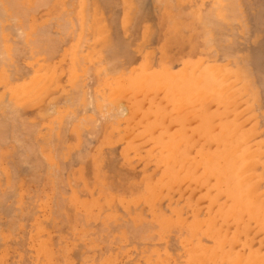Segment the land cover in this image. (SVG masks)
<instances>
[{
	"label": "rangeland",
	"instance_id": "1",
	"mask_svg": "<svg viewBox=\"0 0 264 264\" xmlns=\"http://www.w3.org/2000/svg\"><path fill=\"white\" fill-rule=\"evenodd\" d=\"M1 1H3L4 3H3V6L5 5V7L9 4V5H11L12 4V2H13V5H11V7L12 6H14V7H12L13 9H11V7L10 6H7V7H10V9H8V10H10V11H12V12H7V11H5L4 12V14L6 15V12H7V14L8 15H10L11 13H12V15L14 14V16L13 17H15V14L16 13H18V15L19 16H24L25 14H27V16L29 17H27L26 15H25V18L22 16V20L24 21H26L27 23H28V21H29V19H30V21L32 20L33 22L31 23L30 21V23L29 24H32L33 25V23L35 22V21H37V23H34V24H36V25H38V26H40V22H42L43 21V23L45 24V22H44V20L45 21H47V19H48V22H50L49 20H52V17H56V19L59 17V16H62L63 14H61L60 15V13H62L64 10L65 11H68V8H65V5H66V7H68V3H70V7L69 8H71V9H69L70 11H69V14L71 13V16L73 17V18H75L74 20L76 21L75 23H78V25L77 24H75L74 23V20H73V18L69 15V14H65V16H64V18L65 19H67V22H69L70 23V25H69V23L68 24H66V25H68V26H66L65 27V25H62V26H60V27H65L64 29L66 30V32H68L67 31V29H68V27L69 26H71L72 28H74V29H72V28H70L69 27V29L68 30H70L71 32H69V33H65V30H64V32L63 33H65L66 34V38L67 39H69V40H67V39H64L65 37H61L62 39H59V37H60V35L62 36L63 34H60L59 35V33H60V28L56 25V24H54V22H57L58 20H56V21H52L53 23V25H50L52 28H51V30L53 31V33L54 34H56V32H54L55 30H59V32H58V36L59 37H55V35L54 34H52V35H50V34H48L49 35V39L53 36V37H55L54 39L56 40V38H58L57 40H58V42H56L54 39V41L53 42H56V43H53V42H51L52 41V38H51V41L50 40H48V35L46 36V37H39V36H43V34L44 33H42V32H40L41 30L43 31V28H39V27H37V28H39L40 30H30L29 29V27H32L31 25L28 27V25H27V31H29L30 33H33V31H35L34 32V36H32L34 39H35V34L37 33V34H39V35H36V38H38V40L40 41L39 43H41L42 45H43V43L42 42H46L47 40L52 44V46L54 47V45L53 44H58L59 43V41L60 40H67V42H65L64 41V43L63 42H61L60 44H58V45H60L59 46V49L58 50H55L53 47H51V48H49L51 51H52V53H53V50H55L54 51V53L53 54H51L50 52V50H48V45L50 44H48L47 42H46V44H44V45H46L47 46V48L44 46V48H46V51L48 52L49 51V54H47V52L42 48L43 46H40L39 44H38V40H34L33 38H26V39H28L29 41H28V43H27V41H24L23 39H22V37H21V39L20 40H23L24 42H25V44H23L22 42H20V40H18V38L20 37V36H18V32H16L15 30L19 27H16L19 23H20V21H19V23H17V24H15L19 19L17 18V21L14 23V18H12V17H10V16H8L7 18H5V15L3 14V13H1V9H0V14H2L3 15V17H1L2 18V21H3V19H5V20H8V21H11L10 23H11V25L8 23V21H5V22H7V24H8V26H5L6 28H3V30L4 29H8L7 27H9V30H11V26L12 25H14L15 24V26L14 27H16V28H14L13 29V26H12V30L14 31H12V34H11V36L12 37H10L9 36V34H10V32H7V33H9L6 37L7 38H9V40H13V38L15 39L14 41H18V42H20L19 43V45L18 46H21V47H18L19 49L21 48V49H23V50H26V48L27 47H24V45L25 46H27L28 44H30L29 42H30V39L32 40V43H34L33 44V46L35 47V48H33L32 46H31V44H30V46L28 45V50L30 49L29 47H31V48H33L34 50L33 51H35V49H36V47H38L39 48V46L42 48V50H40V51H42V52H44L43 54H41V53H39L38 54V52L37 51H39V50H37L36 49V54L34 55V57H33V54H32V49H30V52H31V54H30V52H25V56H27V58H25L24 57V55H22V56H20L22 53H23V50H22V53L19 55L20 57L18 58V63H17V60H16V56H15V59H14V61L16 60V62H14L13 61V57L9 60H7V62H8V64H10L11 62V64L10 65H12V66H9L8 67V65H7V67H6V60H4V63H6V64H4L3 66H4V68L3 67H1V71H4V72H6L7 71V73H9L8 75L6 74V76H8L9 78L11 77V79H9V78H7L1 71V73L4 75H1L0 74V76H1V78L4 80V78L3 77H5V79H8V82H6L7 80H4V82L2 81V79L0 78V81H2V82H0V102H1V104H0V120H2V121H0L1 123H0V136L3 134V133H5L6 135H7V137L6 136H4L5 134H3L1 137H0V192H2L3 191V194H1V195H3V199H2V196L0 195V227L2 228L3 226V228L1 229L0 228V231L1 230H4V231H6L7 230V232L6 233H8L7 234V236H5L4 234H3V236H2V234H0L1 236H2V238H1V236H0V238H1V240H0V245H1V247H0V251H3L4 250V248H6L5 250H6V252L7 251H9V252H7L6 254H5V257H0L2 260H3V262L1 261L0 263L1 264H7V262H8V264H9V262L10 263H12V264H36L37 262H36V260H38V258H40V256H42V254H44L45 255V258H46V260H47V262L49 261V260H51L52 259V261H50V262H52V264H54L53 262L55 261V263L56 262H59L60 264H103V263H105V264H152V262H151V260L154 258L155 260L158 258V257H156V256H159V254L160 253H163V254H165L166 255V252H164L165 251V249H166V251H170V249L172 250L171 251V255L175 252L176 253V251H178V250H181V251H178L179 253H176L177 255L179 254V255H181L178 259H180V258H182L181 260H178V262L176 263V264H187V260L188 259H191V258H194L195 256H196V254H200L201 253V255L203 254V255H205V253L207 252L206 251V248H204V245L205 244H207L208 243V254L209 255H211L212 254V252L214 251L213 249L215 248V247H217V248H215V250L216 249H218L216 252H217V254L220 252V250L222 251V253L224 252L225 254H221V255H215L214 256V253H213V256L215 257V258H207L206 257V255H207V253H206V255L204 256V258L206 257V260H207V262H206V264H217V262L219 261V260H221V258H225L226 260H225V263L226 262H228L227 264H233V262H229V260L230 261H233V260H235V259H237L240 255H243L244 253V255L242 256L243 258H248V256H250V254L252 255L253 253H257L258 254V252L259 251H257V247L259 246V249H260V252H259V254L262 252V250H263V252H264V231L261 229V231H258V230H260V228L262 227V223L264 222V221H261V220H264L263 218H264V215H263V210H262V204H264L263 202L264 201H262V199H264V197L262 198V195L264 196V194H262L263 192V190L261 191L260 189H258V190H260L259 192H262V193H260V195L259 196H261V200H259L258 201V199H260V198H255V196H256V194H258L259 192H257L256 194H254V195H252V197H250V198H255V199H257V200H255V202H256V206H254V208L256 207V209L254 210V212L257 210V211H259V209L261 208V211H259V212H261L260 213V216L258 215V214H255V220H256V215H258V218H257V220L256 221H258L260 218L259 217H261V219H260V222H262L261 224H260V222H257V224L256 225H261V227H259V228H257L255 225H253L255 228L253 229V226H252V223H253V221H254V218L249 222V221H247V222H249L250 224H251V227H252V229L249 227L250 226V224L248 223V225L249 226H247V228L244 226V230L243 229H241V230H243V231H247L246 229H248V228H250V229H248L249 230V232L247 233V234H249V235H247L246 233L244 234V232L242 231L241 233H240V235L238 234L237 236L239 237L240 236V240H238V241H236L235 243H233L234 242V240L235 239H237L236 237H234L236 234H237V230H236V234L233 236L234 237V240H232L233 238H230L231 236H232V231L234 230L233 228L236 226V225H234V224H237L238 226L237 227H235V229L236 228H241V226H242V224H241V220L239 219V222H237V223H235V219L238 217V218H240L239 216V214H240V211H241V209H238V205H240L241 204V206H245V204L243 203L244 201H240V204H238V203H234V202H236V199L234 198V195H233V193H230V189H227V188H230V185L229 184H227V182L226 181H224V185L222 184V183H220V185L219 184H217L218 182V180L214 177H212V175L210 176L208 173H206V171H204V169L205 168H201L202 166L203 167H205V165L203 164V162H205L204 160H202L201 158V156H202V151H204V152H207L208 153V151H209V153H210V150L212 151V152H214L215 151V149L217 150V148L219 149V147H215V146H213V145H216V144H218L219 143V145H220V147L221 146H223L224 145V143L225 142H227V143H229V142H231L232 140V137H233V141L234 142H237V141H240L241 140V138H242V140H243V138H245V137H243L242 135H244V134H241L242 133V130L244 131V129H245V131H246V129L247 128H249V126H253V127H251V129H253V128H256V129H254V130H256V131H258L259 130V133L257 132L256 134H254V132H256V131H254V130H249V129H247V132L246 133H250L251 131H253L252 132V134H246L245 133V136H250V137H252V138H250V137H247L248 138V140H245L244 139V141L246 142H242L244 145H247L248 144V141H249V143H253L254 141H262L264 138V136L262 137V135H264L263 133H264V130H261V128L263 127V125H264V0H253L254 2H252L251 3V0H242L243 1V4H244V6H246V4H249L250 3V5H248L247 7H249V8H247V7H244V10H247V11H244V12H248L247 14L246 13H244L243 11H241V13L240 14H243V16L245 17V19H247V25L245 24V23H239L241 20H242V18H243V16H238V17H240L241 18V20L240 21H237L238 19H237V17H236V19L237 20H234L235 21V23L233 22V20H232V18L233 17H231V16H229L228 17V19H226V17L224 18V19H226L225 21H226V23H224V20H222V18L219 16V14H217L216 13V10H215V8H217V7H219L218 5L219 4H216V6L217 7H213L214 6V4L215 3H218V2H215V0H213V2H214V4H213V2H212V0H134V1H132V0H130V1H128V0H92L95 4L97 3V6L92 2L91 3V0H89V1H87V0H76V1H74L73 2V0L72 1H70V2H68L69 0H65V3H64V0H58V1H56V0H50L49 1V3H48V0H47V2L45 1V0H43L42 1V3H41V1H36V0H24L23 1V3H22V0H21V3H20V5L22 6V8H21V6L19 5V1L17 0V1H15V0H13L12 2H11V0L9 1V0H1ZM8 1H9V3H8ZM15 1V2H14ZM33 1L34 2H36V3H33ZM52 1V2H51ZM56 1V2H55ZM62 1H63V3H62ZM83 1L85 2V4L86 5H88V2H90L89 3V7L87 6V8H90V9H88V10H90L89 12H87L88 10L86 9V6H84L85 8L83 9L82 7V5H84L83 4ZM127 1V2H126ZM137 1H139V2H137ZM155 1V2H154ZM167 1V2H166ZM176 1H178V2H176ZM181 3H180V2ZM202 1V2H201ZM205 1V2H204ZM218 1V0H217ZM27 2H28V4L31 6L30 7V9L27 11V10H25L24 8H23V6L25 7H27V9L29 8V5H27ZM39 2L41 3V4H39ZM44 2H46V4H44ZM51 2V3H50ZM67 2V3H66ZM131 4H130V3ZM132 2H133V4H132ZM208 2V3H207ZM238 2V1H237ZM240 2H241V0H240ZM239 2V3H240ZM248 2V3H247ZM11 3V4H10ZM33 3V4H32ZM59 3V4H58ZM60 3H62V4H60ZM134 3H136L135 5H134ZM143 3V4H142ZM154 3V4H153ZM166 3V4H165ZM169 3V4H168ZM207 5H206V4ZM209 3H211V5H213V6H210L209 7ZM255 3V4H254ZM259 3H260V5H259ZM7 4V5H6ZM16 4H18L19 6H20V9L22 10H25L24 12H25V14H24V12H23V10H22V12L23 13H20L21 11H19L18 12V10H20L19 8H16L15 6H17L18 7V5H16ZM32 4V5H31ZM49 4V5H48ZM74 4V5H73ZM111 4V5H110ZM172 4V5H171ZM182 4V5H181ZM204 4H205V6H204ZM209 4V5H208ZM243 4H242V7H243ZM252 4V5H251ZM258 6H257V5ZM263 4V5H262ZM42 5V6H41ZM48 5V6H47ZM91 5L94 7L95 6V12H93V7H91ZM110 5V6H109ZM134 5V6H133ZM159 5V6H158ZM2 6V7H3ZM44 6V7H43ZM73 6H74V12H73ZM133 6V7H132ZM136 6V7H135ZM186 6V7H185ZM239 6V5H238ZM7 7H6V9H7ZM35 7V8H34ZM55 7V8H54ZM109 7V8H108ZM241 6H240V8H242ZM15 8V9H14ZM128 8V9H127ZM140 8V9H139ZM214 8V9H213ZM239 8V7H238ZM252 8V9H251ZM253 8H255V9H253ZM17 9V10H16ZM31 9L33 10V11H31ZM63 9V10H62ZM67 9V10H66ZM132 9V10H131ZM146 9V10H145ZM179 9V10H178ZM191 9H192V11H191ZM200 9H202L201 10V12H203L202 13V15H203V18H202V16H201V12H199V10ZM204 9V10H203ZM212 9V10H211ZM250 9L252 10V11H250ZM15 10V11H14ZM57 10V11H56ZM83 10L84 11H86L87 12V14H83ZM131 10V11H130ZM139 10V11H138ZM173 10V11H172ZM198 10V11H197ZM209 10H211V13H213V14H216V15H211L210 14V12L207 14L208 16H210L209 17V19L211 20H208L207 19V15H206V13L205 12H208ZM242 10H243V8H242ZM254 10H256V11H254ZM27 11V12H26ZM44 11V12H43ZM56 11V12H55ZM112 11V12H111ZM126 11H128V15L130 16V19H129V21H128V15H127V12ZM130 11V12H129ZM142 11V12H141ZM171 11V12H170ZM177 11V12H176ZM179 11V12H178ZM184 11V12H183ZM219 11V9H217V12ZM51 12V13H50ZM93 12V13H92ZM109 12H111V13H109ZM126 12V13H125ZM132 12V13H131ZM134 12V13H133ZM140 12H141V14H140ZM145 12V13H144ZM164 12V13H163ZM194 12V13H193ZM220 12V11H219ZM240 12V11H239ZM243 12V13H242ZM21 15H20V14ZM29 13V14H28ZM66 13V12H65ZM90 13H92V14H94V15H92V14H90ZM114 13V14H113ZM170 13V14H169ZM172 13V14H171ZM190 13V14H189ZM204 13H205V15H204ZM74 16H73V15ZM84 16H83V15ZM111 14H113V15H111ZM169 14V15H168ZM180 14V15H179ZM210 14V15H209ZM261 14V15H260ZM17 15V14H16ZM17 15V17H19ZM29 15H32V16H29ZM70 16V18L68 19V17ZM132 15V16H131ZM134 15V16H133ZM140 15H143V16H140ZM178 17H177V16ZM218 15V16H217ZM246 15V16H245ZM1 16V15H0ZM88 16L90 17V18H88ZM94 16L95 17H97V21H100V22H95V20H94ZM126 16V17H125ZM136 16V17H135ZM170 16V17H169ZM200 16V17H199ZM205 16H206V18H205ZM214 17V19L215 18H217V17H220V19L219 18H217V20H214L213 19V17ZM217 16V17H216ZM259 16H260V18H259ZM34 17V18H33ZM67 17V18H66ZM83 17H86L85 19H88V22L87 21H85V19H83ZM141 17V18H140ZM247 17V18H246ZM10 20H9V19ZM20 19H21V17H19ZM26 18H27V20H26ZM32 18V19H31ZM44 18H46V19H44ZM136 18V19H135ZM179 18V19H178ZM235 18V17H234ZM13 19V20H12ZM16 19V18H15ZM58 19H63V17H61V18H58ZM77 19V20H76ZM79 19V20H78ZM94 20V22L93 23H91L92 21H90V23H89V20ZM123 19H124V22H123ZM164 19V20H163ZM168 19V20H167ZM200 19H201V21H200ZM213 19V20H212ZM244 19V18H243ZM259 19V20H258ZM64 20V19H63ZM63 20H61V21H63ZM72 20V21H71ZM111 20V21H110ZM203 20H204V22H203ZM207 20V21H206ZM218 20H220L222 23H220V21L218 22L219 24H220V26H221V24H222V26L220 27L219 26V24L218 23H216V21H218ZM229 20V21H228ZM230 20H232L231 22H230ZM0 22L1 23V25L4 23V22ZM12 21H13V23H12ZM61 21H60V23H61ZM132 21V22H131ZM135 21V22H134ZM171 21V22H170ZM177 21V22H176ZM230 23H228V22ZM47 22V23H48ZM83 22V24H85V22L86 23H88L87 25H89V26H91L90 24H93L92 25V27L89 29V28H87L86 27V24L85 25H83V24H80V23H82ZM104 22H105V24L107 25V26H105V29L103 30V32L101 31V32H99L98 33V29L97 28H99V26L101 27V28H99V31L100 30H102L103 28H102V26L101 25H103L104 24ZM123 22V23H122ZM150 22V23H149ZM162 22V23H161ZM206 22H208V23H206ZM245 22H246V20H245ZM256 22V23H255ZM43 23H41L42 24V26L44 25ZM47 23H46V25H47ZM51 23V22H50ZM66 23V22H65ZM64 23V24H65ZM72 23H74V24H72ZM94 23H96V24H94ZM110 23V24H109ZM126 23V24H125ZM127 23H130V24H128L127 25ZM202 23H204V24H202ZM210 23V24H209ZM212 23V24H211ZM213 23H214V26H213ZM215 23H216V25H215ZM228 23V24H227ZM259 23V24H258ZM21 26H22V28L20 27V29H23V25L25 24V22H24V24L22 23V21H21ZM58 24V23H57ZM61 24H63V22L61 23ZM132 24V25H131ZM135 24V25H134ZM137 24H138V26H137ZM150 24V25H149ZM205 24H209L208 26L207 25H205ZM224 24H226V25H224ZM233 24V27L232 26H230V25H232ZM262 24V25H261ZM20 25V24H19ZM49 25V24H48ZM48 25H47V28H48ZM79 27V28H81V31H82V29H84V33L83 32H79V30L80 29H78V28H76L77 29V31H75V27H77V26ZM81 25L83 26V28L81 27ZM152 25V26H151ZM155 25V26H154ZM172 25V26H171ZM229 25V26H228ZM241 25V26H240ZM242 25H243V27H242ZM250 25V26H249ZM26 26V25H25ZM24 26V27H25ZM49 26V27H50ZM56 26V27H55ZM94 26V27H93ZM124 28H123V27ZM126 26V27H125ZM127 26H128V28H127ZM131 26H134L133 27V29L131 28ZM224 26H225V28H224ZM227 26H228V28H230V29H228L227 28ZM238 26V27H237ZM260 26V27H259ZM1 27H3V26H1ZM44 27V26H43ZM136 27V28H135ZM211 27V28H210ZM219 27V28H218ZM36 27H35V29H37ZM86 28V29H85ZM93 28V29H92ZM95 28V29H94ZM109 28H110V30H109ZM129 28H131V30H132V33H131V30L129 29ZM149 28V29H148ZM150 28H152V30L150 29ZM220 29V30H213V29ZM224 28V32L226 33V35H225V33L224 32H222L223 29ZM227 28V29H226ZM260 28V29H259ZM25 29H26V27H25ZM32 29V28H31ZM34 29V28H33ZM49 29V30H48ZM47 29V31L44 29V31L45 32H49L50 33V28H48ZM209 29V30H208ZM210 29H212V31H210ZM235 29V30H234ZM237 29V30H236ZM1 28H0V31H3ZM8 30V31H9ZM94 30V32H92ZM96 30V31H95ZM107 30V31H106ZM128 30V31H127ZM129 30H130V32H129ZM234 30V31H233ZM18 31V30H17ZM36 31H39V33L38 32H36ZM51 31V32H52ZM63 31V30H62ZM73 31H75V33L73 32ZM86 31V32H85ZM149 31H150V33H149ZM206 31L208 32V33H206ZM218 31H221L220 32V34H219V32ZM228 31V32H227ZM135 32H137V33H135ZM148 32V33H147ZM209 32L211 33L212 32V35H208L209 34ZM213 32H215L214 34H213ZM229 32H231L230 34H228ZM2 33V32H1ZM0 33V34H1ZM3 33H6L5 31H3ZM6 33V34H7ZM25 33H27L26 31H25ZM82 33L86 36H84V38L86 39H83V36H82ZM91 33V34H90ZM118 35H116V34ZM128 33H129V35H128ZM136 35H135V34ZM218 35H217V34ZM237 35H236V34ZM261 33V34H260ZM5 34V35H6ZM13 34H14V36H13ZM27 34H29V33H27ZM26 34V36H28ZM46 34V33H45ZM70 34V36H67V35H69ZM71 34H73V35H71ZM81 34V35H80ZM93 34V35H92ZM106 34V35H105ZM119 34H121V35H119ZM123 34V35H122ZM133 34V35H132ZM151 34V35H150ZM205 34V35H204ZM222 34H223V36H222ZM17 35V38H15V36ZM32 35V34H31ZM31 35H30V37H31ZM75 35V36H74ZM87 35L89 36V37H87ZM90 35H91V37H90ZM105 35V36H104ZM107 35H108V37H109V39L110 40H108L107 38ZM110 35V36H109ZM128 35V36H127ZM141 36V37H139V36ZM148 35V37H146ZM149 35H150V37H149ZM207 35L209 36L208 38H207ZM260 35V36H259ZM2 36V35H1ZM9 36V37H8ZM26 36H24V37H26ZM51 36V37H50ZM64 36V35H63ZM102 36V37H101ZM134 36V37H133ZM203 36H205L204 38H203ZM216 36H219L218 37V39H215L216 38ZM222 37V41H225V45H224V43H221L222 41H221V39H219V38H221ZM228 36H229V38H230V36H231V40L228 38ZM3 37H5L4 35H3ZM5 37V38H6ZM23 37V38H24ZM74 37V38H73ZM79 37V38H78ZM80 37H82V38H80ZM93 37V38H92ZM104 37V39H105V41L107 40L108 42H105L104 40V43H103V41L100 39V38H103ZM127 37H128V40L130 39V37H131V40H133V41H131V40H127ZM133 37V38H132ZM139 37V39H137V38ZM145 37V38H144ZM201 37V38H200ZM212 38V40L215 42H212V40H211V38ZM213 37H215L214 39H213ZM235 38V40H233V38ZM238 38V40H237V38ZM261 37V38H260ZM5 38H2L3 39V41L5 40ZM11 38V39H10ZM40 38V39H39ZM44 38L46 39V41H42L41 42V39L42 40H44ZM78 38V39H77ZM87 38H88V40H89V42H90V40H95V41H97L98 39H99V41L101 40L102 42L101 43H103L102 45H101V43L100 44H98L97 45V49L95 50L94 49V47H95V45L93 44V42H91V44L92 45H90V43H89V45L87 44V43H85V41L87 42L88 40H87ZM90 38V39H89ZM118 38V39H117ZM151 38V39H150ZM206 38H207V40H206ZM225 38V39H224ZM25 39V38H24ZM79 39H83V41L82 42H84V43H82L81 42V40H80V43H82V44H80L79 43ZM146 39V40H145ZM226 39H228V40H226ZM0 40H1V38H0ZM9 40L7 39V41L6 42H3L4 44L5 43H9ZM123 40H125V41H123ZM140 40H142V41H140ZM143 40L144 41H146V42H143ZM147 40H148V42H147ZM218 41V42H216V41ZM230 40V41H229ZM14 41H12V43H11V46H12V44H13V47H15V44H14ZM35 41V42H34ZM115 41V42H114ZM122 41V43L120 44V42ZM127 41H128V43H127ZM137 41V42H136ZM139 41V42H138ZM205 41V42H204ZM221 41V42H220ZM228 41V43L226 44V42ZM233 41V42H232ZM236 41V42H235ZM251 41V42H250ZM109 42H111V43H113L114 45H112L111 43H109ZM118 44H117V43ZM129 42H131V43H129ZM134 42H136V44L138 45V43H140L141 42V44H139L138 46H136V48H139L140 47V49H141V47L143 46V45H145L144 47H142V51L140 52V50H136V48L134 47L136 44L134 43ZM142 42L144 43V44H142ZM209 42H211L210 44H209ZM1 43V42H0ZM2 43V44H3ZM22 43V44H21ZM37 43V44H36ZM66 43V44H65ZM95 44H96V42H94ZM125 43V44H124ZM135 44V45H130V44ZM206 43H208V44H206ZM231 43H233V45L231 44ZM235 43V44H234ZM3 44V45H4ZM18 44V43H17ZM21 44V45H20ZM27 44V45H26ZM51 44L49 45V47L51 46ZM65 44V45H64ZM77 44H80L81 45V50H82V47H84L83 49L85 50V52H81L80 51V45H77ZM117 44V46H115ZM130 45V47H132V49H135V51L134 50H132L131 48H128V46ZM216 44V45H215ZM231 44V45H230ZM237 44V45H236ZM2 45V46H3ZM6 45V44H5ZM8 45H10V43L8 44ZM36 45V46H35ZM58 45H56L57 47H58ZM110 45H112V47H113V52H112V50H111V53H109V51H110V49L109 48H111V47H109ZM148 45V46H147ZM211 46L210 47V49L212 48V51L209 49V46ZM214 47H213V46ZM229 45V46H228ZM66 46V47H65ZM79 46V47H78ZM108 46V47H107ZM121 46V47H120ZM127 46V48H125V47ZM150 46V47H149ZM152 46V47H151ZM215 46H218L217 48H219L218 50H216L217 48L215 47ZM221 46V47H220ZM224 48H226V49H224ZM10 47V46H9ZM61 47V48H60ZM76 47L78 48V49H76ZM85 47H90L92 50H94V52L92 51V55H89V56H86V55H88V49L87 48H85ZM106 47H107V51L105 50L106 49ZM120 47V48H119ZM149 47V49H151V50H153L154 52H150V50H148V54H147V52H146V48H148ZM205 47V48H204ZM207 47V48H206ZM6 48H8V46H6ZM3 49V47H2V51H4L5 50V52H9L10 51V49H12V47L11 48H8V49ZM16 48V47H15ZM17 48V49H18ZM56 48V47H55ZM64 48H66L65 50H64ZM75 48V49H74ZM102 48H103V50H102ZM114 48H115V50H114ZM154 48V49H153ZM231 50H230V49ZM0 49H1V46H0ZM76 50V52H79L80 54H84V56L83 57H85V59H83V57H81L82 55H79V53L78 54H76V52L74 51V50ZM112 49V48H111ZM130 49V50H129ZM170 49V50H169ZM199 49V50H198ZM224 49V50H223ZM246 49V50H245ZM15 50V49H14ZM65 52H64V51ZM84 50H82V51H84ZM203 50V51H202ZM210 50V51H209ZM220 50V51H219ZM12 52H13V49L11 50ZM11 51H10V53H11ZM18 52V54H19V51L20 50H17ZM39 51V52H40ZM75 52V53H72V52ZM86 51H87V53H86ZM89 51H91L90 49H89ZM105 51L106 53H104V54H106V55H104V54H102L103 52ZM118 51V52H117ZM120 51H121V53H120ZM128 51H130V52H128ZM199 51V52H198ZM231 53H230V52ZM233 51V52H232ZM4 52V53H5ZM8 52L6 53V54H4V55H6L7 57H10V55H13V53H11V54H9V56H8ZM138 52V53H137ZM149 52H150V54H152L151 56H148V55H150L149 54ZM208 52V53H207ZM216 54H215V53ZM223 52V53H222ZM226 52V53H225ZM2 53V52H1ZM16 53V52H15ZM27 53L28 54H30V56L29 55H27ZM113 53H116V54H113ZM119 53V54H118ZM130 53V54H129ZM132 53H133V55H132ZM136 53V54H135ZM159 53V54H158ZM18 54H17V56H18ZM90 54H91V52H90ZM109 54H111L112 56L113 55H115L114 56V59H113V57H108V56H110ZM121 54H122V56H124V57H126V58H124V57H122V59H121ZM128 54V55H127ZM142 54V55H141ZM146 54V55H145ZM232 54V55H231ZM44 55H45V58H44ZM73 57L74 55H79L78 57H80V58H78L79 60H77L76 59V61H78V64H80V63H82L81 65H79L78 66V64H74V63H76V62H74L75 61V56L73 57V60L71 59L72 57ZM107 56L106 58L105 57H102V56ZM143 55H144V57H143ZM190 55V56H189ZM230 55V56H229ZM240 55V56H239ZM0 56H1V54H0ZM28 56H29V58H28ZM46 56H47V59H46ZM48 56H50L49 58H48ZM63 56V57H62ZM116 56L118 57V56H120V57H118V59L116 58ZM130 56H131V58H130ZM146 56V57H145ZM147 56H148V58H147ZM237 56V57H236ZM6 57V58H7ZM89 57V58H88ZM97 58V59H95V60H93V62H91L92 61V59H94V58ZM217 57V58H216ZM236 57V58H235ZM241 57V58H240ZM1 58H2V56L0 57V60H1ZM76 58H77V56H76ZM100 59V61H98L99 59ZM103 58V59H102ZM110 58V59H109ZM130 58V64H126V63H128L129 62V59ZM204 58V59H203ZM206 58V59H205ZM208 58V59H207ZM226 58V59H225ZM229 58V59H228ZM243 58H244V60H243ZM3 59H5V56L3 57ZM21 59V60H20ZM28 59V60H27ZM63 59H65V60H63ZM81 59H83V61L84 62H82L81 61ZM115 61V59L118 61V63H117V61H113V60ZM179 59V60H178ZM203 59V60H202ZM220 61H219V60ZM222 59V60H221ZM228 59V60H227ZM32 60V61H31ZM90 60V61H89ZM105 60V61H104ZM110 60H111V62H110ZM121 61V63H119L120 61ZM147 60H149L148 62H147ZM230 60V62H227V61H229ZM235 60V61H234ZM238 60L241 62V63H239L238 62ZM243 60V61H242ZM36 63V64H33L34 62ZM55 61H57V62H55ZM86 61H88V63L86 62ZM97 61V62H96ZM109 61V63H113L112 65L113 66H115L114 64H116V67L118 66V68L116 69V67H113L111 64H110V66H109V63H107ZM113 61V62H112ZM125 61H128V62H125ZM152 61V62H151ZM202 61V62H201ZM207 61L209 62V65H208V63H207ZM222 61V62H221ZM224 61H226L227 63H228V65H227V63H224ZM3 62V60L1 61V63ZM29 62V64H26V63H28ZM104 62L106 63V64H108V65H105L104 64ZM123 62V63H122ZM151 62V63H150ZM215 63L217 66H218V62H220L219 64H221L222 63V65H226L225 66V69L223 68V66H222V68L224 69V70H226V71H224L222 68H221V65L218 67V69H220V70H218L217 68H216V65H215V67L214 68H216V70L213 68V70H212V67L214 66H210L212 63ZM246 62V63H245ZM0 63V64H1ZM17 63V64H16ZM22 63V64H21ZM60 63V64H59ZM83 63H87L86 65H83ZM91 63V64H90ZM95 63V64H94ZM98 63V64H97ZM101 63H103V64H101ZM135 63V64H134ZM149 63L151 64V65H149ZM200 63V64H199ZM204 63V64H203ZM224 63V64H223ZM233 63V64H232ZM244 63V64H243ZM3 64V63H2ZM1 64V65H2ZM14 64H16V65H14ZM33 64V65H32ZM52 64V65H51ZM56 64H57V68H56ZM123 64V65H122ZM132 64H134L135 65V67H137L136 69H132L134 66H132ZM195 64H197V65H195ZM229 64L231 65V67L229 66ZM235 64V65H234ZM248 66H247V65ZM0 65V66H1ZM22 66V68H21V66ZM26 65V66H25ZM35 65V66H34ZM73 65H77L79 68L81 67V66H84V67H81V69H79L77 66H73ZM89 67H88V66ZM93 65V66H92ZM122 66L123 68H121L120 67V69H119V66ZM129 65V66H128ZM144 65L148 68V70H144V69H146L145 67H144ZM153 65H155L154 67H153ZM203 65H204V67L206 66V65H208V66H206V68L208 69V70H210L209 68L211 67V70H210V75H211V73H215V72H217V74H215L214 76L216 77V78H218V76H219V78H218V80L219 79H221V77L222 76H225L222 80H220V81H223L224 79L226 80V78L228 79L229 77V79L227 80V82L226 81H223V82H226V83H220V84H224L225 86H227L228 85V87L230 86V84H232L231 86L232 87H230L231 89H234L233 90V93L232 94H230L231 92H229L227 95H224V93L226 92V88H228V87H221V89H220V92L222 91V90H224L225 92H221V96H220V92L218 93L217 92V90L216 89H214L215 87H217V86H211V84L212 85H214V78H212L210 75L208 76V72H207V69H205V68H203ZM238 65H239V67H238ZM14 66V67H13ZM28 66H30L29 68H32V69H30V70H28L29 68H27ZM55 66V69H52V67H54ZM86 66H87V68H88V70H87V68H86ZM105 66H107L108 67V69H107V67L106 68H103V67H105ZM125 66V67H124ZM129 68H131L132 70L131 71H129L128 70V67ZM151 66V67H150ZM158 66V67H157ZM185 66H188L187 68H185ZM194 66H196L198 69H200V71L196 68V67H194ZM199 66V67H198ZM201 66V67H200ZM24 67H25V69H24ZM74 67H77L76 69H74L73 70V68ZM92 67V68H91ZM112 67V68H114L115 70H112V68L110 69V68ZM134 67V68H135ZM170 67V68H169ZM228 67H230V68H228ZM232 67H234V69L232 68ZM235 67L237 68V69H235ZM242 67H243V69L244 70H242ZM14 68V69H13ZM20 68V69H19ZM27 68V69H26ZM85 70H84V69ZM90 68V69H89ZM101 68H103V69H101ZM125 68H127L126 70H125ZM140 68V69H139ZM150 68V69H149ZM165 68H168L167 69V71H166V69ZM193 68V69H192ZM205 69V70H203V69ZM241 68V69H240ZM3 69V70H2ZM6 71H5V70ZM12 69V70H11ZM20 70V72H19V70ZM35 69V70H34ZM38 71H37V70ZM48 69V70H47ZM77 69H79V70H77ZM83 69V71H81ZM100 69L102 70V71H100ZM111 73V71L112 72H114V73H112L111 75H112V78H111V75H110V73L108 74V71ZM123 69V70H122ZM139 69V70H138ZM195 69V70H194ZM230 69H232V70H230ZM251 69V70H250ZM22 70V71H21ZM45 70H47V72H49V74L48 73H46V71ZM53 70V71H52ZM56 70V71H55ZM71 70H73V71H71ZM77 71L76 72V74L78 73H80L79 74V76L80 77H78V78H80L79 80H78V78H77V76H78V74H77V76H76V74H74V73H72L71 74V72H74V71ZM90 71V72H87V71ZM100 72H99V71ZM106 70V72L104 73V71ZM119 70V72L121 71V73H122V75L118 72V73H115L116 71H118ZM168 70H171V71H168ZM184 70H187L186 72H188L187 74H186V76L184 77V75H185V71ZM193 72H192V71ZM203 70V71H202ZM215 70V71H214ZM235 72H234V71ZM242 70V71H241ZM10 71V72H9ZM32 71V72H31ZM44 71H45V73H44ZM51 71V72H50ZM54 71L55 72H57V73H55L54 74ZM80 71V72H79ZM86 71V72H85ZM126 71V72H125ZM129 73H128V72ZM134 73H133V72ZM160 71H162L161 72V74L165 77L168 73L170 74L171 72L173 73L172 75H173V77H178V75L176 74V76L174 75V73L176 72V73H178V74H181L180 75V77H184L183 79H184V81H182V82H184V85L186 84V87H188L189 88V90L187 91V92H185V94L184 93H182L184 96H189V95H187V94H190L191 92H192V90H191V88L194 86L195 88H197L196 86H199L198 88H201V87H203V89L206 87V91H209V90H207V89H209V87L207 86V85H209L210 84V82L212 81V79H213V81H212V83L209 85V86H211V88L212 89H214L213 91H211V92H209V93H211V97L210 98H213V99H210V98H207V99H205V96L207 97L208 95L207 94H205L206 92H202V91H200V89H197V90H199V91H194L195 90V88L193 89V92H195V94H196V96H197V92H202L203 94H201L202 96L205 94V96H204V101L201 99V100H199L200 99V97L199 98H197V97H195V95H192V93L190 94V96L189 97H187V98H192V99H186V100H184L183 99V101L182 100H180V98H181V91H180V89L182 90V89H184V85H183V83H181L180 81H179V79H180V77H178V84L179 83H181V84H179V85H177V84H175L176 82H175V80L174 81H170V84H175L177 87H178V89H179V91H180V94L178 93L177 94V91L176 92H174V95H173V93L171 94V92H168V91H166V90H172L171 88H168L167 87V84L165 85L164 84V80L165 81H169V79L171 78V77H169V76H171V75H168V77H169V79L167 78V76H166V78L167 79H163V76H161V79H163V81H159V80H161V79H159V80H157L156 78L160 75ZM165 71V72H164ZM183 71H184V73H183ZM205 71V72H204ZM218 71H220V73L218 72ZM224 71V72H223ZM237 71H238V73H237ZM246 71V73H244ZM23 72V73H22ZM31 72V73H30ZM37 72L38 73H44V78L43 77H39V75L37 74ZM82 72L83 73H87V76L90 78V79H93L94 77H95V79L93 80V82H92V84L90 83L92 80H90V79H88L89 81H87V82H89V84L87 85L86 84V80H87V78H86V75H84L83 74V79L81 78L82 77ZM93 72V74H91ZM97 72H99L100 73V75L99 76H97L98 74H97ZM103 72V73H102ZM124 72L126 73V74H124ZM131 72L133 73V74H131ZM144 72L146 73L147 72V74L148 73H151V74H153V75H151V74H148V76H147V74H146V76L148 77V79L150 78L151 80H153V79H155V83L153 82V81H151V83H152V85L151 86H153V84H154V86H155V89L158 87L159 88V93L156 91L155 92V89H153V88H151V89H149L150 90V92H147V91H149L147 88L149 87V84H146L147 82L149 83V80H146V76H144V75H142L141 76V74H144ZM157 72V73H156ZM191 72H192V74H191ZM196 72V73H195ZM202 72H204L203 74L201 73V75H200V73ZM207 72V73H206ZM228 74H227V73ZM232 72V73H231ZM242 72V73H241ZM19 73H20V75H19ZM27 73H28V76H27ZM34 73H36L37 74V76L36 77H34L36 74H34ZM51 73H53V75H57L56 77H54V76H51L52 77V79L49 77V75H52ZM88 73H89V75H88ZM155 73H156V76H155ZM167 73V74H166ZM219 73V74H218ZM237 73V74H236ZM26 76H24V75ZM29 74H31L30 76H29ZM34 74V75H33ZM115 74H117V75H115ZM166 74V75H165ZM193 74H195V76L193 75ZM220 74H222L221 75V77H220ZM233 74H234V76H233ZM239 74H241V75H239ZM252 74V75H251ZM22 75V76H21ZM33 75V76H32ZM45 75H46V78L47 77H49V79H47L46 80V78H45ZM70 75H72L73 77L72 78H70ZM90 75H93V78H92V76H90ZM115 75V77H113ZM131 77H130V76ZM134 75V76H133ZM192 75L194 76V77H197V75H200L201 76V78H203V79H206V80H204V81H202V83H204L205 82V84H202L201 82H200V84L199 85H196V84H198L199 82H197L196 84H194L193 85V83H192V81H193V79H194V77L192 78ZM203 75H205V76H203ZM24 76V77H23ZM40 76H42V75H40ZM76 78H75V77ZM84 76H85V78H84ZM104 76V77H103ZM119 76V77H118ZM139 76L140 77H142L143 78V80H146L145 82V84L146 85H148V87L146 86V89L147 90H144L145 89V87H141L140 85H142V83L144 84V81L142 82V79L141 78H139ZM154 76H155V78H154ZM229 76V77H228ZM243 76V77H242ZM34 77V79H32ZM38 77V78H37ZM99 77V78H98ZM110 78V79H107V78ZM121 77V78H120ZM128 77H130V78H128ZM160 77V76H159ZM172 77V80L173 79H175V78H173ZM188 77L190 78L191 77V79H192V81L189 79L188 80ZM209 77H211L212 79H210ZM240 77H242V78H240ZM250 77V78H249ZM12 78L14 79V80H12ZM28 78H30V79H28ZM40 78V79H39ZM43 78V79H42ZM67 78V79H66ZM75 78V79H74ZM98 78V79H97ZM120 78V79H119ZM125 78L127 79L126 80V82H124L125 81ZM139 78V79H138ZM200 78V77H199ZM200 78V79H201ZM209 79V81H207L208 79ZM215 78V79H216ZM232 78V79H231ZM240 78V79H239ZM24 79H28L26 82H24L25 80ZM72 81H71V80ZM84 80V79H86V80H84L83 82H84V86H85V84L88 86V87H84V86H79V85H81L82 84V80ZM122 79H124V81L122 82ZM131 79V80H130ZM134 79V80H133ZM140 80L139 82L137 81V80ZM182 79V78H181ZM182 79V80H183ZM187 79V81H185ZM233 79H235V80H237L235 83L233 82ZM32 80V85L34 86H32V87H30V85H31V81ZM42 80V81H41ZM44 80V81H43ZM76 80H78V82L80 81V83H78L77 84V82L75 83L74 81H76ZM177 80V79H176ZM229 80L231 81V82H233V83H230L229 82ZM250 80H251V82H250ZM36 81V82H35ZM121 81V82H120ZM134 81H137V83H138V87H140V88H138V90H137V92L135 93V95L136 96H134V89L136 90L137 88H136V82H135V87H134ZM161 82L163 85H165L166 86V88H168V89H166L165 87H163L162 88V85H161V83H158V82ZM194 81H195V79H194ZM196 81H199V79H196ZM201 81V80H200ZM220 81H217V82H220ZM243 81H245L244 83L241 82ZM5 82L7 83L6 85H4L5 84ZM40 82L42 83V84H40ZM120 82V83H119ZM207 82H209V83H207ZM216 82V81H215ZM229 82V83H228ZM3 83V84H2ZM22 83H24V84H26L27 83V85H25L23 88H26L27 87V89H26V91L28 92V91H30V92H28L29 94H27V92H26V95H30V94H32V95H30L29 97H26L25 96V91L24 90H22V89H19L20 87L18 86V85H22ZM40 84L39 86L37 85V84ZM64 83V84H63ZM70 83V84H69ZM75 83V84H74ZM100 88V90H99V88H96L94 85L95 84ZM122 83H125L126 84V86H123V85H125V84H122ZM129 83V84H128ZM131 83V84H130ZM140 83V84H139ZM158 84V86H157V84ZM193 85L191 88H190V86H191V84ZM228 83V84H227ZM240 83V84H239ZM247 83V84H246ZM254 83V84H253ZM11 84V85H10ZM23 84V85H24ZM29 84V85H28ZM59 84V85H58ZM92 85V87L93 88H91V85ZM94 84V85H93ZM99 84V85H98ZM169 84V83H168ZM169 84V85H170ZM219 84V86H222V85H220ZM227 84V85H226ZM241 84L242 85H248V87L245 85V88L247 89V90H245L244 91V86H242L241 87ZM252 84V88H253V90H255L256 89V87H259V88H257V89H259V90H255V91H253L252 90V88H251V85ZM12 85H14V89L16 88L17 89V86L19 87L18 89L20 90H18V92H20L19 94H17V90H13L12 89ZM37 85V86H36ZM61 85V86H60ZM78 85V86H77ZM83 85V84H82ZM112 85H113V88H112ZM116 85H118L117 87H116ZM130 85H132L131 86V88L129 87ZM188 85V86H187ZM196 85V86H195ZM203 85V86H202ZM5 86V87H4ZM101 86V87H100ZM104 86V87H103ZM107 86H109V88L107 87ZM111 86V87H110ZM114 86H115V88L117 89L118 88V90L120 89V92L117 90L116 91V89L114 88ZM119 86H121V87H119ZM129 88H128V87ZM157 86V87H156ZM173 85H170L169 87H172ZM181 86V87H180ZM183 86V87H182ZM38 88L39 90H33L32 91V89H35V88ZM73 87V88H72ZM76 87V88H75ZM79 87V88H78ZM89 87L91 88V90L93 91V95L91 96V90L89 89ZM95 87V88H94ZM105 87H107V88H105ZM124 87V88H123ZM161 87V88H160ZM173 87H175V86H173ZM177 87H175V88H177ZM180 87V88H179ZM185 87V89L187 90L188 88H186ZM28 88H29V90H28ZM36 88V89H37ZM63 88V89H62ZM80 88H81V90H80ZM121 88H123L122 89V91H121ZM157 88V89H158ZM223 88V89H222ZM248 88H250L249 90L250 91H248ZM15 91V93L17 94V95H14V94H11V93H13V91ZM74 91H73V90ZM79 89V90H78ZM83 89L84 90H88V91H90V92H88V91H83ZM104 89L106 90L105 92H107V93H105L104 92ZM114 89V90H113ZM126 90V92H125V90ZM141 89V90H140ZM156 89V90H157ZM161 89H163V90H161ZM184 89V90H185ZM217 89H218V87H217ZM231 89H229L228 88V90L227 91H230ZM52 90V91H51ZM55 90V91H54ZM151 90H153V91H151ZM174 90H176V89H174ZM211 90V89H210ZM62 91V92H61ZM75 92V93H72V92ZM77 91V92H76ZM84 92V93H86V92H88V94L90 93V95H89V98L87 99V97H86V99L88 100L87 102H89V104L91 103V101H89V99L90 100H92L94 97H95V99H93V100H95L94 102H96V104L94 105L95 107L94 108H92L93 110H91V111H95L94 109L96 108V111L97 110H99V112L98 113H96V114H94L93 112H90L89 114H91V116L92 115H95V118H96V116H97V119H99L98 121L96 120V119H93V118H91V116H90V119H93V123L95 124V121L94 120H96V122H97V125H98V127H100L99 125H100V123H101V127H100V130L98 129V128H96L97 127V125H95L94 127L92 126L93 125V123L90 121V120H88L89 119V115L87 116L86 115V117H85V114H79L80 113V111H81V113H83V111L85 110V106H84V108H83V104H84V101H85V96H84V94L83 93H81L80 94V96H82V94H83V96L82 97H80V99L82 100V98H84V101L82 100V104H80V99L79 98H77L79 95H77V94H79L80 92ZM95 91H97V93L95 92ZM104 93H103V92ZM115 93H114V92ZM140 93H139V92ZM143 91H146L145 93L143 92ZM163 91V92H162ZM189 91H191L190 93H189ZM234 91H237V95H236V92H234ZM21 92H24L23 94L21 93ZM61 92V93H60ZM65 92H67V93H65ZM69 92V93H68ZM79 92V93H78ZM102 92V93H101ZM110 92H113V93H110ZM116 92H119V94H122L123 93V95L122 96H120L121 97V99H119L120 97H118L117 98V96L119 95L118 93L116 94ZM130 92H132V94H133V96H132V94H130ZM166 92V93H165ZM216 94H214V93ZM240 92H242V93H240ZM245 92V93H244ZM251 92V93H250ZM254 92H256V93H254ZM260 92V93H259ZM4 93V94H3ZM48 93V94H47ZM124 93H125V95H124ZM128 93H129V95H128ZM141 93H143V94H145V95H143V94H141ZM149 93H150V95L151 96H157V97H155L154 98V101H153V97L151 98V96L149 95ZM153 93H156L155 95L153 94ZM163 95H165V96H163ZM176 93V94H175ZM212 93H213V95H212ZM218 93V94H217ZM244 93V94H243ZM249 93V94H248ZM257 93L259 94V96L257 95ZM9 94V95H8ZM22 95V97H21V95ZM70 94V96H68ZM73 94H75L74 96H73ZM87 94V93H86ZM96 94H97V96L100 94L101 95V98H100V100H97L98 99V97L96 98ZM107 95L108 97V99H109V101H111V103H113L114 104V106H116V107H112V105L110 106V104H109V106H110V108H109V106H105V109H104V105H105V103L106 102H108L107 100L108 99H106V98H104L105 96H103V95ZM109 94V95H108ZM153 94V95H152ZM159 94H160V96H159ZM168 94H170L171 95V101H173V100H175V101H173L175 104H176V106H174V104H173V102L171 103V101H169L168 99H170V95L168 96ZM226 94V93H225ZM233 94H235L236 96H238V94H239V97H238V99L236 100V96L234 95V97H236L235 98V100H233V102H232V99L234 98H232V99H229L228 97H230L231 95H233ZM248 94V96H250L249 98H247L248 96H246ZM19 95V96H18ZM25 97H24V96ZM59 95V96H58ZM117 95V96H116ZM129 96V98H130V96H131V100L133 101V103H140L139 105H135V104H131L132 103V101H131V103H130V100L128 101V97H125V98H123L122 99V97L123 96ZM147 95V96H146ZM173 95V96H172ZM178 95H181L180 97L178 96ZM218 95H219V97H218ZM223 95H224V97H226V98H224L223 97ZM230 95V96H229ZM246 97H245V96ZM16 96H18V97H20L21 99H15L16 98ZM34 96V97H33ZM87 96V95H86ZM90 96H91V98H90ZM109 96H112V97H109ZM116 96V97H115ZM163 96V97H162ZM168 96V97H167ZM193 96V97H192ZM200 96V95H199ZM213 96V97H212ZM228 96V97H227ZM256 96H258V98L256 97ZM3 97V98H2ZM65 97V98H64ZM67 97V98H66ZM71 97H73V99L74 100H72V98ZM75 97V98H74ZM93 97V98H92ZM113 97L116 99H113ZM135 97V98H134ZM142 97V98H141ZM144 97V98H143ZM146 97V98H145ZM167 98V101H165L166 100V98ZM172 97H174V99L172 98ZM215 97V98H214ZM217 97H218V99L220 98V97H223L224 99H223V104H224V101L227 99H229V100H231V101H229L228 100V103H226L227 101H225V104H227V106L224 104H222V103H219V101L222 99V98H220V100H218L217 99ZM243 97V98H242ZM257 99H256V98ZM69 98L71 99V101L69 100ZM77 98V99H76ZM102 98H104V99H106V101L104 100V99H102ZM112 98V99H111ZM140 99V101H136L135 99ZM148 98H149V100H148ZM164 98V99H163ZM184 98V97H183ZM195 98H197V100L195 99ZM203 98V97H202ZM231 98V97H230ZM240 98H242V99H240ZM247 98V99H246ZM1 99H2V101H1ZM6 99H8V100H6ZM11 99V100H10ZM65 99H66V101H67V103H66V101H65ZM78 100L77 102V104L76 103H74L76 100ZM119 99V100H118ZM150 99H152V101H150ZM157 99H159V103H158V101L156 102V100ZM209 99V100H208ZM215 99H217V100H215ZM240 99V100H239ZM255 99V100H254ZM26 100H28V101H26ZM92 100V101H93ZM134 100L136 101V102H134ZM161 100V101H160ZM190 100H191V102H192V104H191V102H190ZM195 100V101H194ZM250 100V101H249ZM251 100H252V102H251ZM11 101H13L12 103H11ZM39 103H38V102ZM41 101H43V102H41ZM65 101V102H64ZM74 101V102H73ZM102 101V102H101ZM113 101V102H112ZM119 101H120V103H121V105H122V107L125 109V111L127 112H125L124 111V109H122V107L120 106V103H119ZM163 101V102H162ZM196 101H198V102H196ZM239 101V102H238ZM244 103H243V102ZM249 101V103L247 104V102ZM23 102V103H22ZM37 102V103H36ZM72 102H73V104H72ZM98 102H99V104H98ZM103 103V104H101V103ZM155 102V103H154ZM178 102V103H177ZM185 102V103H184ZM190 102V103H189ZM195 102V103H194ZM200 102H202V103H200ZM217 102V103H216ZM221 102V101H220ZM238 102V103H237ZM241 102V103H240ZM256 102V103H255ZM85 103H86V101H85ZM117 103V104H116ZM127 103H129V105L127 104ZM148 103V104H147ZM154 103V104H153ZM163 103H165V105L164 106H162L163 105ZM169 105H168V104ZM200 103V106H198V104ZM211 103V104H210ZM216 103V104H215ZM237 103V104H236ZM240 103V104H239ZM254 104V107H252V109L254 110V108H255V112H253V110L251 109V107L249 106L248 107V105L250 104L251 106ZM258 103V104H257ZM34 104V105H33ZM48 104V105H47ZM68 104V105H67ZM70 104H72V105H70ZM78 104H80V106L78 107ZM88 103H87V105H89ZM116 104V105H115ZM119 104V105H118ZM133 106V108L136 110V108H135V106L136 107H138L137 108V110H139V111H136V112H134V109L133 108H131V105ZM142 104V105H141ZM150 104V105H149ZM152 104V105H151ZM158 104V106L160 105V107L161 108H163V107H165L166 108V110L169 108V110H167V111H164L163 112V110H161L162 112H160V111H156L157 110V108H155V107H157L156 105ZM173 104V105H172ZM193 105V108H195L196 106H198V107H202V106H204V108L202 107L201 108V110H199V108L197 107L196 109H198V110H195L194 112H192L193 111V108L191 109L190 108V105ZM203 104V105H202ZM217 104H219V105H217ZM247 104V105H246ZM1 105H3V106H1ZM6 105V106H5ZM9 105V106H8ZM53 105V106H52ZM66 105V106H65ZM85 105V104H84ZM103 105V106H102ZM107 105V104H106ZM187 105V106H186ZM189 105V106H188ZM196 105V106H195ZM229 105V106H228ZM235 106V107H233V106ZM258 105V106H257ZM5 106V107H4ZM72 106V107H71ZM82 106V107H81ZM121 108H120V107ZM128 106H130V107H128ZM147 106H151V107H149V108H152V110L154 109L155 111H152L151 109H149V110H151L152 112H153V114L155 113V114H158L157 116L158 117H156V116H154L152 113H150V111L148 110V108H147ZM169 106V107H168ZM195 106V107H194ZM208 106H209V108H210V110L208 111L207 109H209L208 108ZM223 107V109H225V111L223 110V109H221L222 107ZM231 106V107H230ZM243 106V107H242ZM245 106H247V108L249 109L248 111H247V108L245 107ZM3 107V108H2ZM51 107H52V109H51ZM77 107L79 108L78 109V111H77ZM87 107V106H86ZM100 107V108H99ZM101 107H103V108H101ZM118 107H119V109H118ZM139 107H140V109H139ZM142 107V108H141ZM159 107V108H160ZM173 107V108H172ZM189 107V109H191V113H190V111H189V109H187ZM218 107H219V109H218ZM232 107L234 108V110L236 111V109L238 108V110L241 108H244L245 107V110L246 111H244V110H242L243 112H240V114H238V115H236V113H238L239 111H237L236 113H234V114H232L233 112H234V110L232 109ZM237 107V108H236ZM260 107H262L261 109L262 110H257V108H259L260 109ZM50 108V109H49ZM64 108V109H63ZM89 108H91L90 106H88V109ZM99 108V109H98ZM108 108L110 109V110H112V108H113V110L112 111H110L113 115H115L114 117H112V115L109 113V110H108ZM114 108H116V109H118V110H114ZM131 108V109H130ZM147 108V109H146ZM159 108H158V110H159ZM175 108V109H174ZM12 109V110H11ZM38 109V110H37ZM81 109V110H80ZM83 109V110H82ZM87 109V108H86ZM101 109V110H100ZM120 109H122L123 110V112L121 111V113H120ZM143 109H145V110H143ZM164 109V108H163ZM174 109V110H173ZM211 109H214L215 111H213V112H211ZM218 109V110H217ZM228 109H230V110H228ZM61 110V111H60ZM104 110V112L103 113H105V112H107V113H109L108 115L109 116H107V115H105V114H107V113H105L104 115H102L103 113H100V112H102ZM131 110H133L132 112L134 113H130V111ZM148 110V111H147ZM165 110V109H164ZM219 110H222L223 111V115H220L219 116V114L217 115V112H219L220 114H222ZM226 110H228L227 112H226ZM3 111V112H2ZM44 111H46V112H44ZM72 111V112H71ZM90 110H88V112H89ZM113 111H114V113L115 112H117V113H113ZM129 111V112H128ZM140 111H141V113H140ZM143 111V112H142ZM173 111V112H172ZM181 111V112H180ZM188 111V112H187ZM196 111H198V112H196ZM201 111H204L205 113L204 114H207V116L209 115L210 116V114H208V112H211L212 114H214L215 113V115H212V117L210 116V118H208L209 120H211V122H212V125H211V122H210V126H212V132H209V130L211 129V128H208V122H209V120H207V123L205 124V126L208 128L207 130L205 129V128H203V126H204V122H205V120L207 119V116H204V115H202V117L204 118L203 119V122H202V118H200L201 117V114H200V112ZM217 111V112H216ZM232 113H231V112ZM249 111H250V113H249ZM8 114H6V113ZM50 112V113H49ZM53 112H56L57 113V115H56V113H53ZM88 112H85L86 114H88ZM157 112V113H156ZM161 113V115H160V113ZM171 112H172V114H171ZM176 112V113H175ZM196 112V113H195ZM207 112V113H206ZM229 112V113H228ZM256 112H259V113H257L258 115V118H259V120L257 119V116L256 115H254L255 117H256V119L254 118V116H253V114H256ZM261 112L263 113V116H261ZM58 113H60V114H58ZM73 113V115H72V117H71V115L69 116V114H72ZM74 113H76V114H74ZM100 113V115H98ZM125 113V115L127 114V116L129 117H127V116H121V115H123ZM130 113V116L128 115ZM147 113V114H146ZM166 113V114H165ZM190 113V114H189ZM194 113H195V115L197 116V118H196V116H194V117H191V116H193L194 115ZM198 113V114H197ZM232 114V116L234 117V118H236V119H234L232 116H231V114ZM241 113H242V115H241ZM246 113V114H245ZM1 114H2V116H1ZM117 114V115H116ZM176 116H175V115ZM183 114H184V116H183ZM203 114V113H202ZM247 114H249L250 116H251V114H252V117H248V115ZM7 117H9V118H7ZM65 115V116H64ZM75 115H76V117H75ZM79 115L81 116H83V118L82 117H80L79 118ZM168 117H167V116ZM228 115V117H232L231 119V121H230V118H226V116ZM245 116V120H243L244 119V116ZM23 116H25V117H23ZM58 116V117H57ZM98 116H100V117H98ZM104 116V117H108V119H107V117L106 118H102V117ZM116 116H118L117 118H120L119 120H117L118 122H116V120H114V118L116 117ZM182 117V119L183 120H185L186 118L188 119V120H185V122L181 119V118H178V117ZM213 116H215V117H213ZM246 116H247V118H246ZM261 116V117H260ZM13 117V118H12ZM29 117V118H28ZM49 117V118H48ZM53 117V118H52ZM69 117V118H68ZM87 118V121L88 122H91V124H88V122L87 121H84V120H86L85 118ZM93 117V116H92ZM111 117V118H110ZM124 117H127L126 119H124ZM163 117V118H162ZM173 117V118H172ZM177 117V121H174V120H176L175 118ZM37 118V119H36ZM71 118V119H70ZM156 118V119H155ZM165 118V119H164ZM168 118V119H167ZM185 118V119H184ZM192 118H196V119H192ZM201 119V121L200 120H197V119ZM224 118V119H223ZM241 118V119H240ZM8 119V120H7ZM53 119V120H52ZM56 119H58L57 121H56ZM68 119V120H67ZM70 119V120H69ZM72 119H75L74 121H72ZM79 119V120H78ZM81 119V120H80ZM82 119H84L83 121H82ZM103 119V120H102ZM113 119V120H112ZM116 119V118H115ZM130 119V120H129ZM153 119L154 120H157L158 119V121H155L156 123L154 124L153 123ZM163 119H164V121H163ZM171 119H173L172 120V122H171ZM222 119V120H221ZM240 119V120H239ZM247 119V120H246ZM4 120H7L6 122L4 121ZM17 120V121H16ZM21 120V121H20ZM65 120V121H64ZM162 120V122H160ZM170 120V121H169ZM181 120V121H180ZM192 120V121H191ZM218 121L217 123H216V121ZM220 120V121H219ZM228 120V122L230 121V122H232V123H230L229 125H227L228 123H226L225 125H224V123H225V121H227ZM236 120H239V121H237L236 122V126L238 125L239 126V128H238V126H237V128L238 129H236V126L234 125V126H232L233 125V121H234V123H235V121ZM243 120V121H242ZM20 121V122H19ZM71 123H73V124H71ZM77 121V122H76ZM101 121V122H100ZM115 121V122H114ZM191 121V122H190ZM241 121V122H240ZM244 121H246V122H244ZM254 122V124H253V122ZM258 123H257V122ZM3 122V123H2ZM27 122V123H26ZM40 122V123H39ZM44 122V123H43ZM75 122V123H74ZM86 122V123H85ZM114 122V123H113ZM169 123V122H171L170 124H167V126H165L164 124L165 123ZM176 122V123H175ZM180 122V123H179ZM195 122V123H194ZM203 124H202V123ZM240 122V123H239ZM256 122V123H255ZM260 122V123H259ZM7 123H9L8 125H7ZM10 123H12V124H10ZM67 123L69 124L68 126H70V127H68L67 126ZM80 123V124H79ZM99 123V124H98ZM162 123H164V124H162ZM182 123H185V124H196V126L197 127H195L194 125H190V126H188V125H185V124H182ZM200 123H201V125H200ZM213 123H216V124H214L213 125ZM3 124V125H2ZM29 124V125H28ZM65 124V125H64ZM77 124H79V125H77ZM88 124V125H87ZM110 124V125H109ZM145 124H148V128L150 129L148 132L146 131L147 130V125L145 126ZM220 124V125H219ZM221 124L222 125H224L223 126V128H222V126H221ZM241 124V125H240ZM255 124H256V126H255ZM8 126V127H6L5 128V131H3L4 130V127L5 126ZM27 125V126H26ZM60 125V126H59ZM140 125H142V126H140ZM151 125H152V127L153 126H155V128H152L151 127ZM158 125V126H157ZM177 125H179L178 126V128H177ZM201 126V129H200V126ZM216 125V126H215ZM3 126V128H1ZM44 126H46V127H44ZM67 126V127H66ZM72 126V127H71ZM73 126L75 127V126H77V127H75V129L73 128ZM90 126H91V128H90ZM117 126H118V128H117ZM125 126V127H124ZM129 126V127H128ZM144 126H145V128H144ZM160 126V127H159ZM182 126H183V128H182ZM189 127V128H186V127ZM221 126V127H220ZM247 126V127H246ZM262 126V127H261ZM52 127V128H51ZM58 127V128H57ZM79 127V128H78ZM92 127L93 128H96V129H94V130H92ZM123 127V128H122ZM138 127V129H136ZM152 129H151V128ZM166 127V128H165ZM182 128V129H179V128ZM229 127L231 128H233V130H234V128L236 129L235 131H233L232 130V128H231V130L229 129ZM261 127V128H260ZM46 128V129H45ZM54 128V129H53ZM108 128V129H107ZM112 128V129H111ZM120 128H121V131H120ZM124 128H126L127 129V131L124 129ZM159 128H161V129H159ZM176 128V130H174ZM196 128V129H195ZM219 128H220V131L222 132V135L223 136H221L220 137V133H219ZM222 128V129H221ZM227 128L230 130V132L227 130ZM257 128H258V130H257ZM3 129V130H2ZM15 129V130H14ZM53 129V130H52ZM77 129V130H76ZM106 129H107V131H106ZM110 129V130H109ZM129 129V130H128ZM170 130L169 132L167 131V130ZM186 129V130H185ZM216 129H218V131L216 130ZM241 129V130H240ZM7 130V131H6ZM17 130V131H16ZM34 130V131H33ZM37 130V131H36ZM45 130V131H44ZM80 130V131H79ZM91 130V131H90ZM109 130V131H108ZM139 130V131H138ZM159 130V131H158ZM179 130H185L187 133L186 134H184V135H186V137H183L182 138V136L181 135H183V134H181V133H185V131L183 132H181V133H179L180 131ZM240 130V131H239ZM261 130V131H260ZM73 131H75V132H73ZM79 131V132H78ZM83 131V132H82ZM100 131V132H99ZM125 131V132H124ZM145 132L146 131V133H144V135H140L139 136V133L140 134H142L143 132ZM157 131H158V133H157ZM173 131L175 132V133H173ZM191 131H193L192 133H191ZM196 131V132H195ZM200 131V132H199ZM206 131V133H207V135H208V137H207V135H206V137H205V134L203 133V132H205ZM217 131V132H216ZM228 131V132H227ZM237 131V132H236ZM244 131V132H245ZM250 131V132H249ZM2 132V133H1ZM16 132V133H15ZM54 132V133H53ZM95 132V133H94ZM124 132V133H123ZM157 134H156V133ZM160 132H161V135H160ZM165 132H167V133H169V134H165ZM171 132L173 133L172 135H171ZM231 132H235V134L234 133H232V135L230 134ZM11 133V134H10ZM48 133V134H47ZM79 135H78V134ZM84 133V134H83ZM99 133V134H98ZM152 135H151V134ZM164 133V134H163ZM191 133V134H190ZM198 133V134H197ZM218 135H217V134ZM262 133V134H261ZM23 134H24V136H23ZM33 134H34V136H33ZM176 136H175V135ZM201 134V135H200ZM224 134H225V136L226 137H224ZM229 134V135H228ZM233 134H234V136H233ZM238 134V135H237ZM56 135V136H55ZM159 135V136H158ZM162 135H164V136H162ZM167 135V136H166ZM179 135V136H178ZM198 135H199V137L200 138H196V136L198 137ZM215 135V136H214ZM261 135V136H260ZM4 136V139L2 138ZM26 136V139L24 138ZM40 136V137H39ZM89 136V137H88ZM156 136V137H155ZM163 138H165V139H163ZM171 136V137H170ZM181 136V137H180ZM188 136H191L190 138L188 137ZM203 136V137H202ZM217 136H219L218 138H217ZM227 136H228V138H227ZM230 136H231V138H230ZM240 136H242V137H240ZM14 137V138H13ZM22 137L26 140V141H24V143L25 142H30L29 143V145L30 146H32V147H29L30 149H31V152H32V150H34V152H32V154H35L33 157H36L37 159H39V160H37L38 161V163L39 162H42V163H39V164H41V165H37V161L34 159L33 160V158H31L32 157V155L30 156V160L31 161H33L34 162V165H33V163L29 160V159H26L27 157H25V154H24V152L25 153H27L26 151H24L23 150V148H21L22 147V145L21 144H23V142H22V140H24V139H22ZM95 139H94V138ZM110 139L109 141L106 139ZM157 137H161V138H159V140L158 139H156ZM166 137H168V138H166ZM170 137V138H169ZM173 137H178L177 139L178 140H176V138H174L173 139V141H172V138ZM196 138V140H193L194 138ZM224 137V138H223ZM238 137V138H237ZM17 138H18V140H17ZM181 138V139H180ZM188 138V139H187ZM223 138V139H222ZM249 138H250V140H249ZM258 138V139H257ZM16 139V140H15ZM43 139V140H42ZM48 139V140H47ZM90 139V140H89ZM92 139V140H91ZM143 139V140H142ZM147 139L149 140V141H147ZM151 139H156V141H158V142H154V140L153 141H151ZM160 139H161V145H159V141H160ZM182 140V139H187V140H189V141H187V143L186 142H184V140H183V144L184 145H192V148H191V150H189L190 152H188V153H186V155H188V156H192L194 159H193V162L191 161V159H192V157H191V159L187 156V158H189V159H187V161L189 160V162H186V165L184 166V170L182 171V170H180V168H182L183 169V167H180L179 168V166H178V168L176 167H174L172 170L174 171L175 169H178L179 171H180V173H178L177 171H176V173L177 174H175V172H172L173 174H171V171H170V173H169V175L166 173V172H168L167 170H169V168L167 169V166H169L168 164H167V162H165L166 160H164V156L166 157L167 156V147L165 146V145H169V143L171 144V141H172V144L174 143V142H176V143H178L179 145H181L182 143L180 142L179 143V141L180 140ZM205 139V140H204ZM207 139H209V141L207 140ZM224 139H225V141H224ZM253 139V140H252ZM48 142H47V141ZM58 140V141H57ZM103 140V141H102ZM201 140V141H200ZM204 140V141H203ZM216 140H218V143H217V141ZM228 140V141H227ZM230 140V141H229ZM236 140V141H235ZM252 140V141H251ZM19 141V142H18ZM51 141H53L52 143H51ZM143 141V142H142ZM192 141V142H191ZM194 141V142H193ZM195 141H196V143H195ZM215 141H216V143H215ZM220 141V142H219ZM251 141V142H250ZM37 142V143H36ZM102 142V143H101ZM167 142V143H166ZM189 142V143H188ZM200 142V143H199ZM202 142H204V144L202 143ZM206 142V143H205ZM214 142V143H213ZM263 142H264V140H263ZM90 143H92V144H90ZM111 143V144H110ZM143 143V144H142ZM158 143V144H157ZM255 143V142H254ZM253 143V144H254ZM11 146H10V145ZM20 144V145H19ZM28 144V143H27ZM39 144V145H38ZM42 144V145H41ZM45 144V145H44ZM47 144V145H46ZM85 144L87 145V146H85ZM88 144H89V146H88ZM103 144V145H102ZM113 144V145H112ZM148 144L150 145V146H148ZM153 144L155 145V146H153ZM165 146H163V145ZM175 144V143H174ZM182 144V145H183ZM261 144V143H260ZM264 143H262V145H263ZM49 145V146H48ZM70 145V146H69ZM101 145H102V147L104 148H102L101 147ZM106 145V146H105ZM108 145V146H107ZM109 145H112L111 146V148H110V146ZM147 145V146H146ZM195 145V146H194ZM207 145H209L208 147H210L211 149L209 150V148L207 147ZM218 145V146H219ZM254 145H257V143H255ZM262 145H260L259 146V144L257 145L258 147H257V149L259 148V149H262L263 148V146ZM23 146H25V145H23ZM37 146H38V148H37ZM45 146H48V147H45ZM68 146V147H67ZM72 146V147H71ZM74 146H75V148H74ZM79 146V147H78ZM99 146H100V148H99ZM151 146H152V148H151ZM159 147V146H162V147H159V148H156V147ZM189 146V147H190ZM199 146V147H198ZM203 147L204 146V149H205V147L206 148H208V150L207 149H205V150H201L200 149V147ZM20 147V148H19ZM138 148V150H137V148ZM152 149V151L153 152H151V150H150V148ZM156 149H155V148ZM182 147V146H181ZM261 147V148H260ZM25 148V150H26V148H28V147H24ZM55 148V149H54ZM86 148V149H85ZM113 148V150L112 151H110L111 149ZM135 148H136V150H135ZM162 148H165V150L166 151H164V149L162 150ZM184 148H185V146H184ZM187 148V147H186ZM196 148H197V150H196ZM199 148V149H198ZM213 148H215V149H213ZM72 149V150H71ZM79 149V150H78ZM142 149V150H141ZM154 149L156 150V151H154ZM162 151H164V152H162L163 154H161L160 153V151L161 150ZM195 149V151H193ZM258 149V150H259ZM67 150V151H66ZM88 151V153L87 152H82V151ZM134 150V151H133ZM148 150H149V152H148ZM257 150V151H258ZM262 150H264V149H262ZM23 151V152H22ZM27 151H29L28 149H27ZM44 151H46V152H44ZM79 151V152H78ZM141 151H142V153H141ZM187 151H188V149H187ZM200 151V152H199ZM37 152H38V154H37ZM71 152V153H70ZM121 152V153H120ZM123 152H124V154H123ZM147 152V153H146ZM158 152V153H157ZM195 152H197V155H195ZM43 153V154H42ZM64 153V154H63ZM85 153H87L86 155H85ZM145 153V154H144ZM160 153V154H159ZM189 153H191V154H189ZM192 153H194V154H192ZM21 154V155H20ZM27 154H30V153H27ZM27 154H26V156H27ZM49 154H51V155H49ZM78 154V156H79V158H83V159H79L78 158V156H76ZM83 154H84V156H83ZM147 154H149V155H147ZM262 154V153H261ZM16 155V156H15ZM143 155V156H142ZM153 155V156H152ZM161 155H162V158H161ZM164 155V156H163ZM200 155V158L199 157H197V156H199ZM259 155H260V153H259ZM258 155V156H259ZM15 156V157H14ZM22 156V157H21ZM41 156V157H40ZM47 156V157H46ZM94 156V157H93ZM95 156H96V158H97V160L95 159ZM125 158H124V157ZM196 156V157H195ZM260 156H263V155H260ZM259 156V157H260ZM20 157V158H19ZM40 157V158H39ZM45 157V158H44ZM51 157V158H50ZM85 157V158H84ZM129 157V158H128ZM161 159H160V158ZM22 158V159H21ZM124 158V159H123ZM196 158V159H195ZM41 159H43V160H41ZM45 159V160H44ZM47 159V160H46ZM52 159H54V160H52ZM61 159V160H60ZM65 159V160H64ZM79 159V160H78ZM125 159H126V161H125ZM130 160V162H129V160ZM166 159V158H165ZM200 159V161H202L200 164L202 165V166H199L198 167V160ZM26 160H27V162H26ZM55 160H56V162L57 163H55ZM260 160V159H259ZM261 160H264V156L261 158ZM84 161V162H83ZM128 161V162H127ZM132 161V162H131ZM162 161V162H161ZM163 161L165 162L164 163V165H163ZM190 161H191V168H190V171H188V167H190V166H187V163H188V165H189V163H190ZM199 161V162H200ZM31 162V163H30ZM36 162V163H35ZM53 162H54V164H53ZM258 162H259V165H255L254 164V166H253V169L255 168L258 172H259V174L261 173V171H263V170H258L259 168H262V169H264V166L262 167L261 165V163H260V161H258L257 160V164H258ZM262 162V161H261ZM29 163H30V165H29ZM48 163V166H49V169H47L48 168V166L46 167V165L45 164H47ZM49 163H51V164H49ZM104 163V164H103ZM129 163V164H128ZM152 163V164H151ZM195 163V164H194ZM35 164H36V166H35ZM55 164H56V166H55ZM160 164H162V165H160ZM192 164L193 165H196L197 164V168H196V172L197 173H195L192 169H194L193 168V166H192ZM261 164V165H260ZM51 165V166H50ZM158 165H160V166H158ZM263 165H264V162H263ZM30 166V167H29ZM32 166V167H31ZM38 166V167H37ZM42 166V167H41ZM61 166V167H60ZM65 166V167H64ZM81 166V167H80ZM96 166H98V168L96 167ZM187 166V167H186ZM258 166V167H257ZM261 166V167H260ZM8 167V168H7ZM34 167V168H33ZM40 167V168H39ZM57 167V168H56ZM163 167H166V170H165V168H163ZM194 167H196V166H194ZM31 168H33V170L31 169ZM52 168V169H51ZM75 168V169H74ZM171 168V167H170ZM200 168V169H199ZM39 169V170H38ZM82 169V170H81ZM255 169H254V171H255ZM44 170V171H43ZM49 170H51L50 172H49ZM195 170V169H194ZM198 170L201 172L202 170V172L201 173H203V172H205V173H203V175L205 176V174H208V176H210V177H212L211 179H209L208 178V176H207V180H209L208 182H206V184H208V183H212V182H210L211 180L213 181V185H218L219 187L221 186V190H222V192H223V189L225 188V187H227L225 184H227L228 185V187L226 188L227 190H224V192H223V194H222V196H221V193H219V189H217V188H219V187H217L216 188V186H213V187H215V188H212V185L210 186L209 184L207 185L208 187H211L210 189L211 190H208L209 188L208 187H206V188H208L207 190H208V193H211L212 192V194H213V190H214V193L216 194V189H217V191H218V193H219V196H216L217 198H218V201H217V203L218 204H216V208L217 209H214L215 208V203L216 202H212L213 204L211 205V203L209 204L210 205V207L213 209V212H215V215L217 214V213H219V212H222V210H221V205L219 204V203H221L222 204V202H224L225 200L226 201H228V200H230V198H231V200H232V202L234 203H232V202H230V201H228L227 203H226V206H224V204H222L225 208H224V213L222 214L223 216H225V214L226 213H228L229 212V210L228 209H230L231 210V212H232V209H233V207H232V205H235L237 208H236V210L238 211V210H240V211H236L235 210V208H234V211H236L237 213H238V215H236V217L235 218H233V216L236 214V213H234V215L233 214H231V213H228V214H226V216L228 215V217H224V219H226V218H228V220L227 221H229L230 220V218H231V222H228L227 223V225H226V227H225V224L226 223H224L223 221L224 220H222V218H220V217H218V219L216 218H214V217H217V216H219L218 214L216 215V216H214L213 215V212H212V210H210L209 211V208H208V204H206V203H209V200L210 199H212L213 197H214V194H213V197L212 196H210V194H208L209 195V198H207V194H206V197H205V191H206V189H204L205 187L204 186H206V184H203V181H205V179L204 180H200V179H198L196 176L199 174V175H202L200 172H198ZM36 171H39V172H36ZM182 171V172H181ZM194 172L195 174H193L194 175V177H191V176H193V175H191L192 174V172ZM247 171V170H246ZM252 171V170H251ZM253 171V172H254ZM34 172V173H33ZM45 174H44V173ZM55 172V173H54ZM159 172V173H158ZM187 172L190 174V172H191V174H190V176H189V178H187V180H183V179H185L186 177H188L187 175H189V174H187ZM258 172H257V175H258V177L260 178V176H259V174H258ZM264 172V171H263ZM8 173V174H7ZM48 173H49V175H48ZM81 173V174H80ZM167 175V176H163V175ZM170 174H171V176H170ZM183 174H185V176H183ZM187 174V175H186ZM248 174V173H247ZM246 174V175H247ZM262 174V173H261ZM35 175H36V177H35ZM58 175V176H57ZM74 175V176H73ZM172 175H174V178L176 179L175 181V183L173 182L172 184H170V185H168L169 186V188L170 189H167L168 190V192H170V193H166L165 191H167V190H165L166 188H165V186L166 185H164L163 187L161 186V185H163V183H165V182H167V178H169V176H170V178H172L173 179V177H172ZM176 175H178V176H180V179L181 180H183V182L182 183H180V182H178L177 181V178L176 177H178V176H176ZM198 175V177L199 178H202V177H200ZM254 176H255V174H253ZM48 176V177H47ZM50 176H51V178H50ZM176 176V177H175ZM185 177V178H181V177ZM215 176V175H214ZM41 177V178H40ZM64 177V178H63ZM105 177V178H104ZM162 177V178H161ZM165 177V178H164ZM11 178V179H10ZM53 178V179H52ZM60 178V179H59ZM101 178V179H100ZM159 178H161L160 180H159ZM164 178V179H163ZM190 178H191V180H190ZM192 178H194V180L192 179ZM198 179L197 180V183H193V182H191L192 180L193 181H195V179ZM206 178V177H205ZM254 178L255 177H253V181H255V183H257L258 185H259V187H263L264 188V186H262V185H264V180H262L261 182H260V180L257 178V176H256V179L254 180ZM47 179V180H46ZM49 179V180H48ZM53 180V182H52V180ZM103 179V181L104 182H102L101 180ZM142 179V180H141ZM156 179V180H155ZM163 179V183H162V180ZM172 179H170V180H172ZM179 179V178H178ZM189 179V180H188ZM31 183H29L28 181ZM32 180V181H31ZM84 180V181H83ZM105 180H106V182H105ZM136 180V181H135ZM165 180V181H164ZM170 180H168V183H169V181ZM174 180V179H173ZM200 180V181H199ZM215 180V181H214ZM217 180V181H216ZM2 181V182H1ZM4 181V182H3ZM34 181V182H33ZM41 181V182H40ZM47 181V182H46ZM48 181H49V184H48ZM86 181H87V183H86ZM149 181H152V183L154 182L155 184H152L153 185V187L155 188L156 186H154V185H159V184H161L160 186V190H156V193H154L153 191H155L154 189H153V187H152V185L151 184H149ZM157 181V182H156ZM159 181H161V182H159ZM188 181H190L189 183H188V185L187 184H185V183H187ZM202 181V184H203V186L201 185V182ZM256 181H259V183L258 182H256ZM171 182V181H170ZM200 183V185H199V183ZM214 182L216 183V184H214ZM38 183V184H37ZM96 183V184H95ZM157 183H159V184H157ZM178 183H180V184H178ZM263 183V184H262ZM46 184V185H45ZM85 184V185H84ZM193 184V185H192ZM21 185H23V186H21ZM37 185V186H36ZM149 185V186H148ZM171 185H173L172 186V189H171ZM185 185H187V186H185ZM195 185V186H194ZM27 186V187H26ZM50 186H51V189H50ZM56 186V187H55ZM87 186L88 187H90V188H87ZM95 186V187H94ZM176 186V188H178L179 189V191L176 189V188H174ZM191 186H194V188L195 187H197L198 189H194V188H191ZM44 187V188H43ZM53 187V188H52ZM73 187H74V189H73ZM99 187V188H98ZM148 187L150 188V189H148ZM167 187V186H166ZM223 187V188H222ZM15 188V189H14ZM56 188H58V189H56ZM111 188V189H110ZM157 189H159V186H157L156 187ZM155 188V189H156ZM173 188L176 190H173ZM263 188H261V189H263ZM4 189V190H3ZM27 189V190H26ZM56 189V190H55ZM110 189V190H109ZM147 189H148V191L150 190V191H152L153 193L152 194H154L153 196H149L148 195V198H149V200H150V202H151V199H152V202L150 203V202H148L147 201V197H146V193H151V192H148L147 191ZM151 189H153V190H151ZM183 189V190H182ZM190 189H194L193 191L192 190H190ZM9 190V191H8ZM47 190V191H46ZM55 190V191H54ZM74 190V191H73ZM90 190H91V192H90ZM112 190V191H111ZM165 190V191H164ZM172 190H173V192H172ZM203 190V191H202ZM19 191V192H18ZM26 191V192H25ZM39 191V192H38ZM66 191V192H65ZM109 191V192H108ZM161 191V192H160ZM175 191V192H174ZM191 192L190 193V195H188V193L189 192ZM225 191H226V193L228 192V196L227 197H229V198H225L226 196V194L224 195V193H225ZM7 194H6V193ZM9 192V193H8ZM33 192H35V193H33ZM46 192H47V194H46ZM57 192V193H56ZM101 192V193H100ZM111 192H113V194L111 193ZM198 192H200V193H198ZM204 192V193H203ZM4 193H5V195H4ZM39 193V194H38ZM61 193H62V195H61ZM73 193V194H72ZM165 193L167 194V196H165ZM75 194H77V196H78V198H77V196L76 197H74L73 195H75ZM115 194V195H114ZM146 194V195H145ZM151 194V195H152ZM161 194V195H160ZM180 194V195H179ZM189 196L188 198H187V196ZM197 196H196V195ZM199 194L204 198H199ZM211 194V195H212ZM43 195V196H42ZM57 195V196H56ZM66 195V196H65ZM70 195V196H69ZM140 195H145L144 197H146V198H143L142 196L140 197ZM159 195V196H158ZM172 195V196H171ZM216 195H218V194H216ZM19 196V197H18ZM28 196V197H27ZM45 196H46V198H45ZM68 196V197H67ZM117 196V197H116ZM120 196H122V197H120ZM155 196V197H154ZM157 196V197H156ZM225 196V197H224ZM53 197H55V198H53ZM64 197V198H63ZM71 197V201L69 200V198ZM106 197H109V199L111 200H107V198ZM120 197V198H119ZM125 197V198H124ZM152 197V198H151ZM157 198V199H155V201H154V203H153V200H154V198ZM198 197V199H196ZM212 197V198H211ZM223 197V198H222ZM234 198V200H233V198ZM10 198H12L11 200H10ZM45 198V199H44ZM50 198V199H49ZM89 198V199H88ZM96 198V199H95ZM114 198V199H113ZM132 198V199H131ZM169 198V199H168ZM187 200V199H190V201L189 200H187V201H189V202H187L185 199ZM217 198H213V199H217ZM225 198V199H224ZM2 199V200H1ZM6 199V208H5V206H4V208L2 207L5 203H4V200ZM17 199V200H16ZM59 199V200H58ZM60 199H62V200H60ZM64 199H65V201H64ZM213 199H212V201H213ZM221 199V201H222V199H223V201L221 202H219V200ZM245 199V198H244ZM14 201V203L12 204V202ZM74 200V201H73ZM84 200V201H83ZM134 200H135V202H134ZM238 200V199H237ZM250 200H254V199H250ZM250 200H248L247 199V201H250ZM12 201V202H11ZM16 201V202H15ZM26 203H25V202ZM31 201H33L32 203L34 204H32L31 203ZM41 201V202H40ZM44 201H46V202H44ZM56 201V202H55ZM60 201H63V202H60ZM73 201V202H72ZM170 201V202H169ZM192 201H194V205H193V203H191ZM211 201V200H210ZM9 202H11V204L12 205H14V207L12 206L11 208V210H10V208L8 209V207H10L9 206ZM30 202V203H29ZM55 202V203H54ZM84 202V203H83ZM114 202V203H113ZM134 202V203H133ZM258 202H261V203H259L258 204ZM9 203V204H8ZM23 203V204H22ZM56 203H57V207H56ZM60 203V204H59ZM64 203V204H63ZM112 203V204H111ZM121 203V204H120ZM202 203H204V204H202ZM232 205H231V204ZM243 203V204H242ZM250 203H252L253 205H255V203H254V201L253 202H250ZM22 204V205H21ZM26 204L28 205V206H26ZM30 204V205H29ZM36 204V205H35ZM55 204V205H54ZM62 204V205H61ZM83 204H84V206H83ZM98 206H97V205ZM120 204V205H119ZM197 204V205H196ZM198 204H199V206H198ZM260 204L262 205V206H260ZM26 206V207H28V208H32V209H29L28 210V212H32L33 211V214L34 215H36L37 214V217H36V219L37 218H39V219H37L38 220V222H36L37 220L35 219H33V217H34V215L33 214H31V212L29 213V214H27V211H26V214L24 213V211L25 210H27V208L26 207H23V206ZM88 205V207H87V209H85L86 208V206ZM188 205H190V206H188ZM201 205V206H200ZM208 205V206H207ZM220 205V207H218ZM247 205V204H246ZM258 205V206H257ZM31 206V207H30ZM33 206L35 207V208H33ZM53 206H55L54 208H53ZM61 206H63V207H61ZM75 206H76V208L78 207V208H80V210H77L76 208H75ZM109 206V207H108ZM150 206H151V208H150ZM191 206H192V209H191ZM197 206V207H196ZM207 206V207H206ZM222 206V207H223ZM228 206V208H226ZM241 206H239V208H241ZM84 207V208H83ZM190 207V208H189ZM197 209H195V208ZM204 207H206V208H204ZM214 207V208H213ZM230 207V208H229ZM232 207V208H231ZM258 207V208H257ZM14 208V209H13ZM21 208V209H20ZM40 208H42V209H40ZM49 208H50V213H48V210H49ZM146 208H147V211H146ZM179 208V209H178ZM210 208V209H211ZM6 209H8V210H6ZM15 209H17V210H15ZM40 209V210H39ZM55 209V210H54ZM56 209H59L60 211H62V212H58V213H56V211H58V210H56ZM84 209H85V211H84ZM194 209V210H193ZM204 209V210H203ZM219 209V212L217 211ZM223 209V208H222ZM225 209H227V210H225ZM244 209H246L245 207L243 208V210L242 211H245L244 213H242L241 215H242V217L244 218V216L246 215L247 217H248V215L250 216V214L251 213H249L250 211H248L247 209L246 210H244ZM76 210V211H75ZM179 210V211H178ZM215 210V211H214ZM2 211V212H1ZM5 211V212H4ZM13 212V213H15V214H13V213H11V212ZM35 211V212H34ZM44 211V212H43ZM55 211V213L56 214H54L53 212ZM176 211H178L177 213H176ZM193 211H196V214L193 212ZM212 213L211 215H210V213ZM227 211V212H226ZM241 211V212H242ZM248 211V212H247ZM22 214H21V213ZM94 212H96V213H94ZM100 212H101V214H100ZM113 212H116L115 213V215L113 214ZM176 214H175V213ZM253 212V213H254ZM12 215H10V214ZM17 213H19V215H17ZM113 215H112V214ZM180 213V214H179ZM208 213H209V216H210V218L208 217ZM247 213H249V214H247ZM251 214L252 216L250 217V218H252L253 217V215L254 214ZM256 213V212H255ZM258 213V212H257ZM25 214V215H24ZM53 215V217H52V215ZM58 214H61L60 216H61V218H60V216L58 215ZM108 214V215H107ZM109 214H111V216L109 215ZM116 214H118L119 216H120V218H119V216L118 215H116ZM202 214V215H201ZM230 214V215H229ZM15 215V218L13 217ZM26 215H29L28 217H25ZM45 217V219L42 217ZM47 215V216H46ZM55 215V216H54ZM63 215V216H62ZM83 215V216H82ZM107 215V216H106ZM177 215H178V217H179V215H180V218H177ZM214 216L213 217V219H212V217L211 216ZM10 218H8V217ZM19 216V217H18ZM31 216V217H30ZM33 216V217H32ZM40 216V217H39ZM50 216V217H49ZM65 216V218L63 219L62 217H64ZM112 217L111 219H110V217ZM154 216V217H153ZM158 216V217H157ZM196 216H201L200 218L202 219V218H209V220L210 221H208V222H205V224H203V222H202V224H201V222L199 221V222H197L198 220H200V218L198 217V218H196ZM221 216V215H220ZM222 216V217H223ZM263 216V217H262ZM12 217L14 218V222H17L18 224L16 225V226H12V224H13V220H12ZM60 225V229H58L56 226L58 225H56L55 224V222H54V220L52 219V218ZM58 217V219H56ZM21 218H23V219H26L25 221H24V224H23V219L22 220H20ZM41 218V219H40ZM60 218V219H59ZM82 218V219H81ZM100 218V219H99ZM106 218V219H105ZM109 218V219H108ZM114 218V219H113ZM148 218V219H147ZM159 218V219H158ZM161 218H164L163 220H165V221H163ZM246 218V217H245ZM244 218V219H245ZM7 219V220H6ZM8 219L10 220L9 222L11 223V226H10V223L8 222ZM18 219V220H17ZM42 219H44V220H42ZM103 219H104V221H103ZM116 219V220H115ZM120 219V220H119ZM123 219V220H122ZM169 219V220H168ZM178 219L179 220H181V221H179V222H177L178 221ZM196 219H198L197 221H196ZM215 219V220H214ZM221 219V220H220ZM233 219L235 220L233 223H232V221H233ZM242 219V218H241ZM244 219H242V222H243V220ZM34 220V221H33ZM60 220V221H59ZM62 220V221H61ZM64 220V221H63ZM89 220V221H88ZM105 220H107V221H105ZM130 220V221H129ZM140 220V221H139ZM160 220V221H159ZM163 222H165L166 224H167V226H168V228H167V226H165V224H163L164 225V230H165V228H166V232L164 231V234L162 235V228H161V224L163 223ZM203 221H205L204 219H202ZM212 220H214V225H217V224H219V222L221 223L220 225H221V229H222V233L221 234H223V232H224V230H223V228L225 229V228H229V230L227 229V230H225V231H227V233L224 235V236H229L228 238H230L229 239V241L231 240V241H233V242H230L231 244H229L228 242V238L226 239L227 241H224V239L220 236L221 234H220V231H216V230H218V226H214L213 225V222H212ZM245 220H247V218L245 219ZM245 220H244V222H243V224L245 223ZM248 220H249V217H248ZM30 221L31 222H33V223H30ZM66 221V222H65ZM83 221V222H82ZM88 221V222H87ZM119 221V222H118ZM123 221H124V224H123ZM170 221H173V223H171ZM227 221H225V222H227ZM2 222V223H1ZM8 222V223H7ZM26 222V223H25ZM37 223L36 225H35V223ZM44 222H45V224H44ZM52 222V223H51ZM80 222V223H79ZM160 222H162L161 224H160ZM175 222V223H174ZM184 222V223H183ZM187 222H188V224L190 223V224H195L196 223V225L197 226H192V225H190L189 224V226H191V229H190V227L188 226V224H187ZM209 222H211V224H209ZM218 222V223H217ZM125 223H126V225H125ZM168 223H169V225H168ZM172 224V226H171V224ZM187 225H186V224ZM208 223V224H207ZM231 223V224H230ZM239 223H240V225H239ZM259 223V224H258ZM7 224V225H6ZM32 224H33V226H32ZM56 226H55V225ZM96 226H95V225ZM134 224V225H133ZM141 224V225H140ZM160 224V225H159ZM185 224V225H184ZM202 227H200L199 225ZM246 224V223H245ZM254 224V223H253ZM6 225V226H5ZM15 225V224H14ZM28 226V228H27V226L24 228V226ZM43 225H44V227H43ZM87 225V226H86ZM122 225H124V226H122ZM162 225V226H163ZM208 225L210 226V225H212L213 226V228H212V226H210L212 229H210V227L208 228ZM231 225V226H230ZM17 226H18V229H17ZM19 226H23V227H19ZM32 226V228H30ZM40 227V229H41V227H42V231L39 229V231H41V232H37V234L38 235H41V236H38V235H35V237H34V234H36V233H34L35 232V227ZM55 226V228L56 229H54L53 227ZM102 226V227H101ZM155 226V227H154ZM169 226H171V227H169ZM230 226V227H229ZM11 228V227H14V228H11V229H8V228ZM52 227V228H51ZM80 227V228H79ZM82 227H85V228H82ZM95 227V228H94ZM106 227V228H105ZM116 227V228H115ZM153 227V228H152ZM197 227H199V228H201V230L202 231H200V230H196L197 229ZM220 227V226H219ZM243 227V226H242ZM16 228V229H15ZM47 230H46V229ZM125 228V229H124ZM128 228V229H127ZM131 228H132V230H131ZM147 228V229H146ZM171 228V229H170ZM196 228V229H195ZM205 228H206V230H205ZM256 228H257V230H256ZM24 229V230H23ZM43 229H45V231H43ZM50 229V231H48ZM95 229V230H94ZM111 230V231H109V230ZM192 229H195V231L196 232H198L199 234H201L200 236H199V234L198 233H194V239L191 237V234H192V232H194V231H192L191 232V234H190V232H189V235H188V238H187V234H188V230H192ZM209 229V230H208ZM220 229V230H221ZM12 230V231H11ZM31 230H33L32 231V233H31ZM38 229H36V231H37ZM57 230V231H56ZM99 230H101V231H99ZM104 230V231H103ZM108 230V231H107ZM151 230V231H150ZM207 230H208V232H207ZM211 230V231H210ZM213 230L215 231V232H213ZM255 232V233H257V234H253L252 235V233H253V231ZM20 231V232H19ZM103 231V232H102ZM125 231V232H124ZM134 231V232H133ZM145 231V232H144ZM210 231V232H209ZM230 231V232H229ZM258 231V232H257ZM12 232H14V233H12ZM49 232H51V233H54V235L52 234L51 235V233H49ZM92 232V233H91ZM100 232V233H99ZM101 232H102V234H105V235H103L102 236V234H101ZM160 232V234H158ZM202 232L204 233V232H207V234L206 233H204V234H202ZM213 232V233H212ZM217 232H219L218 233V235H217ZM234 232V231H233ZM3 233V232H2ZM22 233H24V236H23V234ZM27 233V234H26ZM30 233H31V236L32 237H34V238H32L31 236H29L30 235ZM41 233V234H40ZM47 233V234H46ZM48 233H49V235L51 236H49L48 235ZM75 233V234H74ZM91 233V234H90ZM112 233V234H111ZM130 233V234H129ZM134 233V234H133ZM168 233V234H167ZM175 233V234H174ZM186 233V234H185ZM211 233L212 234H215L216 236H213V238L211 237L212 235H211ZM225 233V232H224ZM238 233H239V231H238ZM243 233V234H242ZM56 234V235H55ZM77 234H79L80 235V237L79 236H77ZM116 234V235H115ZM123 234V235H122ZM126 234V235H125ZM152 234V235H151ZM173 234H174V236H173ZM198 234V235H197ZM206 234V235H205ZM209 234H210V236H209ZM220 234V235H219ZM229 234V235H228ZM251 234V235H250ZM263 235V237L261 238V236ZM20 237H19V236ZM25 235L27 236V237H25ZM45 235V236H44ZM129 235V236H128ZM131 235V236H130ZM145 235V236H144ZM150 235V237H148ZM177 237H176V236ZM202 235H205V237H203ZM222 235V236H223ZM245 235H247V236H249L248 238H250V236L251 237H253L252 239L250 238V241H248L247 240V238H246V241L245 242H247L246 244H245V242H244V240H245ZM7 237L6 239L5 238H3V237ZM22 236V237H21ZM43 236L45 237V238H47V239H49L50 241L51 240H53V238L54 239H56V241H57V243L55 242V240H53L52 241V244H53V246H52V244H51V242H50V244H48V243H46L47 244V247H48V245H50L48 248H50V247H52V249H53V252H52V250H51V248L48 250V248H46L48 251H46V250H44L43 248V246L45 245L44 244V242H43V250H41V251H45L44 253H41V255H39L40 254V249H37V246H41L42 245V243L40 244V245H37V243H40V238H41V240L43 239ZM47 236V237H46ZM57 236V237H56ZM77 236V237H76ZM85 236H87V237H85ZM92 236V237H91ZM102 238H101V237ZM112 236V237H111ZM122 236V237H121ZM141 238V237H143V239H140L139 237ZM198 236L199 237H201V239H202V241H201V239L200 238H198ZM206 236H208V237H206ZM223 236V237H224ZM24 237L25 238H27L26 240L24 239ZM65 237V238H64ZM74 237V238H73ZM93 238L92 239V242L90 241L91 240V238ZM97 238V241H95L96 239H94V238ZM99 237V238H98ZM106 237H107V239H106ZM134 237H136V238H134ZM145 237V238H144ZM168 237V238H167ZM216 237H217V239H216ZM219 237V238H218ZM242 237V238H241ZM259 237L261 238V239H259ZM19 238H20V240H22V239H24L25 241H24V243H23V240L22 241H20L19 240ZM32 238V239H31ZM50 238H52V239H50ZM84 238H86V239H84ZM87 238H90V239H87ZM101 238V239H100ZM109 238V239H108ZM111 238H113V239H111ZM125 238H127V239H125ZM138 238V239H137ZM148 238V239H147ZM174 238H177V240L175 241V239ZM186 240H184V239ZM193 239V240H190V239ZM208 238V239H207ZM210 238H211V240H210ZM222 238V239H221ZM226 238V237H225ZM4 239V240H3ZM9 239H11V241L9 240ZM12 239H13V241H14V243H16L17 242V240H19L18 242H17V244L19 245H16V244H14L13 243V241H12ZM30 239L32 240V241H30ZM66 239V240H65ZM71 239H72V241H71ZM77 239H78V242H76L77 241ZM80 239H82V240H80ZM100 239V240H99ZM116 239V240H115ZM174 239V240H173ZM206 241H205V240ZM257 239V240H256ZM259 239V240H258ZM88 240V241H87ZM102 240V241H101ZM137 240V241H136ZM189 240L190 241H193V242H189ZM209 240L210 241H212V242H210L209 243ZM220 240L222 241V246L224 245L225 247H221V243H219L220 242ZM252 240V241H251ZM262 240V241H261ZM5 241L7 242V243H5ZM46 241V240H45ZM61 241V242H60ZM83 241V242H82ZM93 241H95V242H97V245H98V247H97V245H95L94 246V244H96V243H94ZM110 242V243H108V242ZM113 241V242H112ZM145 241V242H144ZM147 241V242H146ZM182 241V242H181ZM188 241V242H187ZM219 241V242H218ZM21 242H22V244H21ZM26 242H27V244H26ZM31 242H32V244H31ZM34 242V243H33ZM42 242V241H41ZM48 242V241H47ZM64 242H67V243H64ZM101 244H100V243ZM117 242V243H116ZM140 242V243H139ZM164 242V243H163ZM169 242H170V244H169ZM173 244H172V243ZM239 242H241V243H239ZM246 245H244L243 243ZM250 242H252V243H250ZM262 242V243H261ZM4 243H5V245H4ZM12 244V245H8V244ZM69 243V244H68ZM87 243V244H86ZM89 243V244H88ZM91 243V244H90ZM99 243V244H98ZM108 243V244H107ZM114 243V244H113ZM131 243V244H130ZM185 243V244H184ZM190 243H192V244H190ZM201 243H202V245H203V243H204V245H203V249H205V251H203V249L201 248ZM224 243V244H223ZM227 243H228V245H227ZM259 243L261 244V245H259ZM26 244V245H25ZM31 244V245H30ZM34 244V246L36 247V249L34 250V248L35 247H33L32 245ZM61 244V245H60ZM64 244V245H63ZM68 244V245H67ZM82 244V245H81ZM104 244V245H103ZM117 244V245H116ZM154 244V245H153ZM158 244V245H157ZM165 244H167L168 246H167V248L169 249V250H167V248L165 247ZM175 244V245H174ZM177 244V245H176ZM192 245L193 247L195 246V247H197V251H196V254L194 253L195 251L193 250V252L191 251V249L192 248H189L188 249V247H190L189 245ZM214 245L213 246V249H212V246L211 245ZM248 244L251 246V247H249L248 246ZM4 245V246H3ZM22 245V246H21ZM29 245V246H28ZM56 245H57V249H56ZM67 245V246H66ZM101 245V246H100ZM188 245V247H187V249H185V246H187ZM230 245H232V249L234 250H232V249H230ZM256 245V247H253V246H255ZM63 246V247H62ZM84 246V247H83ZM93 248H92V247ZM106 246H108V247H106ZM219 246H220V249H219ZM242 246V247H241ZM28 249H27V248ZM71 247V248H70ZM75 247V248H74ZM95 247H97V248H95ZM113 247V248H112ZM179 247V248H178ZM227 247H229V250H232V251H225V249H227ZM236 247H237V249H236ZM246 247H248V248H246ZM255 248L252 252H251V250L252 249H250V251H249V248ZM9 248V249H8ZM26 249V251L25 250H23V249ZM41 248V247H40ZM58 248H59V250H61L60 251V255L58 254L59 253V251H58ZM66 248V249H65ZM68 248V249H67ZM82 248H84V249H82ZM165 248V249H164ZM176 248V249H175ZM184 248V249H183ZM244 248V249H243ZM62 249H64V250H62ZM70 249H73L72 251L70 250ZM105 249V250H104ZM106 249H107V251H106ZM115 249V250H114ZM152 249H154V250H152ZM155 249H158V250H155ZM161 249H164V250H161ZM183 249V250H182ZM195 249V248H194ZM223 249V250H222ZM244 251H243V250ZM247 249V250H246ZM258 249V250H259ZM55 250V251H54ZM70 250V251H69ZM98 250V251H97ZM102 250V251H101ZM116 250H117V252H116ZM184 250H185V252L186 253H184V254H186V256L184 257V255L182 256V254H183V252H184ZM188 250V251H187ZM196 250V249H195ZM213 250V251H212ZM228 250V249H227ZM238 250H241L243 253L241 254V253H237V251ZM10 251H12V252H10ZM64 251V252H63ZM106 251V252H105ZM113 251V252H112ZM153 251V252H152ZM174 251V252H173ZM211 251V252H210ZM219 251V252H218ZM246 251H249V252H251V253H249V252H246ZM68 252V253H67ZM83 252V253H82ZM127 252V253H126ZM148 252H151L150 253V258L152 257V259H150L149 257H148V259H150V261L148 260V259H146V257L148 256ZM173 252V253H172ZM182 252V254H180ZM203 252V253H202ZM215 252V251H214ZM227 252H229L228 254L229 255H227ZM240 252V251H239ZM10 253L12 254V255H10ZM54 255H53V254ZM98 253H100V254H98ZM116 253V254H115ZM175 253H174V255H175ZM193 253L195 254V256L193 257ZM221 253V252H220ZM255 253V254H256ZM3 255H4V253H2ZM14 254V255H13ZM50 254V255H49ZM59 256H58V255ZM124 254V255H123ZM129 254V255H128ZM145 254V255H144ZM146 254H147V256H146ZM151 254H152V256H151ZM237 254V255H236ZM256 254V255H257ZM9 257H8V256ZM43 255V256H44ZM48 255V256H47ZM54 256V257H52V256ZM55 255H56V257H55ZM98 255V256H97ZM154 255V256H153ZM161 256H162V254H160ZM165 255H163V258L165 259L164 261L167 263V264H175V259H173L174 257H173V255L171 256V257H169L170 255H169V252H167V255H166V257H167V259H168V257H169V259L168 260H171L172 259V261H167L166 260V257H165ZM230 256V258L232 259H228V257L227 256ZM233 255L235 256L236 255V257L234 258L233 257ZM261 256H262V254H260ZM8 258H7V257ZM58 256V257H57ZM68 256H69V258H68ZM144 256V257H143ZM146 256V257H145ZM208 256V255H207ZM212 256V255H211ZM210 256V257H211ZM212 256V257H213ZM247 256V257H246ZM48 257H49V259H48ZM52 257V258H51ZM96 257H98L97 258V261H96ZM110 257V258H109ZM126 257V258H125ZM183 257H184V259H183ZM197 257V256H196ZM201 257V256H200ZM242 257H239V259L241 260V262H240V264L241 263H243L242 261H246V259L244 260ZM250 257H252V256H250ZM254 257H256V256H253V258ZM259 257V256H258ZM42 259H43V257H41ZM55 258H57V259H55ZM67 258H68V260L70 259V261H68L67 260ZM125 258V259H124ZM135 258V259H134ZM161 258V257H160ZM171 258V259H170ZM203 258V259H204ZM218 258H219V260H218ZM234 258V259H233ZM262 258H264V256L262 257ZM0 259V260H1ZM55 259V260H54ZM81 259V260H80ZM110 261H109V260ZM138 259V260H137ZM143 259V260H142ZM154 259L152 260L153 261V263H154ZM196 259V258H195ZM217 260V262L215 263V261ZM257 259V258H256ZM8 260V261H7ZM44 261H46L45 259H43ZM67 260V261H66ZM72 260V261H71ZM74 260V261H73ZM114 260V261H113ZM124 260V261H123ZM126 260V261H125ZM182 260H184L183 262H181ZM205 260V259H204ZM205 260V261H206ZM249 260V259H248ZM250 260H252V259H250ZM259 260H260V258H259ZM261 260H264V259H261ZM5 261H7L6 263H5ZM42 260L40 259L38 262H41ZM131 261V262H130ZM133 261V262H132ZM147 261V262H146ZM159 261V263H162V264H165V262L162 260V258L161 259H159V260H156L155 262L157 263ZM163 261V262H162ZM175 261V262H174ZM194 261V260H193ZM197 261V260H196ZM222 261H224V260H222ZM222 261L221 262H219L218 264H220V263H222ZM257 261V260H256ZM49 262V264H51ZM62 262V263H61ZM169 262V263H168ZM179 262H181V263H179ZM200 263H202L201 261H199ZM239 262H235V264H239ZM247 262V261H246ZM251 262V261H250ZM258 262V261H257ZM260 262V261H259ZM258 262V263H259ZM262 262V261H261ZM260 262V263H261ZM43 263V262H42ZM59 263H57V264H59ZM203 263H205L204 261H203ZM224 263V264H225ZM254 263V262H253ZM264 263V262H263ZM262 263V264H263ZM39 264H41V263H39ZM43 264H47V263H43ZM155 264V263H154ZM192 264V263H191ZM193 264H198V261L195 263V261L193 262ZM243 264H245V263H243ZM248 264V263H247ZM250 264V263H249ZM255 264V263H254ZM257 264V263H256Z\"/></svg>",
	"mask_w": 264,
	"mask_h": 264
},
{
	"label": "bare ground",
	"instance_id": "2",
	"mask_svg": "<svg viewBox=\"0 0 264 264\" xmlns=\"http://www.w3.org/2000/svg\"><path fill=\"white\" fill-rule=\"evenodd\" d=\"M4 1H5V0H4ZM6 1H7V0H6ZM6 1H5V2H6ZM9 1H10V0H9ZM9 1H8V3H9ZM12 1H13V0H11V2H12ZM15 1H17V0H15ZM15 1H14V2H15ZM18 1H19V5H20L21 0H18ZM23 1H24V0H22V3H23ZM36 1H38V0H36ZM39 1H41V3H42L43 0H39ZM45 1L47 2V0H45ZM49 1H50V0H48V3H49ZM52 1H53V0H52ZM52 1H51V2H52ZM56 1H58V0H56ZM56 1H55V2H56ZM70 1H72V0H69L68 2H70ZM74 1H76V0H73V2H74ZM87 1H89V0H87ZM128 1H130V0H128ZM132 1H134V0H132ZM162 1H163V0H162ZM164 1H165V0H164ZM171 1H172V0H171ZM180 1H181V0H180ZM180 1H179V2H180ZM205 1H206V0H205ZM205 1H204V2H205ZM237 1H238V2H237ZM247 1H248V0H247ZM24 2H25V1H24ZM46 2H44V4H46ZM51 2H50V3H51ZM85 2H86V1H85ZM85 2L83 1V4H84V5H82V6H83L82 8L84 9V8H85L84 6H86V9H87V10L90 9V8H87V6L89 7V3H90V2H88V5H86L87 3L85 4ZM92 2H93V1L91 0V3H92ZM126 2H127V1H126ZM137 2H139V1H137ZM154 2H155V1H154ZM166 2H167V1H166ZM176 2H178V1H176ZM201 2H202V1H201ZM212 2H213V0H212ZM215 2H218V3H215V4H214V2H213L214 6L211 5V3H209L210 5H209V4H208V5H209V7H210V6L217 7L216 4H219V5H218L219 7L215 8V10H216V13L219 14V16L222 18V20H224V23H226L225 20L228 19L229 16L233 17L232 20H233L234 23H235L234 20H237L238 18H239V19H238L237 21H240L241 18H242L241 16H243V14H240L241 11H243V12H244V11H247V10H244V7H247L248 5H250V3H249V4H246V6H244L242 0H241V2H240V0H218V1L215 0ZM239 2H240V3H239ZM248 2H249V1H248ZM248 2H247V3H248ZM252 2H254V1L251 0V3H252ZM263 2H264V1H263ZM3 3H4V2L0 0V9L2 8V9H1V13L4 14V12L7 11L8 9H10L11 5H13V2H12V4L10 3L11 5H9V4L7 5V4H6L7 6H10V7H7V6H6L7 9H6L5 5L3 6ZM33 3H36V2L33 1ZM33 3H32V4H33ZM41 3L39 2V4H41ZM62 3H63V1H62ZM62 3H60V4H62ZM64 3H65V0H64ZM66 3H67V2H66ZM93 3H94V2H93ZM129 3H130V2H129ZM180 3H181V2H180ZM207 3H208V2H207ZM4 4H5V3H4ZM32 4H31V5H32ZM36 4H37V3H36ZM42 4H43V3H42ZM58 4H59V3H58ZM68 4L70 5V3H68ZM94 4H95V3H94ZM130 4H131V3H130ZM132 4H133V2H132ZM135 4H136V3H134V5H135ZM142 4H143V3H142ZM153 4H154V3H153ZM165 4H166V3H165ZM168 4H169V3H168ZM205 4H206V3H205ZM205 4H204V6H205ZM242 4H243V7H242ZM252 4H253V3H252ZM252 4H251V5H252ZM254 4H255V3H254ZM16 5H18V4H16ZM19 5H18V7H17V6H15V7L20 9V6H21L22 4H21L20 6H19ZM27 5H29L28 2H27ZM48 5H49V4H48ZM48 5H47V6H48ZM69 5H68V7H66V5H65V8H68V11H65V10H64L62 13H60V15H61V14H63V15L58 17V18L63 17L64 20H63V19H58V18L56 19V17H52V20H49L51 23L48 22V19H47V21L44 20L45 24L43 23V21L40 22V23H39L40 26L34 24V23H37V21H35V22L33 23V25H32V24H29L30 22L32 23L33 21H32V20L30 21V19H29V21H30V22H29V21L27 20V18H26V20L28 21V23H27L25 20L23 21V20H22V16H23V15H22V16H19L18 13H16V14H17L19 17H21V19H20L19 17H17L16 14H15V17H13L14 14L12 15L13 12L10 11V10L7 11V12H9V11L12 12L10 15H8L7 12H6V15H5V14H4V15H5V18H7L8 16L14 18V23L17 21V18L19 19V20L15 23V24H17V23H19V21H20V23H19L20 25L18 24V25L16 26V27L19 26L16 30L14 29V28H16V27H14L15 24L12 25V26H13V29H14L16 32H18V33H17L18 36H20V37L18 38V40H20L21 37H22V39H23L24 41H27V43H28L29 40L26 39V38H28V37H29V38H33L32 36H34L33 34H34L35 31H33V33H30V32H31L32 30H40L39 28H43V31L41 30L40 32L44 33L43 36H39L40 38H41V37H42V38H43V37H46L48 34H50V35L54 34L53 31L51 30L52 27L50 26V25H53V24H52V23H53L52 21H53L54 19H55L54 21L58 20L57 22H54V24H56L57 26L60 24V25L58 26V27L60 28V33H59V35H60V34H63L64 36H63V35H62V36L60 35V37L58 36V32H59V30H55L54 32H56V34H54V35H55V37H59V39H62L61 37H65L67 33L71 32L70 30H68L69 27L72 28L71 26H69L68 29H67L68 32H66V30L64 29L66 26H68V25H66V24L69 23V22H67V19L64 18L65 14H69V11H70L69 9H71V8H69V7H70ZM73 5H74V4H73ZM95 5L97 6V3H96ZM110 5H111V4H110ZM110 5H109V6H110ZM134 5H133V6H134ZM171 5H172V4H171ZM181 5H182V4H181ZM206 5H207V4H206ZM238 5H239V6H238ZM256 5H257V4H256ZM259 5H260V3H259ZM262 5H263V4H262ZM2 6H3V7H2ZM41 6H42V5H41ZM133 6H132V7H133ZM158 6H159V5H158ZM240 6L243 8V10H242V8H240ZM257 6H258V5H257ZM12 7H14V6H12ZM12 7H11V9H13ZM30 7H31V6L29 5V8L27 9L26 6H25V7L23 6V8H24L25 10H27V11L30 9ZM43 7H44V6H43ZM91 7H93V6L91 5ZM135 7H136V6H135ZM185 7H186V6H185ZM238 7H239V8H238ZM21 8H22V6H21ZM34 8H35V7H34ZM54 8H55V7H54ZM108 8H109V7H108ZM210 8H211V7H210ZM247 8H249V7H247ZM14 9H15V8H14ZM94 9H95V6L93 7V12H95ZM127 9H128V8H127ZM139 9H140V8H139ZM213 9H214V8H213ZM217 9H219L220 12H219V11L217 12ZM251 9H252V8H251ZM251 9H250V11H252ZM253 9H255V8H253ZM16 10H17V9H16ZM22 10H23V9H22ZM22 10L20 9V10H18V12L21 11L20 13H23V12L25 11V10H23V12H22ZM62 10H63V9H62ZM66 10H67V9H66ZM87 10H86V11H87ZM131 10H132V9H131ZM131 10H130V11H131ZM145 10H146V9H145ZM178 10H179V9H178ZM201 10H202V9H200L199 12H201ZM203 10H204V9H203ZM211 10H212V9H211ZM211 10H209V11L207 10L208 12H205L206 15H207L209 12H210V14L212 15L214 12L211 13ZM263 10H264V9H263ZM14 11H15V10H14ZM27 11H26V12H27ZM31 11H33V10L31 9ZM56 11H57V10H56ZM56 11H55V12H56ZM86 11L83 10V14H84ZM89 11H90V10H88L87 12H89ZM130 11H129V12H130ZM138 11H139V10H138ZM172 11H173V10H172ZM191 11H192V9H191ZM197 11H198V10H197ZM239 11H240V12H239ZM254 11H256V10H254ZM43 12H44V11H43ZM65 12H66V13H65ZM70 12H71V11H70ZM73 12H74V6H73ZM87 12H86L85 14H87ZM90 12H91V11H90ZM93 12H92V13H93ZM96 12H97V11H96ZM96 12H95V13H96ZM111 12H112V11H111ZM111 12H109V13H111ZM126 12H127V15H128V11H126ZM126 12H125V13H126ZM141 12H142V11H141ZM141 12H140V14H141ZM170 12H171V11H170ZM176 12H177V11H176ZM178 12H179V11H178ZM183 12H184V11H183ZM203 12H204V11H203ZM203 12H201V16H202V18H203V15H202ZM243 12H242V13H243ZM20 13H19V14H20ZM50 13H51V12H50ZM92 13H90V14H92ZM95 13H94V14H95ZM131 13H132V12H131ZM133 13H134V12H133ZM144 13H145V12H144ZM163 13H164V12H163ZM193 13H194V12H193ZM205 13H204V15H205ZM244 13H246V12H244ZM247 13H248V12H247ZM247 13H246V14H247ZM24 14H25V12H24ZM28 14H29V13H28ZM83 14H82V15H83ZM85 14H84V15H85ZM88 14H89V13H88ZM88 14H87V15H88ZM94 14H92V15H94ZM113 14H114V13H113ZM113 14H111V15H113ZM169 14H170V13H169ZM169 14H168V15H169ZM171 14H172V13H171ZM189 14H190V13H189ZM210 14H209V15H210ZM0 15H1V16H0V22H1V21H2V18H1V17H3V15H2V14H0ZM20 15H21V14H20ZM25 15L27 16V14H25ZM25 15L23 16L24 18H25ZM69 15L71 16V13H70ZM72 15H73V14H72ZM84 15H83V16H84ZM179 15H180V14H179ZM213 15H216V14H213ZM260 15H261V14H260ZM29 16H32V15H29ZM66 16H67V15H66ZM70 16H69V17L67 16L68 19L70 18ZM73 16H74V15H73ZM131 16H132V15H131ZM133 16H134V15H133ZM140 16H143V15H140ZM176 16H177V15H176ZM207 16H208V15H207ZM217 16H218V15H217ZM217 16H216V17H217ZM226 16H227V17H226ZM238 16H240L241 18L238 17ZM245 16H246V15H245ZM27 17H28V16H27ZM67 17H66V18H67ZM71 17H72V16H71ZM125 17H126V16H125ZM135 17H136V16H135ZM169 17H170V16H169ZM177 17H178V16H177ZM199 17H200V16H199ZM209 17H210V16L207 17L208 20H210ZM212 17H213V16H212ZM220 17H217V18L220 19ZM225 17H226V19H224ZM234 17H235V18H234ZM236 17H237V19H236ZM263 17H264V16H263ZM3 18H4V17H3ZM15 18H16V19H15ZM28 18H29V17H28ZM33 18H34V17H33ZM53 18H54V19H53ZM72 18H73V17H72ZM85 18H86V17H83V19H85ZM88 18H90V17L88 16ZM140 18H141V17H140ZM205 18H206V16H205ZM217 18L214 19V17H213L214 20H217ZM243 18H244V19H243ZM243 18H242V20H241L239 23L241 24V23L243 22V23H245V24L247 25V19H245L244 16H243ZM246 18H247V17H246ZM259 18H260V16H259ZM8 19H9V18H8ZM31 19H32V18H31ZM44 19H46V18H44ZM74 19H75V18H73V20H74ZM129 19H130V16L128 15V21H129ZM135 19H136V18H135ZM178 19H179V18H178ZM213 19H212V20H213ZM4 20H5V19H3V21H2V22H4L2 25H1V23H0V28H1L2 30H3V28H6L5 26H8L7 22H5V21H8V20H5V21H4ZM9 20H10V19H9ZM12 20H13V19H12ZM61 20H63V21H61ZM76 20H77V19H76ZM78 20H79V19H78ZM94 20H95L96 23H97V22H100V21H97V17H95V16H94ZM94 20H93V19H92V20H89V23H90V21H92L91 23H93ZM163 20H164V19H163ZM167 20H168V19H167ZM232 20H230V22H231ZM245 20H246V22H245ZM258 20H259V19H258ZM21 21H22L23 24H24V22H25V24L23 25V29H20V27L22 28V26H21V25H22V24H21ZM60 21H61V23L63 22V24H61ZM71 21H72V20H71ZM85 21L88 22V19H85ZM110 21H111V20H110ZM200 21H201V19H200ZM206 21H207V20H206ZM210 21H211V20H210ZM219 21H220V20L216 21V23H218ZM228 21H229V20H228ZM228 21H227V22H228ZM10 22H11V21H8V23L11 25ZM47 22H48V23H47ZM65 22H66V23H65ZM75 22H76V21L74 20V23H75ZM123 22H124V19H123ZM123 22H122V23H123ZM129 22H130V21H129ZM131 22H132V21H131ZM134 22H135V21H134ZM170 22H171V21H170ZM176 22H177V21H176ZM201 22H202V21H201ZM203 22H204V20H203ZM222 22H223V21H222ZM222 22L220 21V23H222ZM12 23H13V21H12ZM41 23L44 24V25H43L44 27L42 26ZM46 23H47V25L49 24V25H48V28H50V33L44 31V29H45L46 31H47V29H48ZM57 23H58V24H57ZM64 23H65V24H64ZM74 23H72V24H74ZM96 23H94V24H96ZM149 23H150V22H149ZM161 23H162V22H161ZM206 23H208V22H206ZM216 23H215V25H216ZM228 23H229V22H228ZM228 23H227V24H228ZM231 23H232V22H231ZM255 23H256V22H255ZM28 24H29V25H28ZM75 24L78 25V23H75ZM75 24H74V25H75ZM80 24H83V22L80 23ZM85 24H86V27H87V28H89V27L91 28L92 25H93V24H90L91 26H89V25H87L88 23H86V22H85ZM85 24H83V25H85ZM106 24H107V23H106ZM106 24H105V22H104V24L101 25L102 28H103V27H104V28H103L102 30H100V31H99V28H101V27L99 26V28H97V29H98V33L101 32V31L103 32V30L105 29V26H107ZM109 24H110V23H109ZM125 24H126V23H125ZM128 24H130V23H127V25H128ZM202 24H204V23H202ZM209 24H210V23H209ZM209 24H208V25H209ZM211 24H212V23H211ZM218 24H219V23H218ZM229 24H230V23H229ZM258 24H259V23H258ZM25 25H26V26H25ZM27 25H28V27H29L30 25L32 26V27H29V29L31 30V31L29 30L30 32L27 31V28H28ZM62 25H65V27H64V26H63V27H60V26H62ZM69 25H70V23H69ZM77 25H76V26H77ZM131 25H132V24H131ZM134 25H135V24H134ZM149 25H150V24H149ZM205 25H207V24H205ZM208 25H207V26H208ZM224 25H226V24H224ZM261 25H262V24H261ZM1 26H3V27H1ZM12 26H11V30H9V27H7L8 29H4V30H3V31H5L6 33L11 31L10 34H9V33L6 34V33H3V31H0V33L2 32V33L0 34V38H1V40H0V42H1V43H0V46H1L0 54H1V56H2V58H1V60H0V63H1V61L3 60V62H2L3 64H2V63H1L2 65L0 64V65H1V66H0V71H1V67L4 68L3 65L6 64V63H7V64H6V67H7V65H8V67H9V66H12V65H10L12 62H11L10 64H8L9 61L7 62V60H8V59L10 60L12 57H13L12 59H13V61H14L15 56H16L17 63H18V58H19L20 56L24 55V57L27 58V56H25V52H27V51L30 52V49H32L33 57H34V55H35L37 52H38V54H39V53L43 54V53L46 51V48H47V46L44 45V44H46V42L49 44L50 42H49L48 40L51 41V38L53 37V36H52V37L50 36L51 38L49 39V35H48V40H47V41H46L45 38H44V40L41 39V42H42V41H46V42H42L43 45L46 47V48H44V46H43L41 43H39L40 41L38 40V38H36V35H39V34L36 33V34H35V39L38 40V41H37L38 44H39L40 46H43L42 48H43L45 51L42 52L43 50H42V48H41L40 46H39V48L36 47V49L38 48L37 50H39V51L42 50V51H40V52L37 51V52H36V49H35V51H33V50H34L33 48H35V47L33 46L34 43H32V40H31V39H30V42H29V43H30V44L32 43L31 46H32L33 48L29 47L30 49L28 50L27 48H28V45L30 46V44H28V45L26 44L27 46L24 45V47H27V48H26V50H23V49H21V48H22L21 46H18L20 42H22V43L24 42L23 40H20V42H18V41H14V40H15L14 38H13V40H12L11 38H10L11 40H9V38L6 37L8 34H9L10 37H12V36H11L12 31H13V30H12ZM24 26L26 27V29H25ZM49 26H50V27H49ZM53 26H54V25H53ZM137 26H138V24H137ZM151 26H152V25H151ZM154 26H155V25H154ZM171 26H172V25H171ZM209 26H210V25H209ZM213 26H214V23H213ZM219 26H220V24H219ZM221 26H222V24H221ZM221 26H220V27H221ZM228 26H229V25H228ZM228 26H227V28H228ZM230 26L233 27V24L230 25ZM235 26H236V25H235ZM235 26H234V27H235ZM240 26H241V25H240ZM249 26H250V25H249ZM35 27H36V28L39 27V28L35 29ZM55 27H56V26H55ZM81 27L83 28L82 25H81ZM93 27H94V26H93ZM122 27H123V26H122ZM125 27H126V26H125ZM133 27H134V26H131L132 29H133ZM234 27H233V28H234ZM237 27H238V26H237ZM242 27H243V25H242ZM259 27H260V26H259ZM31 28H32V29H31ZM33 28H34V29H33ZM66 28H67V27H66ZM76 28L80 29L79 32L81 31V28H79L78 26L75 27V31H77ZM90 28H89V29H90ZM123 28H124V27H123ZM127 28H128V26H127ZM131 28H129V29L131 30ZM135 28H136V27H135ZM210 28H211V27H210ZM218 28H219V27H218ZM224 28H225V26H224ZM224 28L222 29V30H223L222 32H224ZM227 28H226V29H227ZM72 29H74V28H72ZM85 29H86V28H85ZM92 29H93V28H92ZM94 29H95V28H94ZM148 29H149V28H148ZM150 29L152 30V28H150ZM212 29H213V28H212ZM212 29H210V31H212ZM228 29H230V28H228ZM259 29H260V28H259ZM8 30H9V31H8ZM17 30H18V31H17ZM48 30H49V29H48ZM62 30H63V31H62ZM64 30H65V33H66V34L63 33ZM109 30H110V28H109ZM130 30H129V32H130ZM208 30H209V29H208ZM213 30H214V31H215V30L217 31V30H220V29H213ZM234 30H235V29H234ZM234 30H233V31H234ZM236 30H237V29H236ZM25 31H26L27 33H29V34L25 33ZM51 31H52V32H51ZM75 31H73V32L75 33ZM83 31H84V29H82L81 32H83ZM95 31H96V30H95ZM106 31H107V30H106ZM110 31H111V30H110ZM127 31H128V30H127ZM216 31H215V32H216ZM13 32H14V31H13ZM36 32L39 33V31H36ZM85 32H86V31H85ZM92 32H94V30H93ZM215 32H213V34H214ZM218 32H219V34H220L221 31H218ZM227 32H228V31H227ZM45 33H46V34H45ZM47 33H48V34H47ZM83 33H84V32H83ZM83 33H82V36H83V39H85V38H84V36H85L84 34H85V33H84V34H83ZM131 33H132V30H131ZM135 33H137V32H135ZM135 33H134V34H135ZM147 33H148V32H147ZM149 33H150V31H149ZM206 33H208V32L206 31ZM224 33H225V32H224ZM230 33H231V32H229L228 34H230ZM5 34H6V35H5ZM26 34H27L28 36H26ZM31 34H32V35H31ZM90 34H91V33H90ZM115 34H116V33H115ZM216 34H217V33H216ZM235 34H236V33H235ZM260 34H261V33H260ZM1 35H2V36H1ZM3 35H4L6 38L3 37ZM30 35H31V37H30ZM71 35H73V34H71ZM80 35H81V34H80ZM92 35H93V34H92ZM105 35H106V34H105ZM105 35H104V36H105ZM116 35H117V34H116ZM119 35H121V34H119ZM122 35H123V34H122ZM128 35H129V33H128ZM128 35H127V36H128ZM132 35H133V34H132ZM135 35H136V34H135ZM150 35H151V34H150ZM150 35H149V37H150ZM204 35H205V34H204ZM208 35H209V36L212 35V32H211V33L209 32ZM208 35H207V38L209 37ZM217 35H218V34H217ZM225 35H226V33H225ZM236 35H237V34H236ZM9 36H8V37H9ZM13 36H14V34H13ZM24 36H26V37H24ZM67 36H70V34L67 35ZM74 36H75V35H74ZM109 36H110V35H109ZM117 36H118V35H117ZM138 36H139V35H138ZM222 36H223V34H222ZM226 36H227V35H226ZM259 36H260V35H259ZM23 37H24L25 39H24ZM55 37L52 38V41H51V42H53V41L55 40V39H54ZM85 37H86V36H85ZM87 37H89V36L87 35ZM90 37H91V35H90ZM101 37H102V36H101ZM107 37H108V35H107ZM107 37H106V38H107ZM133 37H134V36H133ZM133 37H132V38H133ZM139 37H141V36H139ZM139 37H138V38L136 37V38L139 39ZM146 37H148V35H147ZM204 37H205V36H203V38H204ZM218 37H219V36H216V38L213 37V39H214V38H215V39H218ZM220 37H221V36H220ZM2 38H5V40L3 41ZM15 38H17V35L15 36ZM40 38H39V39H40ZM46 38H47V37H46ZM73 38H74V37H73ZM78 38H79V37H78ZM78 38H77V39H78ZM80 38H82V37H80ZM92 38H93V37H92ZM106 38H105V39H106ZM144 38H145V37H144ZM200 38H201V37H200ZM207 38H206V40H207ZM210 38H211V37H210ZM228 38H229V36H228ZM232 38H233V37H232ZM236 38H237V37H236ZM260 38H261V37H260ZM7 39L9 40L10 45H8L9 43H8V44L5 43L6 45L3 43V42H6ZM33 39H34V38H33ZM35 39H34V40H35ZM53 39H54V40H53ZM57 39H58V38H56V40H55L56 42H58ZM64 39H67V38L65 37ZM83 39H79V43H80V40H81V42H82ZM89 39H90V38H89ZM100 39H101L102 41H103V40L105 41L104 37H103V38H100ZM107 39L110 40L109 37H108ZM117 39H118V38H117ZM150 39H151V38H150ZM219 39H221V41H222V37L219 38ZM224 39H225V38H224ZM229 39L231 40V36H230ZM67 40H69V39H67ZM67 40H63V41L60 40L58 44H60L61 42L64 43V41L67 42ZM85 40H86V39H85ZM87 40H88V38H87ZM95 40H96V39H95ZM95 40H93V41L96 42V44H95L92 40H90V42H89V40H88L87 42L85 41V43H87L88 45H89V43H90V45H92L91 42H93V44L95 45L94 49L96 50V49H97V48H96L97 45L100 44L102 41H101V40L99 41V39H98L97 41H95ZM127 40H128V37H127ZM129 40H131V37H130ZM129 40H128V41H129ZM145 40H146V39H145ZM211 40H212V38H211ZM226 40H228V39H226ZM230 40H229V41H230ZM233 40H235V38H233ZM237 40H238V38H237ZM2 41H3V42H2ZM12 41H14V44H15V47H16V48L13 47V44H12V46H11ZM98 41H99L100 43H99ZM104 41H103V43H104ZM123 41H125V40H123ZM128 41H127V43H128ZM131 41H133V40H131ZM140 41H142V40H140ZM215 41H216V40H215ZM221 41H220V42H221ZM34 42H35V41H34ZM56 42H53V43H56ZM88 42H89V43H88ZM105 42H108V41L106 40ZM114 42H115V41H114ZM114 42H113V43H114ZM136 42H137V41H136ZM136 42H134V43L136 44ZM138 42H139V41H138ZM143 42H146V41L143 40ZM143 42H142V44H144ZM147 42H148V40H147ZM204 42H205V41H204ZM212 42H214V41L212 40ZM216 42H218V41H216ZM232 42H233V41H232ZM235 42H236V41H235ZM250 42H251V41H250ZM2 43H3L4 45H3ZM17 43H18V44H17ZM22 43H21V44H22ZM82 43H84V42H82ZM82 43H80V44H82ZM97 43H98V44H97ZM103 43H101V45H102ZM109 43H111V42H109ZM113 43H111V44L114 45L115 43H114V44H113ZM116 43H117V42H116ZM121 43H122V41L120 42V44H121ZM129 43H131V42H129ZM134 43H133V44H130V45H135ZM148 43H149V42H148ZM210 43H211V42H209V44H210ZM214 43H215V42H214ZM221 43H224V45H225V41H222ZM227 43H228V41L226 42V44H227ZM21 44H20V45H21ZM23 44H25V42H24ZM36 44H37V43H36ZM50 44H51V43H50ZM50 44H49V45H50ZM58 44H56V45H58ZM61 44H62V43H61ZM65 44H66V43H65ZM65 44H64V45H65ZM80 44H77V45H80ZM104 44H105V43H104ZM117 44H118V43H117ZM117 44H116L115 46H117ZM124 44H125V43H124ZM139 44H141V42L138 43V45H139ZM206 44H208V43H206ZM231 44L233 45V43H231ZM231 44H230V45H231ZM234 44H235V43H234ZM2 45H3V46H2ZM49 45H48V50H50L49 48L53 47L52 44H51L50 47H49ZM53 45H54L53 48H54L55 50H58V49H59V46H60V45H58V47H57L55 44H53ZM112 45H110V46L108 45L109 47L112 48V49L109 48V49H110L109 53H111V50H112V52H113V47H112ZM126 45H127V44H126ZM130 45H129V46L127 45V46H128V48H131V49H132V47H130ZM138 45L136 44L134 47L136 48V46H138ZM210 45H211V44H210ZM215 45H216V44H215ZM236 45H237V44H236ZM6 46H8V48H11V47H12V49H13V52H14V53L11 51L12 49H10L11 53H13V55H10V57H7L6 55H4V54H6L8 51H7V52H5V50L2 51L3 49L6 48ZM9 46H10V47H9ZM35 46H36V45H35ZM108 46H107V47H108ZM127 46H126V47L124 46V47L127 48ZM144 46H145V45H143L142 47H144ZM147 46H148V45H147ZM208 46H209V45H208ZM212 46H213V45H212ZM225 46H226V45H225ZM228 46H229V45H228ZM233 46H234V45H233ZM2 47H3V49H2ZM18 47H21V48L19 49ZM55 47H56V48H55ZM65 47H66V46H65ZM78 47H79V46H78ZM107 47H106V49H105L106 51H107ZM120 47H121V46H120ZM120 47H119V48H120ZM142 47H141V49H142ZM149 47H150V46H149ZM149 47L146 48V52H147V54H148V50H150L151 53L154 52L153 50H151L152 48L149 49ZM151 47H152V46H151ZM210 47H211V46H209V49H210ZM213 47H214V46H213ZM215 47L217 48L218 46H215ZM220 47H221V46H220ZM222 47H223V46H222ZM8 48H6V49H8ZM17 48H18V49H17ZM60 48H61V47H60ZM83 48H84V47H82V50H84ZM85 48H87V49H88V52H89L88 55H86V56L92 55V51L94 52V50H92L90 47H85ZM128 48H127V49H128ZM204 48H205V47H204ZM206 48H207V47H206ZM223 48H224V47H223ZM14 49H15V50H14ZM65 49H66V48H64V50H65ZM74 49H75V48H74ZM74 49H73V50H74ZM76 49H78V48L76 47ZM79 49H80L81 52H85V50H84V51L81 50V45H80V48H79ZM89 49H90L91 51H89ZM137 49L140 50V52L142 51V50L140 49V47H139V48H136V50H137ZM147 49H148V50H147ZM153 49H154V48H153ZM218 49H219V48H217L216 50H218ZM224 49H226V48H224ZM224 49H223V50H224ZM229 49H230V48H229ZM17 50H20V51H19V54L17 53V52H18ZM22 50H23V53H22ZM55 50H53V53H54ZM64 50H63V51H64ZM102 50H103V48H102ZM114 50H115V48H114ZM129 50H130V49H129ZM132 50L135 51V49H132ZM138 50H137V51H138ZM169 50H170V49H169ZM198 50H199V49H198ZM210 50L212 51V48H211ZM210 50H209V51H210ZM230 50H231V49H230ZM245 50H246V49H245ZM10 51L8 52V56H9V54H11ZM24 51H25V52H24ZM50 51H51V50H50ZM74 51L76 52V50H74ZM74 51H73L72 53H75ZM202 51H203V50H202ZM213 51H214V50H213ZM213 51H212V52H213ZM219 51H220V50H219ZM1 52H2V53H1ZM4 52H5V53H4ZM15 52H16V53H15ZM46 52H47V51H46ZM46 52H45V53H46ZM64 52H65V51H64ZM90 52H91V54H90ZM102 52H103V51H102ZM117 52H118V51H117ZM128 52H130V51H128ZM135 52H136V51H135ZM138 52H139V51H138ZM138 52H137V53H138ZM140 52H139V53H140ZM150 52H149V54H150ZM198 52H199V51H198ZM229 52H230V51H229ZM232 52H233V51H232ZM21 53H22V54H21ZM50 53L53 54L52 51H51ZM78 53H79V52H76V54H78ZM86 53H87V51H86ZM104 53H106V52L104 51L102 54H104ZM120 53H121V51H120ZM130 53H131V52H130ZM130 53H129V54H130ZM207 53H208V52H207ZM214 53H215V52H214ZM222 53H223V52H222ZM225 53H226V52H225ZM230 53H231V52H230ZM17 54H18V56H17ZM20 54H21V55H20ZM30 54H31V52H30ZM30 54L27 53V55H29V56H30ZM47 54H49V51L47 52ZM82 54H83V53H82ZM82 54L79 53V55H82ZM111 54H112V53H111ZM111 54H109L110 56H108V57H110V58L113 57V59H114V56H115V55L112 56ZM113 54H116V53H113ZM118 54H119V53H118ZM135 54H136V53H135ZM158 54H159V53H158ZM215 54H216V53H215ZM14 55H15V56H14ZM19 55H20V56H19ZM79 55H74V56H75V61H74V62H76V63H74V64H78V61H76V59L79 60V59H78V58H80V57H78ZM104 55H106V54H104ZM104 55H103L102 57H105ZM127 55H128V54H127ZM132 55H133V53H132ZM141 55H142V54H141ZM145 55H146V54H145ZM151 55H152V54H150V55H148V56H151ZM231 55H232V54H231ZM1 56H0V57H1ZM4 56H5V59H3ZM11 56H12V57H11ZM29 56H28V58H29ZM31 56H32V55H31ZM31 56H30V57H31ZM70 56H71V55H70ZM74 56H73V57H74ZM76 56H77V58H76ZM83 56H84V54H83L81 57H83ZM124 56H125V55H124ZM124 56H122V54H121V59H122V57H124ZM148 56H147V58H148ZM189 56H190V55H189ZM229 56H230V55H229ZM239 56H240V55H239ZM6 57H7V58H6ZM49 57H50V56H48V58H49ZM62 57H63V56H62ZM71 57H72V56H71ZM73 57L71 58L72 60H73ZM106 57H107V56H106ZM106 57H105V58H106ZM108 57H107V58H108ZM118 57H120V56H118ZM118 57L116 56L117 59H118ZM143 57H144V55H143ZM145 57H146V56H145ZM236 57H237V56H236ZM236 57H235V58H236ZM20 58H21V57H20ZM44 58H45V55H44ZM88 58H89V57H88ZM107 58H106V59H107ZM110 58H109V59H110ZM124 58H126V57H124ZM130 58H131V56H130ZM130 58L128 59L129 62H128V61H125V62H128V63H126V64H130V62H131V61H130ZM216 58H217V57H216ZM240 58H241V57H240ZM6 59H7V60H6ZM12 59H11V60H12ZM46 59H47V56H46ZM83 59H85V57H83ZM83 59H81L82 62H84ZM95 59H97V58L95 57L94 59H92L91 62H93V60H95ZM98 59H99V58H98ZM100 59H101V58H100ZM100 59H99L98 61H100ZM102 59H103V58H102ZM113 59H112V60H113ZM203 59H204V58H203ZM203 59H202V60H203ZM205 59H206V58H205ZM207 59H208V58H207ZM225 59H226V58H225ZM228 59H229V58H228ZM228 59H227V60H228ZM4 60H6V63H4ZM16 60H15L14 62H16ZM20 60H21V59H20ZM27 60H28V59H27ZM63 60H65V59H63ZM85 60H86V59H85ZM122 60H123V59H122ZM178 60H179V59H178ZM218 60H219V59H218ZM221 60H222V59H221ZM243 60H244V58H243ZM243 60H242V61H243ZM31 61H32V60H31ZM89 61H90V60H89ZM101 61H102V60H101ZM101 61H100V62H101ZM104 61H105V60H104ZM113 61H114V60H113ZM113 61H112V62H113ZM115 61H117V60L115 59ZM115 61H114V62H115ZM119 61H120V60H119ZM148 61H149V60H147V62H148ZM219 61H220V60H219ZM234 61H235V60H234ZM240 61H241V60H240ZM240 61L238 60L239 63H241ZM33 62H34V61H33ZM55 62H57V61H55ZM86 62L88 63V61H86ZM96 62H97V61H96ZM110 62H111V60H110ZM151 62H152V61H151ZM151 62H150V63H151ZM201 62H202V61H201ZM221 62H222V61H221ZM227 62H230V60L227 61ZM227 62L224 61V63H227ZM17 63H16V64H17ZM87 63H86V64H87ZM107 63H109V61H108ZM115 63H116V62H115ZM117 63H118V61H117ZM119 63H121V61H120ZM122 63H123V62H122ZM150 63H149V65H151ZM207 63H208V65H209V62H208V61H207ZM215 63H216V62H215ZM215 63L213 62V63L210 65L211 67L214 65V66L212 67V70H213V68L215 67V65L217 64V63H216V64H215ZM219 63H220V62H218V66L216 65V68L218 69V67L221 65V68H222V66H223V68L225 69V66H226V65L224 66V65H222V63H221V64H219ZM224 63H223V64H224ZM245 63H246V62H245ZM16 64H14V65H16ZM21 64H22V63H21ZM26 64H29V62L26 63ZM33 64H36V63L34 62ZM33 64H32V65H33ZM59 64H60V63H59ZM81 64H82V63L78 64V66L81 65ZM86 64L83 63V65H86ZM90 64H91V63H90ZM94 64H95V63H94ZM97 64H98V63H97ZM101 64H103V63H101ZM104 64H105V65H108V64H106L105 62H104ZM110 64H111V63H109V66H110ZM112 64H113V63H112ZM112 64H111V65H112ZM134 64H135V63H134ZM134 64H132V66L135 67ZM199 64H200V63H199ZM203 64H204V63H203ZM232 64H233V63H232ZM232 64H231V65H232ZM243 64H244V63H243ZM51 65H52V64H51ZM114 65H115V66H113V65H112V66H113V67H116V64H114ZM122 65H123V64H122ZM130 65H131V64H130ZM195 65H197V64H195ZM208 65H206V66H208ZM227 65H228V63H227ZM231 65L229 64L230 67H231ZM234 65H235V64H234ZM246 65H247V64H246ZM20 66H21V65H20ZM25 66H26V65H25ZM34 66H35V65H34ZM73 66H77V65H73ZM78 66H77V67H78ZM87 66H88V65H87ZM87 66H86V68H87ZM92 66H93V65H92ZM128 66H129V65H128ZM128 66H127V67H128ZM154 66H155V65H153V67H154ZM206 66L204 67V65H203V68L207 69ZM247 66H248V65H247ZM8 67H7V68H8ZM13 67H14V66H13ZM29 67H30V66H28L27 68H29ZM77 67H74L73 70L76 69ZM81 67H84V66H81ZM81 67H80V68L78 67V68L81 69ZM88 67H89V66H88ZM106 67H107V66H105V67H103V68H106ZM120 67L123 68V67L120 65V66H119V69H120ZM124 67H125V66H124ZM134 67H133L132 69H136V68H137V67H135V68H134ZM144 67L146 68V69H144V70H148V68H147L145 65H144ZM150 67H151V66H150ZM157 67H158V66H157ZM187 67H188V66H185V68H187ZM194 67H196V66H194ZM198 67H199V66H198ZM200 67H201V66H200ZM208 67H209V66H208ZM211 67L209 68L210 70H211ZM230 67H228V68H230ZM238 67H239V65H238ZM21 68H22V66H21ZM27 68H26V69H27ZM56 68H57V64H56ZM84 68H85V67H84ZM84 68H83V69H84ZM91 68H92V67H91ZM103 68H101V69H103ZM109 68H110V67H109ZM111 68H112V67H111ZM111 68H110V69H111ZM117 68H118V66L116 67V69H117ZM169 68H170V67H169ZM188 68H189V67H188ZM196 68H197V67H196ZM203 68H202V69H203ZM216 68H214V69L216 70ZM223 68H222V69H223ZM232 68L234 69V67H232ZM13 69H14V68H13ZM19 69H20V68H19ZM19 69H18V70H19ZM24 69H25V67H24ZM30 69H32V68H29L28 70H30ZM52 69H55V66L52 67ZM79 69H77V70H79ZM83 69H82L81 71H83ZM89 69H90V68H89ZM101 69H100V71H102ZM107 69H108V67H107ZM107 69H106V70H107ZM126 69H127V68H125V70H126ZM129 69H130V70H129ZM132 69L128 67V70H129V71H131ZM139 69H140V68H139ZM139 69H138V70H139ZM149 69H150V68H149ZM165 69H166V71H167L168 68H165ZM192 69H193V68H192ZM197 69H198V68H197ZM205 69H203V70H205ZM224 69H223V70H224ZM235 69H237V68L235 67ZM240 69H241V68H240ZM2 70H3V69H2ZM4 70H5V69H4ZM6 70H7V69H6ZM6 70H5V71H6ZM11 70H12V69H11ZM34 70H35V69H34ZM36 70H37V69H36ZM47 70H48V69H47ZM47 70H45V71H46V73L49 74V72H47ZM73 70H71V71H73ZM84 70H85V69H84ZM87 70H88V68H87ZM87 70H86V71H87ZM106 70H105V71L103 70L104 73L106 72ZM108 70H109V69H108ZM108 70H107V71H108ZM112 70H115V69L112 68ZM122 70H123V69H122ZM122 70H121V71H122ZM194 70H195V69H194ZM198 70L200 71V69H198ZM203 70H202V71H203ZM210 70L207 69L208 76L210 75ZM215 70H214V71H215ZM218 70H220V69H218ZM230 70H232V69H230ZM242 70H244L243 67H242ZM242 70H241V71H242ZM250 70H251V69H250ZM21 71H22V70H21ZM37 71H38V70H37ZM45 71H44V73H45ZM52 71H53V70H52ZM55 71H56V70H55ZM55 71H54V74L57 73V72H55ZM86 71H85V72H86ZM98 71H99V70H98ZM100 71H99V72H100ZM121 71L119 72V70H118V71H116L115 73H118V72H119V73L122 75ZM168 71H171V70H168ZM184 71L186 72L187 70H184ZM184 71H183V73H184ZM191 71H192V70H191ZM224 71H226V70H224ZM224 71H223V72H224ZM233 71H234V70H233ZM1 72H2L3 74L5 73V74H4L5 76H6V74H7V75L9 74V73H7V71H6V72L1 71ZM1 72H0V74L3 75ZM9 72H10V71H9ZM19 72H20V70H19ZM31 72H32V71H31ZM31 72H30V73H31ZM50 72H51V71H50ZM76 72H77V71L75 70L74 72H71V74H72V73L76 74ZM79 72H80V71H79ZM87 72H90V71H87ZM99 72H97V74H98L97 76L100 75ZM125 72H126V71H125ZM125 72H124V74H126ZM127 72H128V71H127ZM132 72H133V71H132ZM132 72H131V74L134 73V72H133V73H132ZM161 72H162V71H160V75H159L160 77L158 76V77L156 78L157 80L161 79V76H163V75L161 74ZM164 72H165V71H164ZM192 72H193V71H192ZM192 72H191V74H192ZM204 72H205V71H204ZM204 72H203V73H204ZM207 72H206V73H207ZM218 72L220 73V71H218ZM234 72H235V71H234ZM22 73H23V72H22ZM44 73H41V72L38 73V72H37L38 75H39V74L42 75V76L39 75V77H43V78H44ZM102 73H103V72H102ZM109 73H110V72L108 71V74H109ZM112 73H114V72L111 71L110 75H111ZM128 73H129V72H128ZM156 73H157V72H156ZM156 73H155V76H156ZM187 73H188V72L185 73L184 77L186 76ZM195 73H196V72H195ZM199 73H200V72H199ZM201 73H202V72H201ZM201 73H200V75H201ZM203 73H202V74H203ZM219 73H218V74H219ZM226 73H227V72H226ZM231 73H232V72H231ZM237 73H238V71H237ZM237 73H236V74H237ZM241 73H242V72H241ZM244 73H246V71H245ZM34 74H36V73H34ZM34 74H33V75H34ZM37 74H36L34 77H36ZM51 74H52V75H49V77H50L51 79H52L51 76H54V77L57 76V75H56V76L53 75V73H51ZM77 74H78V73H77ZM77 74H76V76H77ZM79 74H80V73H79ZM79 74H78L77 78L81 76V75L79 76ZM83 74L86 75V78L88 77V76H87V73H83V72H82V77H81L82 79H83ZM91 74H93V72H92ZM146 74H147V72H146V73L144 72V74H141V76H142V75L146 76ZM148 74H151V73H148ZM148 74H147V76H148ZM166 74H167V73H166ZM166 74H165V75H166ZM172 74H173V73L171 72L170 74L168 73V74L166 75L168 79H169V77H171V78L169 79L168 82L165 81V80L163 81V79H167L166 76H165V77L163 76V79H161V80H159V81H163L164 84L166 83V84H167V87L172 89V90L169 89V90H166V91H168V92H171V91H172L171 94L173 93V95H174V92L177 91V94H178V93L180 94V91H181V95H182V96H181V95H178V96H179V97L181 96L180 100H182V101H183V99H184V100H186V99H192V98H187V97L190 96L191 93H192V95H195V97H197V98L200 97L199 100L202 99V100L204 101L205 99L211 97V96H210L211 93H209V92L213 91L214 89H216L217 92L219 93L221 87H224V86H225L224 84L222 85V84H220V83H222L223 81H226V82H227V80L230 78V77L228 76V77H229L228 79L226 78V80L224 79L223 81H220V80H222L225 76H222V77H221L222 74H220L221 79L218 80L219 76H218V78L215 77V76H216L215 74H217V72H215V73H214V72L211 73L212 76H211V75H210V76H211L212 78H214V85L211 84L212 81H213V79H212L211 77H209L210 79H212V81L210 82V84H211V86H214V87L217 86L218 89H217V87H215L214 89H212L211 86H209V85H210V84H209V85H207V86L209 87V89H207V90H209V91H206V90H205L206 87L203 89V87L198 88L199 86H196V85H199L200 82L202 83V81H204V80H206V79L201 78L200 75H197V77H194L195 74H193L194 76L192 75V78L194 77L195 81H194V79H193V81H192L191 77H190V78L188 77V80L190 79V80L192 81L193 85L196 84L197 82H199V83L195 85L197 88H195V87L190 83V84H191L190 88L193 86L192 88H193V89L195 88V90H194L195 92H196V91H199V90H197V89H200V91H202V92H206L205 94H207L208 96L206 97L205 94L202 96V95H201V94H203L202 92H201V93H200V92H197V96H196V94H195V92H193V89H192V88H191L192 92L189 91V93H190V92H191V93H190V94H187V95H189V96H184L182 93L185 94V92H187V91L189 90V88H188L189 86L187 85L188 87H186V84L184 85V82H182V81H184V79H183L184 77H183V76L180 77L181 74H178V73L175 72L174 75L176 76V74H177L178 77H180L179 81L181 80L180 82L183 83V85H184L186 88H188V89L186 90L185 87H184L185 90H184V89H182V90L180 89V91H179L178 87H177L175 84L179 85V84H181V83L178 84V82H179V81H178V77H173ZM204 74H205V73H204ZM227 74H228V73H227ZM246 74H247V73H246ZM4 75H3V76H4ZM19 75H20V73H19ZM23 75H24V74H23ZM30 75H31V74H29V76H30ZM33 75H32V76H33ZM72 75H73V74H72ZM72 75H70V78L73 77ZM88 75H89V73H88ZM115 75H117V74H115ZM115 75H114L113 77H115ZM151 75H153V74H151ZM168 75H171V76L168 77ZM205 75H206V74H205ZM205 75H203V76H205ZM214 75H215V76H214ZM239 75H241V74H239ZM251 75H252V74H251ZM8 76H9V75H8ZM8 76H6V77L9 78ZM21 76H22V75H21ZM24 76H25V75H24ZM24 76H23V77H24ZM27 76H28V73H27ZM90 76H92V78H93V75H90ZM129 76H130V75H129ZM133 76H134V75H133ZM147 76H146V77H147ZM155 76H154V78H155ZM233 76H234V74H233ZM25 77H26V76H25ZM34 77H33L32 79H34ZM49 77L46 78V75H45L46 80L49 79ZM74 77H75V76H74ZM103 77H104V76H103ZM118 77H119V76H118ZM130 77H131V76H130ZM130 77H128V78H130ZM172 77L175 78V79L172 80ZM199 77H200L201 79H200ZM234 77H235V76H234ZM242 77H243V76H242ZM242 77H240V78H242ZM0 78H1V76H0ZM3 78H4V80H7L6 82H8V79H5V77H3ZM37 78H38V77H37ZM43 78H42V79H43ZM56 78H57V77H56ZM75 78H76V77H75ZM75 78H74V79H75ZM84 78H85V76H84ZM98 78H99V77H98ZM98 78H97V79H98ZM111 78H112V75H111ZM120 78H121V77H120ZM120 78H119V79H120ZM139 78L142 79V82L144 81V84L142 83V85H140L141 87H145L144 90H147V89L149 90V89H151V88H153V87H154L153 89H155L154 84H153V86H151L152 83L155 81V79H153V80H154V81H153V80L150 79L151 77H150L149 79H148V77H147L146 80H149V83H148V82L146 83V82H145L146 80H143L142 77L139 76ZM139 78H138V79H139ZM181 78H182L183 80H182ZM215 78H216V79H215ZM240 78H239V79H240ZM249 78H250V77H249ZM1 79H2V78H1ZM9 79H11V77H10ZM28 79H30V78H28ZM28 79H27V80H28ZM39 79H40V78H39ZM66 79H67V78H66ZM79 79H80V78H78V80H79ZM82 79H81V80H82ZM88 79H90V78L88 77L87 80L84 79V80H86V84H87V83L89 84V82H87V81H89ZM94 79H95V77H94L93 79H90V80H92V81L90 82L91 84H92V82H93ZM107 79H110V78L108 77ZM141 79H140V80H141ZM176 79H177V80H176ZM196 79H199V81H196ZM207 79H208V78H207ZM231 79H232V78H231ZM4 80L2 79L3 82H4ZM12 80H14V79L12 78ZM24 80H25L24 82L27 81L26 79H24ZM70 80H71V79H70ZM78 80H76V81H74V82H75V83L77 82V84L80 83V81L78 82ZM84 80H82V84H83V85H82V84L79 85L80 87H81V86H84V82H83ZM95 80H96V79H95ZM126 80H127L126 78H125V81H124V79H122V82H123V81L126 82ZM130 80H131V79H130ZM133 80H134V79H133ZM136 80H137V79H136ZM140 80H137V81L139 82ZM150 80L153 81V82L151 83ZM174 80H175V82H176V81H177V82H176L175 84H174V83H173V84H170V81L172 82V81H174ZM200 80H201V81H200ZM2 81H0V82H2ZM41 81H42V80H41ZM43 81H44V80H43ZM71 81H72V80H71ZM137 81H134V87L137 85L136 88L139 86L138 83H137ZM185 81H187V79H186ZM207 81H209V79H208ZM215 81H216V82H215ZM217 81H220V82H217ZM236 81H237V80L233 79V82H234V83H235ZM6 82H5L4 85L7 84ZM30 82H31L30 87H32V86H33L32 83H33L34 81L32 82V80H31ZM35 82H36V81H35ZM120 82H121V81H120ZM120 82H119V83H120ZM135 82L137 83L136 85H135ZM140 82H141V81H140ZM157 82H158V81H157ZM226 82H223V83H226ZM229 82H230V83H233V82H231L230 80H229ZM229 82H228V83H229ZM240 82H241V81H240ZM242 82H243V81H242ZM242 82H241V83H242ZM244 82H245V81H244ZM244 82H243V83H244ZM250 82H251V80H250ZM75 83H74V84H75ZM145 83H146V84H149V87H148V85H146ZM154 83H155V82H154ZM158 83H161V82H158ZM168 83H169L170 85H173V86L177 87V88H175V87H173V86H172V87H169L170 85H169ZM207 83H209V82H207ZM228 83H227V84H228ZM2 84H3V83H2ZM23 84H24V83H22V85H21V84L18 85L20 88L17 86V89H18V88H19V89H22L25 85H27V83L24 84V85H23ZM40 84H42V83L40 82ZM40 84L38 83L37 85L39 86ZM63 84H64V83H63ZM69 84H70V83H69ZM86 84H85V86L88 87V86H87L88 84H87V85H86ZM91 84H90V85H91ZM94 84H95V83H94ZM94 84H93V85H94ZM122 84H125V83H122ZM128 84H129V83H128ZM130 84H131V83H130ZM139 84H140V83H139ZM156 84H157V83H156ZM166 84H165V85H166ZM202 84H205V82L202 83ZM219 84L222 85V86H219ZM227 84H226V85H227ZM239 84H240V83H239ZM246 84H247V83H246ZM246 84H245V85H246ZM253 84H254V83H253ZM10 85H11V84H10ZM28 85H29V84H28ZM37 85H36V86H37ZM58 85H59V84H58ZM98 85H99V84H98ZM161 85H162V88H163V87L166 88V86L163 85L162 83H161ZM181 85H182V84H181ZM231 85H232V84H230L229 87H228V85L225 86V87H228L229 89H231L230 87L233 86V85H232V86H231ZM245 85H242V84H241V87L244 86V88H245ZM22 86H23V87H22ZM40 86H41V85H40ZM60 86H61V85H60ZM77 86H78V85H77ZM85 86H84V87H85ZM94 86L96 87L97 85L95 84ZM117 86H118V85H116V87H117ZM123 86H126V84L123 85ZM131 86H132V85H130L129 87L131 88ZM146 86L148 87L147 89H146ZM157 86H158V84H157ZM157 86H156V87H157ZM202 86H203V85H202ZM246 86L248 87V85H246ZM250 86H251V88H252V84H251ZM4 87H5V86H4ZM13 87H14V85H12V89H13V90H17L16 88L14 89ZM33 87H34V86H33ZM95 87H94V88H95ZM100 87H101V86H100ZM103 87H104V86H103ZM107 87L109 88V86H107ZM107 87H105V88H107ZM110 87H111V86H110ZM119 87H121V86H119ZM127 87H128V86H127ZM129 87H128V88H129ZM132 87H133V86H132ZM158 87H159V86H158ZM158 87H157V88H158ZM180 87H181V86H180ZM180 87H179V88H180ZM182 87H183V86H182ZM36 88H37V87H36ZM36 88H35V89H32V91H33V90H34V91H35V90L37 91V90L40 89L39 87H38L39 89H38V88L36 89ZM72 88H73V87H72ZM75 88H76V87H75ZM78 88H79V87H78ZM81 88H82V87H81ZM81 88H80V90H81ZM91 88H93L92 85H91ZM91 88L89 87L90 90H91ZM96 88H99V87L97 86ZM112 88H113V85H112ZM114 88H115V86H114ZM123 88H124V87H123ZM123 88H121V91H122ZM138 88H140V87H138ZM138 88H137L136 90L134 89V92H133V93H134V96H136L135 93L137 92ZM157 88H156V89H157ZM160 88H161V87H160ZM168 88H166V89H168ZM228 88H226V92H225L224 90H222L221 92H225L226 94L224 93V95H227L229 92H231L230 94H232L234 89H231L230 91H227ZM257 88H259V87H256V89H257ZM12 89H11V90H12ZM19 89H18V90H19ZM26 89H27V87H26V88H23L22 90H24L25 93H24V92H21V93H22V94L24 93L26 97H29V96L32 95V94H30V95H26V92H27ZM62 89H63V88H62ZM109 89H110V88H109ZM115 89H116V88H115ZM156 89H155V92H156V91L158 92V91H159V88H158L157 90H156ZM174 89H176V90H174ZM210 89H211V90H210ZM222 89H223V88H222ZM249 89H250V88H248V91H250ZM256 89H255V90H256ZM13 90H12V91H13ZM18 90H17V94L20 93V92H18ZM28 90H29V88H28ZM72 90H73V89H72ZM74 90H75V89H74ZM74 90H73V91H74ZM78 90H79V89H78ZM99 90H100V88H99ZM101 90H102V89H101ZM101 90H100V91H101ZM113 90H114V89H113ZM117 90H118V88L116 89V91H117ZM124 90H125V89H124ZM140 90H141V89H140ZM161 90H163V89H161ZM245 90H247V89L245 88L244 91H245ZM252 90H253V88H252ZM255 90H253V91H255ZM257 90H259V89H257ZM19 91H20V90H19ZM36 91H35V92H36ZM51 91H52V90H51ZM54 91H55V90H54ZM83 91L85 92V91H88V90H84V89H83ZM105 91H106V90L104 89V92H105ZM118 91L120 92V89H119ZM151 91H153V90H151ZM173 91H174V92H173ZM214 91H215V90H214ZM28 92H30V91H28ZM28 92H27V94H29ZM61 92H62V91H61ZM61 92H60V93H61ZM71 92H72V91H71ZM76 92H77V91H76ZM79 92H80V91H79ZM79 92H78V93H79ZM84 92H80L79 94H77V95H79V96L77 97V98H79V99H80V97H82L83 94H84L85 97H84V96H83V97L85 98V101H86V103H85L84 98H82V100L84 101V104H85V105L83 104L82 106H83V108H84V106H85V110L83 111V113H81V111H80L79 114H82V115L85 114V117H86V115H87V116L89 115V116H88V117H89L88 120H90V121L92 120L91 122L93 123V119H96L97 121L99 120V119H97V116H96V118H95V115H92V116H93V117H92L91 114H89L90 112H93V111H91V110H93L92 108L95 107L94 105L96 104V102H94L95 100H93V99H95V97H94V98L92 97V98H93V99H92L93 101L89 99V101H91V103L89 104V102H87V101H88L87 99L89 98L90 93L88 94V92H90V91L86 92L87 94L84 93ZM91 92H92V93H91V96H92L94 93H93L92 90H91ZM95 92L97 93V91H95ZM102 92H103V91H102ZM102 92H101V93H102ZM104 92H103V93H104ZM113 92H114V91H113ZM113 92H110V93H113ZM119 92H116V94H117V93L119 94ZM125 92H126V90H125ZM138 92H139V91H138ZM143 92L145 93L146 91H143ZM147 92H150V90L147 91ZM159 92H160V91H159ZM159 92H158V93H159ZM162 92H163V91H162ZM221 92H220V96H221ZM234 92H236V95H237V91H234ZM245 92H246V91H245ZM245 92H244V93H245ZM14 93H15V91H13V93H11V94H14ZM65 93H67V92H65ZM68 93H69V92H68ZM72 93H75V92H72ZM81 93H83L82 96H80ZM105 93H107V92H105ZM114 93H115V92H114ZM120 93H121V92H120ZM139 93H140V92H139ZM165 93H166V92H165ZM187 93H188V92H187ZM213 93H214V92H213ZM213 93H212V95H213ZM218 93H217V94H218ZM240 93H242V92H240ZM244 93H243V94H244ZM250 93H251V92H250ZM254 93H256V92H254ZM259 93H260V92H259ZM3 94H4V93H3ZM17 94L15 93L14 95H17ZM47 94H48V93H47ZM130 94H132V92H130ZM141 94H143V93H141ZM145 94H146V93H145ZM145 94H143V95H145ZM153 94L155 95L156 93H153ZM153 94H152V95H153ZM161 94H162V93H161ZM175 94H176V93H175ZM214 94H215V93H214ZM248 94H249V93H248ZM248 94H247L246 96H248ZM8 95H9V94H8ZM20 95H21V94H20ZM74 95H75V94H73V96H74ZM86 95H87V96H86ZM108 95H109V94H108ZM122 95H123V93H122V94H119L118 96L116 95V96H117V98H118V97H120V96H122ZM124 95H125V93H124ZM128 95H129V93H128ZM128 95H127V96H123L122 99L125 98V97H128V101L130 100V103H131V101H132V100L130 99L131 96H130V98H129ZM149 95H150V93H149ZM162 95H163V94H162ZM169 95H170V94H168V96H169ZM173 95H172V96H173ZM199 95H200V96H199ZM215 95H216V94H215ZM224 95H223V97H224ZM234 95H235V94H233V95H231V96L229 95L231 98L228 97V96H227V97H228L229 99H232V98L234 97ZM236 95H235V96H236ZM257 95L259 96L258 93H257ZM18 96H19V95H18ZM18 96H16L15 99H18V98L21 99V98L18 97ZM23 96H24V95H23ZM25 96H24V97H25ZM58 96H59V95H58ZM68 96H70V94H69ZM91 96H90V98H91ZM93 96H94V95H93ZM98 96H99V97H98ZM98 96H97V94H96V98L98 97L97 100H100L101 95L99 94ZM103 96H105L104 98L108 99V98H107L108 96H107L106 94L103 95ZM116 96H115V97H116ZM132 96H133V94H132ZM146 96H147V95H146ZM150 96H151V95H150ZM159 96H160V94H159ZM163 96H165V95H163ZM163 96H162V97H163ZM168 96H167V97H168ZM174 96H175V95H174ZM204 96H205V99H204ZM244 96H245V95H244ZM246 96H245V97H246ZM250 96H251V95H250ZM250 96H248L247 98H249ZM258 96H256V97L258 98ZM21 97H22V95H21ZM33 97H34V96H33ZM86 97H87V99H86ZM109 97H112V96H109ZM152 97H153V101H154V98L157 97V96H155V97H154V96H151V98H152ZM169 97H170V99H168V100L171 101V95H170ZM183 97H184V98H183ZM192 97H193V96H192ZM202 97H203V98H202ZM212 97H213V96H212ZM218 97H219V95H218ZM218 97H217V99H218ZM223 97H220V98H222L221 100H220V98L218 99V100L221 101V102L219 101V103H222V102H223V99L226 98V97H224V98H223ZM236 97H237V98H236ZM236 97H234V98L232 99V102H233V100H235V98H236V100L238 99L239 94H238V96H236ZM251 97H252V96H251ZM251 97H250V98H251ZM256 97H255V98H256ZM2 98H3V97H2ZM64 98H65V97H64ZM66 98H67V97H66ZM71 98H72V100H74L73 97H71ZM74 98H75V97H74ZM77 98H76V99H77ZM104 98H102V99H104ZM134 98H135V97H134ZM141 98H142V97H141ZM143 98H144V97H143ZM145 98H146V97H145ZM165 98H166V97H165ZM172 98L174 99V97H172ZM185 98H186V99H185ZM197 98H195V99L197 100ZM214 98H215V97H214ZM242 98H243V97H242ZM242 98H240V99H242ZM247 98H246V99H247ZM257 98H256V99H257ZM76 99H75V100H76ZM79 99H78V100H79ZM106 99H104V100L106 101ZM109 99H110V98H109ZM109 99L107 100L108 102H106L105 105L103 104L104 102H103V103H101L102 101L100 102L101 104L104 105V106L102 105V106L104 107V109H105V106H109V104H110V106H111V105L113 104V103H111V101H109ZM111 99H112V98H111ZM113 99H115V98L113 97ZM119 99H121V97H120ZM119 99H118V100H119ZM163 99H164V98H163ZM210 99H213V98H210ZM217 99H215V100H217ZM229 99H228V100H229ZM240 99H239V100H240ZM251 99H252V98H251ZM6 100H8V99H6ZM10 100H11V99H10ZM69 100L71 101L70 98H69ZM78 100H76L75 102L73 101V102L77 104V103H78V102H77ZM80 100H81V99H80ZM82 100L80 101V104H82V103H81ZM115 100H116V99H115ZM135 100H136V101H137V100L140 101V99H137V98H136ZM135 100H134V102H136ZM148 100H149V98H148ZM208 100H209V99H208ZM228 100H227V99L225 100V101H227L226 103H228ZM254 100H255V99H254ZM1 101H2V99H1ZM26 101H28V100H26ZM65 101H66V99H65ZM65 101H64V102H65ZM67 101H68V100H67ZM67 101H66V103H67ZM150 101H152V99H150ZM157 101H158V103H159V99H157L156 102H157ZM160 101H161V100H160ZM165 101H167V98H166ZM173 101H175V100H173ZM173 101H171V103H172ZM194 101H195V100H194ZM225 101H224V104H225ZM229 101H231V100H229ZM249 101H250V100H249ZM249 101L247 102V104L249 103ZM12 102H13V101H11V103H12ZM37 102H38V101H37ZM37 102H36V103H37ZM41 102H43V101H41ZM73 102H72V104H73ZM112 102H113V101H112ZM162 102H163V101H162ZM167 102H168V101H167ZM190 102H191V100H190ZM190 102H189V103H190ZM196 102H198V101H196ZM238 102H239V101H238ZM238 102H237V103H238ZM242 102H243V101H242ZM251 102H252V100H251ZM22 103H23V102H22ZM38 103H39V102H38ZM87 103H88L89 105H87ZM119 103H120V101H119ZM154 103H155V102H154ZM154 103H153V104H154ZM177 103H178V102H177ZM184 103H185V102H184ZM194 103H195V102H194ZM200 103H202V102H200ZM200 103L198 104V106H200ZM216 103H217V102H216ZM216 103H215V104H216ZM237 103H236V104H237ZM240 103H241V102H240ZM240 103H239V104H240ZM243 103H244V102H243ZM255 103H256V102H255ZM255 103H254V104H255ZM0 104H1V102H0ZM72 104H70V105H72ZM80 104H78V107L80 106ZM98 104H99V102H98ZM106 104H107V105H106ZM116 104H117V103H116ZM116 104H115V105H116ZM127 104L129 105V103H127ZM131 104H132V105H133V104H135V105H136V104L139 105L140 103H139V102H138V103H133V101H132ZM131 104H130V105H131ZM147 104H148V103H147ZM167 104H168V103H167ZM169 104H170V103H169ZM169 104H168V105H169ZM173 104H174V106H176V104H175L174 102H173ZM173 104H172V105H173ZM191 104H192V102H191ZM210 104H211V103H210ZM222 104H223V103H222ZM224 104H223V105H224ZM247 104H246V105H247ZM252 104H253V103H252ZM254 104H253L252 106L249 104L248 107L250 106L251 109H252V107H254ZM257 104H258V103H257ZM33 105H34V104H33ZM47 105H48V104H47ZM67 105H68V104H67ZM96 105H97V104H96ZM99 105H100V104H99ZM118 105H119V104H118ZM122 105H123V104H122ZM122 105H121V103H120V106H121V107H122ZM132 105H131V108H133V106H134V105H133V106H132ZM141 105H142V104H141ZM149 105H150V104H149ZM151 105H152V104H151ZM160 105H161V104H160ZM160 105H159V106H158V104L156 105L157 107H155V108H157V110L154 108L157 112H158V111L162 112L161 110H163V112L169 110V108L166 110V108H165L166 106L163 107V108L165 109V110H164L163 108L160 107ZM164 105H165V103H163L162 106H164ZM189 105H190V104H189ZM189 105H188V106H189ZM202 105H203V104H202ZM217 105H219V104H217ZM225 105L227 106V104H225ZM1 106H3V105H1ZM5 106H6V105H5ZM5 106H4V107H5ZM8 106H9V105H8ZM52 106H53V105H52ZM65 106H66V105H65ZM82 106H81V107H82ZM86 106H87V107H86ZM88 106H90L91 108L88 109ZM110 106H109V108H110ZM120 106H119V107H120ZM186 106H187V105H186ZM195 106H196V105H195ZM195 106H194V107H195ZM198 106H196L195 108H193V105H190V108H191V109L193 108V111H192V112H194L195 110H198V109H196ZM228 106H229V105H228ZM232 106H233V105H232ZM257 106H258V105H257ZM71 107H72V106H71ZM78 107H77V111H78V109H79ZM103 107H101V108H103ZM112 107H116V106H114V104H113ZM119 107H118V109H119ZM121 107H120V108H121ZM128 107H130V106H128ZM149 107H151V106H147L148 110H149V109L152 110L153 107H152V108H149ZM159 107H160V108H159ZM168 107H169V106H168ZM202 107L204 108V106H202ZM202 107H201V108H202ZM221 107H222V106H221ZM230 107H231V106H230ZM233 107H235V106H233ZM233 107H232V109L234 110ZM242 107H243V106H242ZM245 107L247 108V106H245ZM245 107L242 108V109L240 108V109H241V110L239 109L240 111H239L238 108L236 107V108H237L236 111L234 110L233 113H232L231 111H230V112H231L232 114H234V113H236L237 111H239L238 113H236V115H238V114H240V112H243L242 110L246 111V110H245ZM2 108H3V107H2ZM86 108H87V109H86ZM99 108H100V107H99ZM99 108H98V109H99ZM109 108H108L109 113L112 115V117H114L115 115H113V114L110 112V111L113 110V108H112V110H110ZM116 108H117V107H116ZM116 108H114V110H118V109H116ZM131 108H130V109H131ZM135 108H136V110L133 108V109H134V112L139 111V110H137L138 107L135 106ZM141 108H142V107H141ZM147 108H146V109H147ZM158 108H159V110H158ZM172 108H173V107H172ZM198 108H199V110H201L200 107H198ZM208 108H209V106H208ZM261 108H262V107H260V109L257 108V110H262ZM263 108H264V107H263ZM49 109H50V108H49ZM51 109H52V107H51ZM63 109H64V108H63ZM122 109H124V108L122 107ZM122 109L119 110L120 113H121V111L123 112ZM139 109H140V107H139ZM154 109H153L152 111H155ZM174 109H175V108H174ZM174 109H173V110H174ZM187 109H189V107H188ZM191 109H189L190 113H191ZM218 109H219V107H218ZM218 109H217V110H218ZM221 109H223V107H222ZM11 110H12V109H11ZM37 110H38V109H37ZM80 110H81V109H80ZM82 110H83V109H82ZM88 110H90V111L88 112ZM94 110H95V111L93 112L94 114H96V113L99 112V110H97L98 112L96 111V108H95ZM100 110H101V109H100ZM140 110H141V109H140ZM143 110H145V109H143ZM148 110H147V111H148ZM151 110H149V111H150V113L153 114V112H152ZM207 110L209 111L210 108L207 109ZM212 110L215 111L214 109H211V112H213ZM223 110L225 111V109H223ZM228 110H230V109H228ZM228 110H226V112H227ZM248 110H249V109L247 108V111H248ZM252 110H253V109H252ZM254 110H255V108H254ZM254 110H253V112L256 111V110H255V111H254ZM60 111H61V110H60ZM124 111H125V109H124ZM129 111H130V110H129ZM129 111H128V112H129ZM132 111H133V110H131L130 113H131ZM219 111H220L222 114H220L219 112L216 111V112H217V115L219 114V116H220V115H223V114H224L222 110H219ZM2 112H3V111H2ZM44 112H46V111H44ZM71 112H72V111H71ZM85 112H88V114H86ZM95 112H96V113H95ZM103 112H104V110H103L102 112H100V113H103ZM117 112H118V111H117ZM117 112H115V113H117ZM125 112H126V111H125ZM142 112H143V111H142ZM157 112H156V113H157ZM160 112H159V113H160ZM167 112H168V111H167ZM172 112H173V111H172ZM172 112H171V114H172ZM180 112H181V111H180ZM187 112H188V111H187ZM196 112H198V111H196ZM196 112H195V113H196ZM211 112H208V114H210V116L212 117V115H215V113L212 114ZM5 113H6V112H5ZM49 113H50V112H49ZM53 113H56V112H53ZM100 113H99L98 115H100ZM105 113H107V112H105ZM105 113H103L102 115H104ZM109 113H107V114H105V115L109 116V115H110ZM113 113H114V111H113ZM115 113H114V114H115ZM118 113H119V112H118ZM126 113H127V112H126ZM130 113L128 114L129 116H130ZM132 113H133V112H132ZM140 113H141V111H140ZM175 113H176V112H175ZM190 113H189V114H190ZM195 113H194V115L191 116V117L196 116ZM202 113H203V114H202ZM204 113H205L204 111H201V112H200V114H201V117H200V118H202V122H203V119H204V118L202 117V115L207 116V114H204ZM206 113H207V112H206ZM228 113H229V112H228ZM231 113H230V114H231ZM249 113H250V111H249ZM257 113H259V112H256V114H253V116H254V115L257 116V115H258ZM6 114H7V113H6ZM8 114H9V113H8ZM8 114H7V115H8ZM58 114H60V113H58ZM74 114H76V113H74ZM108 114H109V115H108ZM121 114H122V113H121ZM133 114H134V113H133ZM146 114H147V113H146ZM165 114H166V113H165ZM197 114H198V113H197ZM211 114H212V115H211ZM232 114H231V116H232ZM245 114H246V113H245ZM56 115H57V113H56ZM60 115H61V114H60ZM70 115H71V117H72L73 113H72V114H69V116H70ZM76 115H77V114H76ZM76 115H75V117H76ZM82 115H81V116L79 115V118H80V117L83 118ZM105 115H104V116H105ZM116 115H117V114H116ZM124 115H125V113H124L123 115H121V116H124ZM153 115L156 116V117H158V116H157L158 114H155V113H154ZM160 115H161V113H160ZM174 115H175V114H174ZM241 115H242V113H241ZM247 115H248V117L250 116L249 114H247ZM1 116H2V114H1ZM5 116H6V115H5ZM64 116H65V115H64ZM90 116H91V118H93V119H90ZM104 116H103V117L101 116V117H102V118H106V117H107V116H106V117H104ZM125 116H127V114H126ZM166 116H167V115H166ZM175 116H176V115H175ZM183 116H184V114H183ZM197 116H198V115H197ZM197 116H196V118H197ZM210 116H209V115L207 116V119H206L205 122H204V126H203V128H205L206 130H207L208 128H211V129L209 130V132H212V126H210V122H211L212 119H211V120L208 119V118H210ZM231 116L228 117V115H227L226 118H227V117L230 118V121H231V120H232L231 118L233 117V116H232V117H231ZM243 116H244V115H243ZM258 116H259V115H258ZM258 116H257V119L259 120ZM261 116H263V113H262V112H261ZM261 116H260V117H261ZM6 117H7V116H6ZM23 117H25V116H23ZM57 117H58V116H57ZM85 117H84V118H85ZM98 117H100V116H98ZM117 117H118V116L115 117L116 119L114 118V120H116V122H118L117 120L120 119V118H117ZM127 117H128V116H127ZM127 117H124V119H126ZM167 117H168V116H167ZM177 117H178V116H177ZM177 117L175 118L176 120H174V121H177ZM184 117H185V116H184ZM213 117H215V116H213ZM250 117H252V114H251ZM250 117H249V118H250ZM7 118H9V117H7ZM12 118H13V117H12ZM28 118H29V117H28ZM48 118H49V117H48ZM52 118H53V117H52ZM68 118H69V117H68ZM110 118H111V117H110ZM128 118H129V117H128ZM162 118H163V117H162ZM172 118H173V117H172ZM178 118H181V119H182V117H178ZM196 118H192V119L194 120V119H196ZM228 118H227V119H228ZM233 118H234V117H233ZM246 118H247V116H246ZM254 118L256 119L255 116H254ZM36 119H37V118H36ZM70 119H71V118H70ZM70 119H69V120H70ZM85 119H86V120L82 119V121H83V120H84V121H87V118H85ZM107 119H108V117H107ZM155 119H156V118H155ZM164 119H165V118H164ZM164 119H163V121H164ZM167 119H168V118H167ZM184 119H185V118H184ZM223 119H224V118H223ZM234 119H236V118H234ZM240 119H241V118H240ZM240 119H239V120H240ZM2 120H3V119H2ZM2 120H0V121H2ZM7 120H8V119H7ZM7 120H4V121L6 122ZM52 120H53V119H52ZM57 120H58V119H56V121H57ZM67 120H68V119H67ZM74 120H75V119H72V121H74ZM78 120H79V119H78ZM80 120H81V119H80ZM96 120H94V121H95V124L93 123V125H92L93 127H94L95 125H97ZM102 120H103V119H102ZM112 120H113V119H112ZM129 120H130V119H129ZM172 120H173V119H171V122H172ZM182 120H183V119H182ZM185 120H188V119L186 118ZM185 120H183V121L185 122ZM197 120H200V121H201V119H199V118H198ZM207 120H209L208 123H207ZM221 120H222V119H221ZM228 120H229V119H228ZM228 120L225 121L224 125H225L226 123H228L227 125H229L230 123H232V122H230V121L228 122ZM239 120H236L235 123H234V121H233V125H232V126H234V125L236 124V122L239 121ZM243 120H245V116H244V119H243ZM243 120H242V121H243ZM246 120H247V119H246ZM16 121H17V120H16ZM20 121H21V120H20ZM20 121H19V122H20ZM64 121H65V120H64ZM155 121H158V119H157V120H154V119H153V123H154V124L156 123ZM169 121H170V120H169ZM180 121H181V120H180ZM191 121H192V120H191ZM191 121H190V122H191ZM215 121H216V120H215ZM219 121H220V120H219ZM69 122H70V121H69ZM76 122H77V121H76ZM87 122H88V121H87ZM91 122H88V124H91ZM98 122H99V121H98ZM100 122H101V121H100ZM114 122H115V121H114ZM114 122H113V123H114ZM160 122H162V120H161ZM171 122H169V123L166 122L165 124H164V123H162V124H164L165 126H167V124H170ZM202 122H201V123H202ZM217 122H218V121H216V123H217ZM240 122H241V121H240ZM240 122H239V123H240ZM244 122H246V121H244ZM252 122H253V121H252ZM256 122H257V121H256ZM256 122H255V123H256ZM0 123H1V122H0ZM2 123H3V122H2ZM26 123H27V122H26ZM39 123H40V122H39ZM43 123H44V122H43ZM70 123H71V122H70ZM74 123H75V122H74ZM85 123H86V122H85ZM157 123H158V122H157ZM157 123H156V124H157ZM172 123H173V122H172ZM175 123H176V122H175ZM179 123H180V122H179ZM194 123H195V122H194ZM201 123H200V125H201ZM206 123L209 125L208 128L206 127L207 125L205 126ZM216 123H213V125L216 124ZM218 123H219V122H218ZM257 123H258V122H257ZM259 123H260V122H259ZM8 124H9V123H7V125H8ZM10 124H12V123H10ZM71 124H73V123H71ZM79 124H80V123H79ZM79 124H77V125H79ZM88 124H87V125H88ZM98 124H99V123H98ZM182 124H185V123H182ZM196 124H197V123H196ZM196 124H195V125H194V124H189V125H188V124H185V125H188V126H190V125H194L195 127H197ZM198 124H199V123H198ZM198 124H197V125H198ZM202 124H203V123H202ZM253 124H254V122H253ZM2 125H3V124H2ZM28 125H29V124H28ZM64 125H65V124H64ZM68 125H69V124L67 123V126H68ZM109 125H110V124H109ZM146 125H147V127H146L147 130H146V131L148 132L150 129L148 128V127H149L148 124H145V126H146ZM200 125H199V126H200ZM211 125H212V122H211ZM216 125H217V124H216ZM216 125H215V126H216ZM219 125H220V124H219ZM224 125L221 124L222 128H223ZM240 125H241V124H240ZM0 126H1V125H0ZM4 126H5V125H4ZM26 126H27V125H26ZM59 126H60V125H59ZM67 126H66V127H67ZM79 126H80V125H79ZM99 126L101 127V123H100ZM140 126H142V125H140ZM145 126H144V128H145ZM155 126H156V125H155ZM155 126L152 127V125H151L152 128H155ZM157 126H158V125H157ZM178 126H179V125H177V128H178ZM188 126H187L186 128H189ZM221 126H220V127H221ZM225 126H226V125H225ZM225 126H224V127H225ZM235 126H236V125H235ZM237 126H238V125H237ZM237 126H236V129L239 128V126H238V128H237ZM255 126H256V124H255ZM6 127H8V126H5V127H4V130H3V129H2V130L5 131V128H6ZM44 127H46V126H44ZM68 127H70V126H68ZM71 127H72V126H71ZM75 127H77V126H75ZM75 127L73 126L74 129H75ZM93 127H92V130H94V129H96V128H98V129L100 130V127H98V125H97L96 128H93ZM124 127H125V126H124ZM128 127H129V126H128ZM151 127H150V128H151ZM159 127H160V126H159ZM246 127H247V126H246ZM251 127H253V126H249L250 129H249V128H247V129H249V130H254V129H256V128L251 129ZM261 127H262V126H261ZM261 127H260V128H261ZM1 128H3V126H2ZM46 128H47V127H46ZM46 128H45V129H46ZM51 128H52V127H51ZM57 128H58V127H57ZM78 128H79V127H78ZM90 128H91V126H90ZM117 128H118V126H117ZM122 128H123V127H122ZM152 128H151V129H152ZM165 128H166V127H165ZM182 128H183V126H182ZM182 128L180 127L179 129H182ZM222 128H221V129H222ZM225 128H226V127H225ZM231 128H232V127H231ZM231 128L229 127L230 130H231ZM53 129H54V128H53ZM53 129H52V130H53ZM107 129H108V128H107ZM107 129H106V131H107ZM111 129H112V128H111ZM118 129H119V128H118ZM124 129L127 131L126 128H124ZM136 129H138V127H137ZM159 129H161V128H159ZM195 129H196V128H195ZM200 129H201V126H200ZM229 129L227 128V130L230 132ZM236 129L234 128V130H233V128H232L233 131H235ZM247 129H246V131H245V129H244L245 132L242 130V133H241V134H244V135H242V136L245 137V138H243V140H242V138H241L240 141L234 142V141H233L234 139H233V137H232V139H231L232 141H231V142H229V143L225 142L224 145L221 146V147H220V145H219V143H218V140H216L218 144L213 145V146H215L216 148L219 147V149L217 148V150H216L215 148H213V149H215L214 152H212V151L210 150L211 148L208 147L209 145H207V147H208L209 150H210V153H209V151H208V153H207V152H204V151L201 152V153H202V156H201L202 158H201V159L205 161V162H203V164L205 165V167H203V166L200 164V163L202 162V161H200V159L198 160V167H199V166H202L201 168H205L204 171H206V173H208L209 175L211 174L213 178L215 177V178L218 180V181L216 180V181L218 182L217 184L220 185V183L223 184L224 181H226L227 184L230 185V188H227L228 185L225 184L227 187H225V188L223 189V192H224V190L230 189V193H233L234 198L236 199V202H234V203H238V204H240V201H241V202L244 201V202H243V203L245 204L244 207H245L248 211H250L249 213L252 214V213L254 212V210L256 209V207L254 208V206H256V202H257V201L255 202V200H257V199H255V198H257V197L260 195V193H262V192H263L262 194H264V188H263V187H259L260 184L258 185L257 183H255V181H253V177H255V178H254V180H255V179H256V176H257V178L260 180V182H261L262 180H264V172H263L264 169H262V168H259V169H258V170H263V171H261L262 174H261V173L259 174V172H258L255 168H254L255 171H254V169H253L254 164H255V165H259V162H258V164L256 163L257 160L260 161V163L262 164V165H261V164H260V165H261L262 167L264 166V165H263L264 160H261V158L264 156V150H262V149H264V144L262 145V143H264V142H263L264 139H263L262 141H260V140H259V141H257V140L254 141L255 143H257V145L259 144V146H260V145L263 146L262 149H259V148H258L259 150L257 149L258 146H257V145H254V144H255L254 142H253L254 144L251 142L253 139L250 141L251 143H249V141H248V144H247V145H244V144L242 143V142H245L244 139H245V140H248L247 137H250V136H245V133L247 132ZM14 130H15V129H14ZM76 130H77V129H76ZM96 130H97V129H96ZM109 130H110V129H109ZM109 130H108V131H109ZM128 130H129V129H128ZM166 130H167V129H166ZM170 130H171V129H170ZM170 130H167V131L169 132ZM174 130H176V128H175ZM177 130H178V129H177ZM177 130H176V131H177ZM185 130H186V129H185ZM185 130H179V131H180L179 133H181L182 131L184 132ZM216 130L218 131V129H216ZM240 130H241V129H240ZM240 130H239V131H240ZM257 130H258V128H257ZM261 130H264V125H263V127L261 128ZM261 130H260V131H261ZM6 131H7V130H6ZM16 131H17V130H16ZM33 131H34V130H33ZM36 131H37V130H36ZM44 131H45V130H44ZM79 131H80V130H79ZM79 131H78V132H79ZM90 131H91V130H90ZM94 131H95V130H94ZM120 131H121V128H120ZM138 131H139V130H138ZM146 131H145V132L142 131V132H143L142 134L139 133V136H140V135H141V136L144 135V133H146ZM158 131H159V130H158ZM158 131H157V133H158ZM217 131H216V132H217ZM228 131H227V132H228ZM254 131H256V130H254ZM73 132H75V131H73ZM82 132H83V131H82ZM99 132H100V131H99ZM124 132H125V131H124ZM124 132H123V133H124ZM192 132H193V131H191V133H192ZM195 132H196V131H195ZM199 132H200V131H199ZM220 132H221V131H220V128H219V133H220ZM236 132H237V131H236ZM249 132H250V131H249ZM252 132H253V131H251L250 133H246V134H252ZM257 132L259 133V130L256 131V132H254V134H256ZM1 133H2V132H1ZM15 133H16V132H15ZM53 133H54V132H53ZM94 133H95V132H94ZM155 133H156V132H155ZM157 133H156V134H157ZM166 133H167V132H165V134H166ZM173 133H175V132L173 131ZM173 133L171 132V135H172ZM186 133H187L186 131H185V133H181V134H183V135H181L182 138H183V137H186V135H184V134H186ZM188 133H189V132H188ZM188 133H187V134H188ZM191 133H190V134H191ZM203 133L205 134V137H206V135H207L206 131L203 132ZM232 133L235 134V132H231L230 134L232 135ZM3 134H5V133H3ZM3 134H2V135H3ZM10 134H11V133H10ZM47 134H48V133H47ZM77 134H78V133H77ZM79 134H80V133H79ZM79 134H78V135H79ZM83 134H84V133H83ZM98 134H99V133H98ZM150 134H151V133H150ZM163 134H164V133H163ZM167 134H169V133H167ZM197 134H198V133H197ZM216 134H217V133H216ZM220 134H221L220 137L223 136V135H222V132H221ZM234 134H233V136H234ZM261 134H262V133H261ZM263 134H264V133H263ZM2 135H1V136H2ZM151 135H152V134H151ZM160 135H161V132H160ZM174 135H175V134H174ZM200 135H201V134H200ZM217 135H218V134H217ZM228 135H229V134H228ZM237 135H238V134H237ZM1 136H0V137H1ZM4 136L7 137L6 134H5ZM4 136L2 137L3 139H4ZM23 136H24V134H23ZM33 136H34V134H33ZM55 136H56V135H55ZM158 136H159V135H158ZM162 136H164V135H162ZM162 136H161V137H162ZM166 136H167V135H166ZM175 136H176V135H175ZM178 136H179V135H178ZM181 136H180V137H181ZM214 136H215V135H214ZM242 136H240V137H242ZM260 136H261V135H260ZM263 136H264V135H262V137H263ZM39 137H40V136H39ZM88 137H89V136H88ZM155 137H156V136H155ZM161 137H157L156 139L159 140V138H161ZM170 137H171V136H170ZM170 137H169V138H170ZM188 137L190 138L191 136H188ZM202 137H203V136H202ZM207 137H208V135H207ZM207 137H206V138H207ZM218 137H219V136H217V138H218ZM224 137H226L225 134H224ZM224 137H223V138H224ZM13 138H14V137H13ZM24 138L26 139V136H25ZM24 138L22 137V139H24ZM93 138H94V137H93ZM105 138H106V137H105ZM107 138H108V137H107ZM107 138H106V139H107ZM162 138H163V137H162ZM166 138H168V137H166ZM174 138H176V137H173V138H172V141H173ZM177 138H178V137H177ZM177 138H176V140H178ZM193 138H194V137H193ZM196 138H200L199 135H198V137L196 136ZM196 138H194L193 140H196ZM223 138H222V139H223ZM227 138H228V136H227ZM230 138H231V136H230ZM237 138H238V137H237ZM250 138H252V137H250ZM250 138H249V140H250ZM263 138H264V137H263ZM25 139L22 140L23 144H21V145H22L21 148H23V150L26 151L27 153H30V154H27V153L24 152L25 157H27L26 159H29L30 156L32 155L31 158H33V160H34L37 156H36L35 154H32V152H34V150H32V152H31V149L29 148V147H32V146L29 145L30 142H25V143H24V141H26ZM94 139H95V138H94ZM156 139H155V140H154V139H151V141L154 140V142H158V141H156ZM163 139H165V138H163ZM180 139H181V138H180ZM180 139H179V140H180ZM187 139H188V138H187ZM187 139H185V140L182 139V140L179 141V143L181 142V143L183 144V140H184V142L187 143V141H189V140H187ZM218 139H219V138H218ZM257 139H258V138H257ZM15 140H16V139H15ZM17 140H18V138H17ZM42 140H43V139H42ZM47 140H48V139H47ZM47 140H46V141H47ZM89 140H90V139H89ZM91 140H92V139H91ZM107 140L109 141L110 139H107ZM142 140H143V139H142ZM186 140H187V141H186ZM204 140H205V139H204ZM204 140H203V141H204ZM207 140L209 141V139H207ZM57 141H58V140H57ZM102 141H103V140H102ZM147 141H149V140L147 139ZM172 141H171V144L169 143V145H165V146L167 147V156L165 157V156L163 155V156H164V157H163L164 160H166L165 162H167V164L169 165V166H167V169L169 168V170H167L168 172H166L168 175H169L170 171H171V174H173L172 172H175V174H177L176 171L178 172L179 170H178V169H175V170L173 171L172 169H173L174 167H175V168H176V167L178 168V166H179V168H180V167H183V169L180 168V170L183 171V170H184V166L186 165V162H189V160H190L191 157H192L191 155H190V156L186 155V153L190 152L189 150H191L192 145H191V146L189 145L190 147H189L188 145H184L185 143H184L183 145H182V144L179 145L178 143H176L177 141L174 142L175 144H174V143L172 144ZM200 141H201V140H200ZM216 141H215V143H216ZM224 141H225V139H224ZM227 141H228V140H227ZM229 141H230V140H229ZM235 141H236V140H235ZM241 141H242V142H241ZM18 142H19V141H18ZM47 142H48V141H47ZM52 142H53V141H51V143H52ZM142 142H143V141H142ZM160 142H161V139H160V141H159V145H161ZM191 142H192V141H191ZM193 142H194V141H193ZM219 142H220V141H219ZM27 143H28V144H27ZM36 143H37V142H36ZM101 143H102V142H101ZM166 143H167V142H166ZM188 143H189V142H188ZM195 143H196V141H195ZM199 143H200V142H199ZM202 143L204 144V142H202ZM205 143H206V142H205ZM213 143H214V142H213ZM245 143H246V142H245ZM260 143H261V144H260ZM90 144H92V143H90ZM110 144H111V143H110ZM142 144H143V143H142ZM157 144H158V143H157ZM0 145H1V144H0ZM9 145H10V144H9ZM19 145H20V144H19ZM23 145H25V146L28 147V148H26V150H25V148H24L25 146H23ZM38 145H39V144H38ZM41 145H42V144H41ZM44 145H45V144H44ZM46 145H47V144H46ZM102 145H103V144H102ZM102 145H101V147H102ZM112 145H113V144H112ZM112 145H109L110 148H111ZM162 145H163V144H162ZM218 145H219V146H218ZM10 146H11V145H10ZM48 146H49V145H48ZM48 146H45V147H48ZM69 146H70V145H69ZM85 146H87V145L85 144ZM88 146H89V144H88ZM105 146H106V145H105ZM107 146H108V145H107ZM146 146H147V145H146ZM148 146H150V145L148 144ZM153 146H155V145L153 144ZM163 146H164V145H163ZM165 146H164V147H165ZM181 146H182V147H181ZM184 146H185V148H184ZM194 146H195V145H194ZM0 147H1V146H0ZM67 147H68V146H67ZM71 147H72V146H71ZM78 147H79V146H78ZM159 147H162V146H159ZM159 147L157 146L156 148H159ZM186 147H187V148H186ZM198 147H199V146H198ZM19 148H20V147H19ZM37 148H38V146H37ZM74 148H75V146H74ZM99 148H100V146H99ZM102 148H103V147H102ZM104 148H105V147H104ZM104 148H103V149H104ZM136 148H137V147H136ZM136 148H135V150H136ZM138 148H139V147H138ZM138 148H137V150H138ZM149 148H150V147H149ZM151 148H152V146H151ZM151 148H150V150H151V152H153V151H152L153 148H152V149H151ZM154 148H155V147H154ZM156 148H155V149H156ZM208 148L205 147V149H207V150H208ZM260 148H261V147H260ZM27 149H28L29 151H27ZM54 149H55V148H54ZM85 149H86V148H85ZM155 149H154V151H156ZM163 149H164V151H166L165 148H162V150H163ZM187 149H188V151H187ZM198 149H199V148H198ZM200 149H201V150H205V149H204V146H203V147L201 146ZM71 150H72V149H71ZM78 150H79V149H78ZM112 150H113V148H112L110 151H112ZM141 150H142V149H141ZM160 150H161V149H160ZM162 150L160 151L161 154H163L162 152H164V151H162ZM196 150H197V148H196ZM257 150H258V151H257ZM66 151H67V150H66ZM81 151H82V150H81ZM84 151H85V150H84ZM84 151H82V152H84ZM133 151H134V150H133ZM193 151H195V149H194ZM197 151H198V150H197ZM22 152H23V151H22ZM44 152H46V151H44ZM78 152H79V151H78ZM85 152L88 153L87 150H86ZM148 152H149V150H148ZM199 152H200V151H199ZM34 153H35V152H34ZM70 153H71V152H70ZM87 153H85V155H86ZM120 153H121V152H120ZM141 153H142V151H141ZM146 153H147V152H146ZM157 153H158V152H157ZM160 153H159V154H160ZM259 153H260V155H263V156H260ZM261 153H262V154H261ZM26 154H27V156H26ZM37 154H38V152H37ZM42 154H43V153H42ZM63 154H64V153H63ZM123 154H124V152H123ZM144 154H145V153H144ZM189 154H191V153H189ZM192 154H194V153H192ZM20 155H21V154H20ZM34 155H35L36 157H33ZM49 155H51V154H49ZM87 155H88V154H87ZM124 155H125V154H124ZM147 155H149V154H147ZM195 155H197V152H195ZM258 155H259L260 157H259ZM15 156H16V155H15ZM15 156H14V157H15ZM76 156H78V154H77ZM83 156H84V154H83ZM142 156H143V155H142ZM152 156H153V155H152ZM187 156H188L190 159L187 158ZM21 157H22V156H21ZM28 157H29V158H28ZM40 157H41V156H40ZM40 157H39V158H40ZM46 157H47V156H46ZM93 157H94V156H93ZM123 157H124V156H123ZM195 157H196V156H195ZM197 157L200 158V155L197 156ZM19 158H20V157H19ZM44 158H45V157H44ZM50 158H51V157H50ZM78 158H79V156H78ZM84 158H85V157H84ZM124 158H125V157H124ZM124 158H123V159H124ZM128 158H129V157H128ZM159 158H160V157H159ZM161 158H162V155H161ZM161 158H160V159H161ZM165 158H166V159H165ZM21 159H22V158H21ZM79 159H83V158H79ZM79 159H78V160H79ZM95 159L97 160L96 156H95ZM187 159H189V160L187 161ZM193 159H194V158L192 157V159H191L192 162H193ZM195 159H196V158H195ZM259 159H260V160H259ZM29 160H30V159H29ZM35 160L37 161V160H39V159L36 158ZM41 160H43V159H41ZM44 160H45V159H44ZM46 160H47V159H46ZM52 160H54V159H52ZM60 160H61V159H60ZM64 160H65V159H64ZM128 160H129V159H128ZM30 161H31V160H30ZM39 161H40V160H39ZM125 161H126V159H125ZM191 161H190L189 165H188V163H187V166H190V165H191ZM199 161H200V162H199ZM261 161H262V162H261ZM26 162H27V160H26ZM31 162H32L33 165H34V162H33V161H31ZM31 162H30V163H31ZM83 162H84V161H83ZM127 162H128V161H127ZM129 162H130V160H129ZM131 162H132V161H131ZM161 162H162V161H161ZM165 162L163 161V165H164ZM30 163H29V165H30ZM35 163H36V162H35ZM39 163H42V162H39ZM39 163H38V161H37V165H38ZM55 163H57L56 160H55ZM49 164H51V163H49ZM53 164H54V162H53ZM103 164H104V163H103ZM128 164H129V163H128ZM151 164H152V163H151ZM194 164H195V163H194ZM39 165H41V164H39ZM45 165H46V167H47V166H48V163L45 164ZM160 165H162V164H160ZM160 165H158V166H160ZM35 166H36V164H35ZM50 166H51V165H50ZM55 166H56V164H55ZM187 166H186V167H187ZM192 166H193V168L195 169V170H194V169H192V170H193L195 173H197V172H196L197 164H196V165H193V164H192ZM194 166H196V167H194ZM261 166H260V167H261ZM29 167H30V166H29ZM31 167H32V166H31ZM37 167H38V166H37ZM41 167H42V166H41ZM60 167H61V166H60ZM64 167H65V166H64ZM80 167H81V166H80ZM96 167L98 168V166H96ZM170 167H171V168H170ZM257 167H258V166H257ZM7 168H8V167H7ZM33 168H34V167H33ZM33 168H31V169L33 170ZM39 168H40V167H39ZM56 168H57V167H56ZM163 168H165V170H166V167H163ZM190 168H191V166L188 167V171H190ZM0 169H1V168H0ZM47 169H49V166H48ZM51 169H52V168H51ZM74 169H75V168H74ZM199 169H200V168H199ZM38 170H39V169H38ZM81 170H82V169H81ZM246 170H247V171H246ZM251 170H252V171H251ZM43 171H44V170H43ZM50 171H51V170H49V172H50ZM182 171H181V172H182ZM202 171H203V170H202ZM202 171H201V172H202ZM253 171H254V172H253ZM36 172H39V171H36ZM191 172H192V171H191ZM191 172H190V174H191ZM194 172H192L191 175L195 174ZM198 172H200V171L198 170ZM201 172H200V173H201ZM257 172H258L260 178L258 177ZM33 173H34V172H33ZM43 173H44V172H43ZM54 173H55V172H54ZM158 173H159V172H158ZM178 173H180V171H179ZM203 173H205V172H203ZM203 173H201L202 175H199V174H198L200 177L203 176L202 178H199L198 175H197L196 177H197L198 179H200V180H201V179H202V180L205 179V181H203V184H206V182L209 181V180H207V179H208V178L211 179L212 177H210L211 175L208 176V174H205V176H204ZM247 173H248V174H247ZM7 174H8V173H7ZM44 174H45V173H44ZM80 174H81V173H80ZM171 174H170V176H171ZM187 174H189V173L187 172ZM187 174H186V175H187ZM190 174L187 175L188 177H186V178L183 177V176H185V174H183V176H182L181 178H182V179L185 178V179H183V180H187V178H189ZM246 174H247V175H246ZM253 174H255V176H254ZM48 175H49V173H48ZM195 175H196V174H195ZM206 175L208 176V178H207ZM214 175H215V176H214ZM57 176H58V175H57ZM73 176H74V175H73ZM163 176H167V175L164 174ZM170 176H169V178H167V182H165V183H163V179H164L165 177L161 180L162 183H163V185H161V184H159V183H157V184H159V185H154V186H156V187L159 186V189H157L156 187H155V188H156V189H155V188L153 187V185H152V184H155V183H154V182L152 183V181H149V184H151L152 187H153V189L155 190V191H153V192L156 193V190H157V191L160 190V189H161L160 187H161V186L163 187L164 185L167 186V187L165 186V188H166L165 190L170 189L168 185L172 184L173 182H174V183L176 182V181H175L176 179L174 178V175H172V177H173L174 180H173L172 178H170ZM176 176H178V175H176ZM176 176H175V177H176ZM180 176H181V175H180ZM180 176H178V177H176V178H177V181H178V182L182 183L183 180L180 179ZM35 177H36V175H35ZM47 177H48V176H47ZM191 177H194V175L191 176ZM205 177H206V178H205ZM40 178H41V177H40ZM50 178H51V176H50ZM63 178H64V177H63ZM104 178H105V177H104ZM161 178H162V177H161ZM161 178H159V180H160ZM178 178H179V179H178ZM197 178L195 179V181H193L194 178H192L193 180H192L191 182H193L194 184L197 183V180H198ZM10 179H11V178H10ZM52 179H53V178H52ZM52 179H51V180H52ZM59 179H60V178H59ZM100 179H101V178H100ZM170 179H172V180H170ZM46 180H47V179H46ZM48 180H49V179H48ZM141 180H142V179H141ZM155 180H156V179H155ZM168 180H170L171 182L169 181V183H168ZM180 180H181L182 182H181ZM188 180H189V179H188ZM190 180H191V178H190ZM200 180H199V181H200ZM256 180H257V179H256ZM27 181H28V180H27ZM31 181H32V180H31ZM83 181H84V180H83ZM101 181L104 182L103 179H102ZM135 181H136V180H135ZM161 181H159V182H161ZM164 181H165V180H164ZM214 181H215V180H214ZM1 182H2V181H1ZM3 182H4V181H3ZM28 182H29V181H28ZM33 182H34V181H33ZM40 182H41V181H40ZM46 182H47V181H46ZM52 182H53V180H52ZM105 182H106V180H105ZM156 182H157V181H156ZM189 182H190V181H188V182L185 183V184L188 185ZM210 182H212V183H208V184H209V185L211 184V185H212V188H215V187H213V186H216V188L219 187L215 182H214V184H216V185H213V181H212V180H211ZM256 182L259 183V181H256ZM29 183H30V182H29ZM53 183H54V182H53ZM86 183H87V181H86ZM180 183H178V184H180ZM198 183H199V182H198ZM200 183H201V185L203 186L202 181H201ZM200 183H199V185H200ZM30 184H31V183H30ZM37 184H38V183H37ZM48 184H49V181H48ZM95 184H96V183H95ZM208 184H206V186H204V187H205L204 189H206V191H205V192H206V193H205V197H206V194H207V195L210 194V196H212V197H213V194H214V197H213V198H217L216 196H219V193L222 192V190L220 189L221 186H220L219 188H217V189H219V193H218V191H217V189H216V194H218V195H216V194L214 193V190H215V189L213 190V194H212V192H211V193H208V190H211V189H210L211 187H208V186H207ZM262 184H263V183H262ZM45 185H46V184H45ZM84 185H85V184H84ZM160 185H161V186H160ZM187 185H185V186H187ZM192 185H193V184H192ZM211 185H210V186H211ZM223 185H224V184H223ZM21 186H23V185H21ZM36 186H37V185H36ZM148 186H149V185H148ZM172 186H173V185H171V189H172ZM194 186H195V185H194ZM194 186H191V188H194ZM262 186H264V185H262ZM23 187H24V186H23ZM26 187H27V186H26ZM55 187H56V186H55ZM94 187H95V186H94ZM197 187H198V186H197ZM197 187H195V188L198 189ZM206 187H208L209 189L206 188ZM43 188H44V187H43ZM52 188H53V187H52ZM87 188H90V187L87 186ZM98 188H99V187H98ZM150 188H151V187H150ZM150 188L148 187V189H150ZM174 188H176V186H175ZM174 188H173V190H175ZM178 188H179V187H178ZM178 188H176V189L179 191ZM195 188H194V189H195ZM222 188H223V187H222ZM226 188H227V189H226ZM261 188H263V189H261ZM14 189H15V188H14ZM50 189H51V186H50ZM56 189H58V188H56ZM56 189H55V190H56ZM73 189H74V187H73ZM110 189H111V188H110ZM110 189H109V190H110ZM148 189H147V191H148ZM153 189H151V190H153ZM194 189H190V190L193 191ZM207 189H208V190H207ZM258 189H260L261 191L263 190V191H262V192H259L260 190H258ZM3 190H4V189H3ZM26 190H27V189H26ZM55 190H54V191H55ZM165 190H164V191H165ZM173 190H172V192H173ZM182 190H183V189H182ZM8 191H9V190H8ZM46 191H47V190H46ZM73 191H74V190H73ZM111 191H112V190H111ZM175 191H176V190H175ZM175 191H174V192H175ZM202 191H203V190H202ZM227 191H228V190H227ZM18 192H19V191H18ZM25 192H26V191H25ZM38 192H39V191H38ZM65 192H66V191H65ZM90 192H91V190H90ZM108 192H109V191H108ZM148 192H151V193H146L147 195L145 194L147 198H148V195H149V196H153V195H154V194H152V193H153L152 191L149 190ZM158 192H159V191H158ZM160 192H161V191H160ZM165 192L167 193L168 190L165 191ZM188 192H189V191H188ZM223 192L221 193V196H222ZM257 192H259V193L256 194ZM5 193H6V192H5ZM5 193H4V195H5ZM8 193H9V192H8ZM33 193H35V192H33ZM56 193H57V192H56ZM100 193H101V192H100ZM111 193L113 194V192H111ZM166 193H165V196H167V194L170 193V192H168L167 194H166ZM190 193H191V192H189L188 195H190ZM198 193H200V192H198ZM203 193H204V192H203ZM1 194H3V191L0 192V195H1ZM6 194H7V193H6ZM38 194H39V193H38ZM46 194H47V192H46ZM72 194H73V193H72ZM151 194H152V195H151ZM211 194H212V195H211ZM225 194H226V195H225ZM254 194H256L255 198H250V197H252V195H254ZM61 195H62V193H61ZM114 195H115V194H114ZM145 195H144V196H145ZM160 195H161V194H160ZM179 195H180V194H179ZM185 195H186V194H185ZM195 195H196V194H195ZM224 195L226 196V197L224 196L225 198H229V197H230V196L227 197V196H228V192L226 193V191H225ZM257 195H258V196H257ZM1 196H2V199H3V195H1ZM42 196H43V195H42ZM56 196H57V195H56ZM62 196H63V195H62ZM65 196H66V195H65ZM69 196H70V195H69ZM73 196L76 197L77 194H75V195H73ZM141 196H142L143 198H146V197H144L143 195H140V197H141ZM158 196H159V195H158ZM171 196H172V195H171ZM186 196H187V195H186ZM196 196H197V195H196ZM18 197H19V196H18ZM27 197H28V196H27ZM67 197H68V196H67ZM116 197H117V196H116ZM120 197H122V196H120ZM120 197H119V198H120ZM154 197H155V196H154ZM154 197H153V198H154ZM156 197H157V196H156ZM188 197H189V196H187V198H188ZM203 197H204V196H203ZM203 197L199 194V198H203ZM212 197H211V198H212ZM263 197H264V196L262 195V198H263ZM45 198H46V196H45ZM45 198H44V199H45ZM53 198H55V197H53ZM63 198H64V197H63ZM77 198H78V196H77ZM106 198H107V200H110L109 197H106ZM124 198H125V197H124ZM147 198H146V199H147ZM149 198H150V197H149ZM149 198L147 199L148 202H150ZM151 198H152V197H151ZM207 198H209V195L207 196ZM213 198H212V199H213ZM222 198H223V197H222ZM225 198H224V199H225ZM232 198H233V197H232ZM234 198H233V200H234ZM244 198H245V199H244ZM258 198H260V199H258V201L262 199L261 196H259ZM2 199H1V200H2ZM11 199H12V198H10V200H11ZM46 199H47V198H46ZM49 199H50V198H49ZM88 199H89V198H88ZM95 199H96V198H95ZM113 199H114V198H113ZM131 199H132V198H131ZM155 199H157V198H154L153 203H154ZM168 199H169V198H168ZM184 199H185V198H184ZM196 199H198V197H197ZM203 199H204V198H203ZM212 199H210L211 201L209 200V203H206V204L209 205V204L211 203V205H212L214 202H216V203H215V208H214V207H213V208H214V209H217V208H216V204H218V203H217L218 198H217V199H213V201H212ZM237 199H238V200H237ZM247 199H248V200H250V199H254V200L247 201ZM16 200H17V199H16ZM58 200H59V199H58ZM60 200H62V199H60ZM69 200L71 201V197L69 198ZM185 200H186V199H185ZM187 200L190 201V199H187ZM187 200H186V201H187ZM230 200H231V198H230ZM230 200H228V201H230ZM5 201H6V199L4 200V203H5V204L2 206L3 208H4V206H5V208L8 206V205L6 206V202H7V201H6V202H5ZM12 201H13V200H12ZM12 201H11V202H12ZM64 201H65V199H64ZM73 201H74V200H73ZM73 201H72V202H73ZM83 201H84V200H83ZM110 201H111V200H110ZM189 201H187V202H189ZM220 201H221V199L219 200V202H220ZM222 201H223V199H222ZM222 201H221V202H222ZM228 201L225 200L224 202H222V204H224L225 202L227 203ZM253 201H254L255 205H253L252 203H250V202H253ZM262 201H264V199H262ZM0 202H1V201H0ZM11 202H9L10 204L8 203L9 206H10V207H8V209L10 208V210L12 209V208H11L12 206L14 207V205H12V204L14 203V201L12 202V204H11ZM15 202H16V201H15ZM24 202H25V201H24ZM32 202H33V201H31V203H32ZM40 202H41V201H40ZM44 202H46V201H44ZM55 202H56V201H55ZM55 202H54V203H55ZM60 202H63V201H60ZM134 202H135V200H134ZM134 202H133V203H134ZM151 202H152V199H151ZM151 202H150V203H151ZM169 202H170V201H169ZM212 202H213V203H212ZM230 202H232V200H231ZM25 203H26V202H25ZM29 203H30V202H29ZM83 203H84V202H83ZM113 203H114V202H113ZM191 203H193V205H194V201H192ZM226 203L224 204V206H226ZM232 203H233V202H232ZM234 203H233V204H234ZM243 203H242V204H243ZM259 203H261V202H258V204H259ZM263 203H264V202H263ZM0 204H1V203H0ZM22 204H23V203H22ZM22 204H21V205H22ZM32 204H33V203H32ZM59 204H60V203H59ZM63 204H64V203H63ZM111 204H112V203H111ZM120 204H121V203H120ZM120 204H119V205H120ZM202 204H204V203H202ZM219 204L221 205V207H220V205H219L218 207L221 208L222 212H219V209H218L217 211H218L219 213H217V214H218L219 216H217V217H214V216L217 215V214L215 215V212H216V211L214 210L215 212H213V209L210 207V205H209V206L207 205V206H208V208H209V211L212 210V212H213V215H214V216H213V215L211 216L212 219H213V217H214L215 219H216V218L218 219V217L222 218V220H224L223 222L226 223V224H225V227H226L227 223H228V222H231V221H230L231 218H230L229 221H227L228 218L224 219V217H228V215L226 216V214L231 213V214L234 215V213H236V214L233 216V218H235L236 215H238V213H239L238 211H240V210L237 211V210H236L237 207H236L235 205H232V204L230 203V204L232 205V207H233L232 212H231L230 209H228L229 212L226 213L225 216H223L222 214L224 213V208H225V207H224L221 203H219ZM246 204H247V205H246ZM29 205H30V204H29ZM33 205H34V204H33ZM35 205H36V204H35ZM54 205H55V204H54ZM61 205H62V204H61ZM96 205H97V204H96ZM196 205H197V204H196ZM262 205H263V206H262ZM262 205L260 204V206H262L261 208H262V210H263V212H264V204H262ZM26 206H28V205L26 204ZM26 206L24 205L23 207H26ZM83 206H84V204H83ZM97 206H98V205H97ZM188 206H190V205H188ZM198 206H199V204H198ZM200 206H201V205H200ZM207 206H206V207H207ZM222 206H223V207H222ZM239 206H241V204L238 205V209H241V211H242L244 207L241 206V208H239ZM257 206H258V205H257ZM30 207H31V206H30ZM54 207H55V206H53V208H54ZM56 207H57V203H56ZM56 207H55V208H56ZM61 207H63V206H61ZM87 207H88V205L86 206L85 209H87ZM108 207H109V206H108ZM196 207H197V206H196ZM206 207H204V208H206ZM232 207H231V208H232ZM5 208H4V209H5ZM26 208H27V210H25L24 213L26 214V211H27V214H29L31 211L28 212V210H29V209H32V208H28V207H26ZM33 208H35V207L33 206ZM75 208H76V206H75ZM77 208H78V207H77ZM77 208H76V209H77ZM83 208H84V207H83ZM150 208H151V206H150ZM189 208H190V207H189ZM194 208H195V207H194ZM210 208H211V209H210ZM222 208H223V209H222ZM226 208H228V206H227ZM229 208H230V207H229ZM234 208H235V210H236L238 213H237L236 211H234ZM257 208H258V207H257ZM261 208L259 209V211H261ZM8 209H6V210H8ZM13 209H14V208H13ZM20 209H21V208H20ZM40 209H42V208H40ZM40 209H39V210H40ZM85 209H84V211H85ZM178 209H179V208H178ZM191 209H192V206H191ZM195 209H196V208H195ZM246 209H244V210H246ZM0 210H1V209H0ZM15 210H17V209H15ZM54 210H55V209H54ZM56 210H58V211H56V213H58V212L60 211L59 209H56ZM77 210H80V208H78ZM193 210H194V209H193ZM196 210H197V209H196ZM203 210H204V209H203ZM225 210H227V209H225ZM228 210H227V211H228ZM257 210H258V209H257ZM257 210L255 211L256 213H255V212L253 213L254 215H253L252 218H250V217L252 216L251 214H250V216L248 215L249 220H248V217H247L246 215L244 216V218L246 217L247 220H245L246 218L244 219V218L242 217V215H243L242 213H244L245 211H242V212L240 211V214H239V215H240V216H239L240 218L237 217V218L235 219L236 221L233 219L232 223H233L234 221H235V223H237V222H239V219H240V220H241V224H242L243 227H242V226L240 225V223H239V225L241 226V228L239 227V228H236V229H235V227H237L238 225H237V224H234V225H236V226L233 228V229H234V230H233L234 232L232 231V236L230 237V238H233L232 240H234V237H236L238 234L240 235V233L244 230V229H243L244 226H245L246 228H247V226H249L248 223H249L253 218H254V221H253L254 224L252 223V226H253V225H255L256 227L258 226V225H256V224H257V222H260L261 217H259L260 219H259L258 221H256V220H257V218H258V215L260 216V213H261V212H259V211H257ZM49 211H50V208H49V210H48V213H50ZM75 211H76V210H75ZM146 211H147V208H146ZM178 211H179V210H178ZM178 211H176V213H177ZM209 211H208V212H209ZM227 211H226V212H227ZM248 211H247V212H248ZM1 212H2V211H1ZM4 212H5V211H4ZM10 212H11V211H10ZM34 212H35V211H34ZM43 212H44V211H43ZM60 212H62V211H60ZM193 212L196 214V211H193ZM257 212H258V213H257ZM11 213H13V212H11ZM20 213H21V212H20ZM53 213L56 214L55 211H54ZM94 213H96V212H94ZM115 213H116V212H113L114 215H115ZM174 213H175V212H174ZM176 213H175V214H176ZM209 213H210V212H209ZM209 213H208V217L210 218ZM245 213H246V212H245ZM249 213H247V214H249ZM9 214H10V213H9ZM13 214H15V213H13ZM21 214H22V213H21ZM25 214H24V215H25ZM31 214H33V211L31 212ZM34 214H35V213H34ZM34 214H33V215H34ZM96 214H97V213H96ZM100 214H101V212H100ZM111 214H112V213H111ZM111 214H109V215L111 216ZM113 214H112V215H113ZM179 214H180V213H179ZM211 214H212V213H210V215H211ZM241 214H242V215H241ZM255 214H258V215H256V220H255ZM10 215H11V214H10ZM17 215H19V213H17ZM29 215H30V214H29ZM29 215H26L25 217H28ZM51 215H52V214H51ZM58 215L60 216L61 214H58ZM107 215H108V214H107ZM107 215H106V216H107ZM116 215H118V214H116ZM196 215H197V214H196ZM201 215H202V214H201ZM220 215H221V216H220ZM229 215H230V214H229ZM263 215H264V213H263ZM11 216H12V215H11ZM35 216L37 217V214L34 215V217L32 216L34 220L36 219ZM41 216H42V215H41ZM43 216H44V215H43ZM43 216H42V217H43ZM46 216H47V215H46ZM54 216H55V215H54ZM62 216H63V215H62ZM82 216H83V215H82ZM110 216H109V217H110ZM118 216H119V215H118ZM222 216H223V217H222ZM7 217H8V216H7ZM9 217H10V216H9ZM9 217H8V218H9ZM13 217L15 218V215H14ZM13 217H12V220H13V221H12V222H13L12 226H16L18 223H17V222H14V218H13ZM18 217H19V216H18ZM30 217H31V216H30ZM39 217H40V216H39ZM49 217H50V216H49ZM52 217H53V215H52ZM52 217H51V218H52ZM112 217H113V216H112ZM112 217H110V219H111ZM153 217H154V216H153ZM157 217H158V216H157ZM198 217H199V216H196V218H198ZM200 217H201V216H200ZM200 217H199V218H200ZM208 217H207V218H206V217H205V218H202V219H204L205 221H203L201 218H200V220L196 219V221H197V220H198L197 222H199V221L201 222V221H202L203 224H205V222L210 221ZM262 217H263V216H262ZM43 218L45 219V217H43ZM60 218H61V216H60ZM60 218H59V219H60ZM62 218L64 219L65 216L62 217ZM119 218H120V216H119ZM177 218H180V215H179V217H178V215H177ZM241 218L245 220V223H246V224H245V223L243 224L244 220H243V222H242V219H241ZM9 219H10V218H9ZM9 219H8V222L10 221ZM19 219H20V218H19ZM22 219H23V218H21L20 220H22ZM37 219H39V218H37ZM37 219H36V220H37ZM40 219H41V218H40ZM44 219H42V220H44ZM52 219H53V218H52ZM56 219H58V217H57ZM81 219H82V218H81ZM99 219H100V218H99ZM105 219H106V218H105ZM108 219H109V218H108ZM113 219H114V218H113ZM147 219H148V218H147ZM158 219H159V218H158ZM161 219L163 220L164 218H161ZM210 219H211V218H210ZM215 219H214V220H215ZM263 219H264V218H263ZM6 220H7V219H6ZM17 220H18V219H17ZM25 220H26V219H23V224H24V221H25ZM34 220H33V221H34ZM53 220H54V219H53ZM115 220H116V219H115ZM119 220H120V219H119ZM122 220H123V219H122ZM162 220H161V221H162ZM168 220H169V219H168ZM181 220H182V219H181ZM181 220L178 219L177 222H179V221H181ZM207 220H208V221H207ZM214 220H212L213 225H214ZM220 220H221V219H220ZM59 221H60V220H59ZM61 221H62V220H61ZM63 221H64V220H63ZM88 221H89V220H88ZM88 221H87V222H88ZM103 221H104V219H103ZM105 221H107V220H105ZM129 221H130V220H129ZM139 221H140V220H139ZM159 221H160V220H159ZM163 221H165V220H163ZM163 221H162V222H163ZM225 221H227V222H225ZM247 221H249V222H247ZM261 221H264V220H261ZM8 222H7V223H8ZM36 222H38V220H37ZM54 222H55L56 225L59 223V222L57 223L55 220H54ZM65 222H66V221H65ZM82 222H83V221H82ZM118 222H119V221H118ZM162 222H160V224H161ZM170 222L173 223V221H170ZM202 222H201V224H202ZM1 223H2V222H1ZM9 223H10V222H9ZM25 223H26V222H25ZM30 223H33V222L30 221ZM34 223H35V222H34ZM51 223H52V222H51ZM79 223H80V222H79ZM171 223H170V224H171ZM174 223H175V222H174ZM183 223H184V222H183ZM217 223H218V222H217ZM261 223H262V222H260V224H261ZM14 224H15V225H14ZM36 224H37V223H35V225H36ZM44 224H45V222H44ZM55 224H54V225H55ZM123 224H124V221H123ZM160 224H159V225H160ZM163 224H165V226H167V224H166L165 222H163V223L161 224L162 235L164 234V231L166 230V228H165V230H164V225H163ZM185 224H186V223H185ZM185 224H184V225H185ZM187 224H188V222H187ZM187 224H186V225H187ZM189 224H190V223H189ZM189 224H188V226H189ZM207 224H208V223H207ZM209 224H211V222H209ZM220 224H221V223L219 222V224L214 225V226H218V230H216V231H220V234H221V233H222V229H221V225H220ZM230 224H231V223H230ZM249 224H250V223H249ZM258 224H259V223H258ZM6 225H7V224H6ZM6 225H5V226H6ZM56 225H55V226H56ZM94 225H95V224H94ZM125 225H126V223H125ZM133 225H134V224H133ZM140 225H141V224H140ZM162 225H163V226H162ZM168 225H169V223H168ZM190 225H192V224H190ZM198 225H199V224H198ZM261 225H262V227H261ZM261 225H259V226L257 227V228L261 227L260 230H258V231H261L262 228H263L262 230L264 231V222H263ZM10 226H11V223H10ZM23 226H24V225H23ZM23 226H19V227H23ZM26 226H27V225H26ZM26 226H24V228H25ZM32 226H33V224H32ZM32 226H31L30 228H32ZM55 226L53 227L54 229H56ZM58 226L60 227L59 224H58L56 227H57L58 229H60ZM86 226H87V225H86ZM95 226H96V225H95ZM122 226H124V225H122ZM171 226H172V224H171ZM171 226H169V227H171ZM192 226L194 227V226H197V225H196V223H195V224H193ZM199 226H200V225H199ZM210 226H212V225H210ZM210 226L208 225V228H209ZM219 226H220V227H219ZM230 226H231V225H230ZM230 226H229V227H230ZM3 227H4V226H3ZM3 227H2V228H3ZM43 227H44V225H43ZM101 227H102V226H101ZM124 227H125V226H124ZM154 227H155V226H154ZM189 227H190V229H191V226H189ZM200 227H201V226H200ZM249 227L252 229L251 224H250ZM0 228H1V227H0ZM2 228H1V229H2ZM11 228H14V227H11ZM11 228L9 227L8 229H11ZM27 228H28V226H27ZM51 228H52V227H51ZM79 228H80V227H79ZM82 228H85V227H82ZM94 228H95V227H94ZM105 228H106V227H105ZM115 228H116V227H115ZM152 228H153V227H152ZM167 228H168V226H167ZM201 228H202V227H201ZM201 228L197 227V229H196V228H195V229H196L197 231H198V230L202 231ZM212 228H213V226H212ZM212 228L210 227V229H212ZM250 228H248V229H250ZM254 228H255V227L253 226V229H254ZM257 228H256V230H257ZM15 229H16V228H15ZM17 229H18V226H17ZM32 229H33V228H32ZM36 229H38V230L36 231ZM39 229H40V227L38 226V227H35V232H34L33 230H31V233H32V231H33L34 233H36V234H34V237H35V235H38L37 232L39 233V232L42 231V227H41V229H40L41 231H39ZM45 229H46V228H45ZM45 229H43V231H45ZM124 229H125V228H124ZM127 229H128V228H127ZM146 229H147V228H146ZM168 229H169V228H168ZM170 229H171V228H170ZM195 229H192L191 231L188 230L187 238H188L189 232H190V234H191V232L194 231V232H192V234H191V237L194 239V233H195V234L198 233V232L195 231ZM220 229H221V230H220ZM227 229L229 230V228H225V229L223 228V230H224V232H225V233L223 232L224 235L227 233V231H225V230H227ZM241 229H243V230H241ZM248 229H246V230L249 232ZM23 230H24V229H23ZM46 230H47V229H46ZM94 230H95V229H94ZM108 230H109V229H108ZM108 230H107V231H108ZM131 230H132V228H131ZM205 230H206V228H205ZM208 230H209V229H208ZM208 230H207V232H208ZM236 230H237V234H236ZM11 231H12V230H11ZM48 231H50V229H49ZM56 231H57V230H56ZM99 231H101V230H99ZM103 231H104V230H103ZM103 231H102V232H103ZM109 231H111V230H109ZM150 231H151V230H150ZM210 231H211V230H210ZM210 231H209V232H210ZM238 231H239V233H238ZM247 231H246V232H247ZM252 231H253V230H252ZM258 231H257V232H258ZM2 232H3V233H2ZM6 232H7V230H6V231L1 230V231H0V234H2V236H3V234L5 233L4 235L7 236L8 233H6ZM19 232H20V231H19ZM102 232H101V234H102ZM124 232H125V231H124ZM133 232H134V231H133ZM144 232H145V231H144ZM165 232H166V231H165ZM207 232H204V233L207 234ZM213 232H215V231L213 230ZM213 232H212V233H213ZM229 232H230V231H229ZM243 232H244V234L246 233L245 231H243ZM248 232H247V233H248ZM12 233H14V232H12ZM31 233H30L29 236H31ZM49 233H51V232H49ZM49 233H48V235H49ZM91 233H92V232H91ZM91 233H90V234H91ZM99 233H100V232H99ZM204 233L202 232V234H204ZM212 233H211V235H212L211 237L213 238V236H216V235H215V234H212ZM218 233H219V232H217V235H218ZM234 233H235L236 235H235ZM247 233H246V234H247ZM254 233H255V232L253 231L252 235H253ZM22 234H23V236H24V233H22ZM26 234H27V233H26ZM40 234H41V233H40ZM46 234H47V233H46ZM52 234L54 235V233H51V235H52ZM74 234H75V233H74ZM111 234H112V233H111ZM129 234H130V233H129ZM133 234H134V233H133ZM158 234H160V232H159ZM167 234H168V233H167ZM174 234H175V233H174ZM174 234H173V236H174ZM185 234H186V233H185ZM198 234H199V233H198ZM198 234H197V235H198ZM206 234H205V235H206ZM220 234H219V235H220ZM223 234H221L220 236L224 239V241H227V240L229 241V239H230V238H228L229 236L227 237V236H224ZM233 234H234L235 236H234ZM242 234H243V233H242ZM255 234H257V233H255ZM55 235H56V234H55ZM103 235H105V234H102V236H103ZM115 235H116V234H115ZM122 235H123V234H122ZM125 235H126V234H125ZM151 235H152V234H151ZM160 235H161V234H160ZM200 235H201V234H199V236H200ZM205 235H202V236L205 237ZM222 235H223L224 237H223ZM228 235H229V234H228ZM247 235H249V234H247ZM247 235H245V240H244V242L246 241V238H247L248 241H250V238H251V239L253 238V237H251V236H250V238H248L249 236H247ZM250 235H251V234H250ZM261 235H262V234H261ZM0 236H1V235H0ZM2 236H1V238H2ZM5 236H4L3 238L6 239L7 237H5ZM18 236H19V235H18ZM38 236H41V235H38ZM44 236H45V235H44ZM44 236H43V239H42V240H41V238H40V243H37V245H40V244L42 243L41 246H37V249H40V251L43 250V249L46 250V251H48V250L51 248V250H52V252H53L52 247L48 248L50 245H48V247H47V244H46V243L50 244V242H51V244H52V241H53V240H55V242L57 243L56 239L53 238V240L50 241L49 239L45 238ZM49 236H50V235H49ZM77 236L80 237L79 234H77ZM77 236H76V237H77ZM128 236H129V235H128ZM130 236H131V235H130ZM144 236H145V235H144ZM175 236H176V235H175ZM199 236H198V238L201 239L202 236H201V237H199ZM209 236H210V234H209ZM233 236H234V237H233ZM240 236H241V235H240ZM240 236H239V237L237 236L238 238L236 237L237 239H235L234 242L230 240L228 243H229V244H231L230 242L235 243L236 241L240 240V239H239ZM19 237H20V236H19ZM21 237H22V236H21ZM25 237H27V236L25 235ZM25 237H24V239L26 240L27 238H25ZM31 237H32V236H31ZM34 237H32V238H34ZM46 237H47V236H46ZM50 237H51V236H50ZM56 237H57V236H56ZM85 237H87V236H85ZM91 237H92V236H91ZM91 237H90V238H91ZM100 237H101V236H100ZM111 237H112V236H111ZM121 237H122V236H121ZM138 237H139V236H138ZM148 237H150V235H149ZM176 237H177V236H176ZM206 237H208V236H206ZM225 237H226V238H225ZM262 237H263V235L261 236V238H262ZM1 238H0V240H1ZM32 238H31V239H32ZM64 238H65V237H64ZM73 238H74V237H73ZM90 238H87V239H90ZM98 238H99V237H98ZM101 238H102V237H101ZM101 238H100V239H101ZM134 238H136V237H134ZM139 238H140V237H139ZM144 238H145V237H144ZM167 238H168V237H167ZM192 238H191L190 240H193ZM208 238H209V237H208ZM208 238H207V239H208ZM218 238H219V237H218ZM222 238H221V239H222ZM227 238H228V239H227ZM241 238H242V237H241ZM261 238L259 237V239H261ZM24 239H22V240H23V243H24V241H25ZM31 239H30V241H32ZM34 239H35V238H34ZM50 239H52V238H50ZM84 239H86V238H84ZM92 239H93V238H91V240H90L91 242H92ZM94 239H96L95 241H97V238H96V237H95ZM100 239H99V240H100ZM106 239H107V237H106ZM108 239H109V238H108ZM111 239H113V238H111ZM125 239H127V238H125ZM137 239H138V238H137ZM140 239H143V237H141ZM147 239H148V238H147ZM174 239H175V241L177 240V238H174ZM174 239H173V240H174ZM183 239H184V238H183ZM216 239H217V237H216ZM226 239H227V240H226ZM259 239H258V240H259ZM3 240H4V239H3ZM9 240L11 241V239H9ZM19 240H20V238H19ZM19 240H17V242H18ZM22 240H20V241H22ZM35 240H36V239H35ZM45 240H46V241H45ZM65 240H66V239H65ZM80 240H82V239H80ZM115 240H116V239H115ZM184 240H185V239H184ZM190 240H189V242H193V241H190ZM204 240H205V239H204ZM210 240H211V238H210ZM210 240H209V243L212 242V241H210ZM256 240H257V239H256ZM1 241H2V240H1ZM12 241H13V239H12ZM20 241H19V242H20ZM36 241H37V240H36ZM41 241H42V242H41ZM47 241H48V242H47ZM71 241H72V239H71ZM87 241H88V240H87ZM95 241H93L94 243H96V244H94V246L97 245V242H98V241H97V242H95ZM101 241H102V240H101ZM136 241H137V240H136ZM185 241H186V240H185ZM201 241H202V239H201ZM205 241H206V240H205ZM222 241H223V240H222ZM222 241L220 240V242H219V241H218V242L221 243V247H225L224 245L222 246ZM248 241H247V242H248ZM251 241H252V240H251ZM261 241H262V240H261ZM17 242L14 243V241H13L14 244L18 245L19 243L17 244ZM43 242H44L45 245L43 244ZM60 242H61V241H60ZM76 242H78V239H77ZM82 242H83V241H82ZM107 242H108V241H107ZM112 242H113V241H112ZM144 242H145V241H144ZM146 242H147V241H146ZM181 242H182V241H181ZM187 242H188V241H187ZM247 242H245V244H246ZM263 242H264V241H263ZM5 243H7V242L5 241ZM5 243H4V245H5ZM33 243H34V242H33ZM64 243H67V242H64ZM99 243H100V242H99ZM99 243H98V244H99ZM108 243H110V242H108ZM108 243H107V244H108ZM116 243H117V242H116ZM139 243H140V242H139ZM163 243H164V242H163ZM171 243H172V242H171ZM212 243H213V242H212ZM228 243H227V245H228ZM239 243H241V242H239ZM242 243H243V242H242ZM250 243H252V242H250ZM261 243H262V242H261ZM21 244H22V242H21ZM26 244H27V242H26ZM26 244H25V245H26ZM31 244H32V242H31ZM31 244H30V245H31ZM68 244H69V243H68ZM68 244H67V245H68ZM86 244H87V243H86ZM88 244H89V243H88ZM90 244H91V243H90ZM100 244H101V243H100ZM113 244H114V243H113ZM130 244H131V243H130ZM169 244H170V242H169ZM172 244H173V243H172ZM184 244H185V243H184ZM190 244H192V243H190ZM223 244H224V243H223ZM243 244H244V243H243ZM245 244H244V245H245ZM4 245H3V246H4ZM8 245L10 246V245H12V244L9 243ZM43 245H44V246H43ZM60 245H61V244H60ZM63 245H64V244H63ZM67 245H66V246H67ZM81 245H82V244H81ZM103 245H104V244H103ZM116 245H117V244H116ZM153 245H154V244H153ZM157 245H158V244H157ZM174 245H175V244H174ZM176 245H177V244H176ZM188 245H189V244H188ZM188 245L185 246V249H187ZM203 245H204V243H203ZM203 245H202V243H201V245H200L201 248L203 247ZM207 245H208V243L204 245V248H206V247L208 248V246H209L210 244H209L208 246H207ZM259 245H261V244L259 243ZM18 246H19V245H18ZM21 246H22V245H21ZM28 246H29V245H28ZM32 246L35 247L34 244H33ZM42 246H43L44 248H43ZM52 246H53V244H52ZM100 246H101V245H100ZM167 246H168V245L165 244V247H166V248H167ZM189 246H190V247H188V249H189V248H192L191 251L193 252V250H194V251H195L194 253L196 254V251H197L199 248L197 249V247H195V246L193 247L192 245H189ZM211 246H212V249H213V246H214V245L212 244ZM228 246H229V245H228ZM245 246H246V245H245ZM248 246L251 247L249 244H248ZM0 247H1V245H0ZM40 247H41V248H40ZM62 247H63V246H62ZM83 247H84V246H83ZM91 247H92V246H91ZM97 247H98V245H97ZM97 247H95V248H97ZM106 247H108V246H106ZM231 247H232V245H230V249L233 248V247H232V248H231ZM241 247H242V246H241ZM253 247H256V245L253 246ZM253 247H252V248H249V251H250V249H252V250H251V252H252V251L255 249V248H253ZM26 248H27V247H26ZM42 248H43V249H42ZM46 248H48V250H47ZM70 248H71V247H70ZM74 248H75V247H74ZM92 248H93V247H92ZM112 248H113V247H112ZM178 248H179V247H178ZM194 248H195L196 250H195ZM207 248H206V251L208 252V249H209V248H208V249H207ZM215 248H217V247H215ZM215 248L213 249L215 252L212 250V251H213L212 254H211L212 256H213V253H214V256H215V255L217 256L218 254H219V255H221V254H225L224 252L222 253L221 250H220L221 253L218 251L219 253L217 254L216 251H217L218 249L215 250ZM246 248H248V247H246ZM5 249H6V248H4L3 251H0V257H1V258H2V257H5V254H6L7 252H9V251L6 252ZM8 249H9V248H8ZM27 249H28V248H27ZM35 249H36V247L34 248V250H35ZM37 249H36V250H37ZM56 249H57V245H56ZM65 249H66V248H65ZM67 249H68V248H67ZM82 249H84V248H82ZM164 249H165V248H164ZM164 249H161V250H164ZM175 249H176V248H175ZM183 249H184V248H183ZM183 249H182V250H183ZM202 249H203V248H202ZM219 249H220V246H219ZM227 249H228V250H227ZM227 249H225V251H232V250H233V249H232V250H229V247H227ZM236 249H237V247H236ZM243 249H244V248H243ZM243 249H242V250H243ZM258 249H259V246L257 247V251L260 252V249H259V250H258ZM263 249H264V248H263ZM23 250L26 251L25 248H24ZM62 250H64V249H62ZM70 250L72 251L73 249H70ZM70 250H69V251H70ZM104 250H105V249H104ZM114 250H115V249H114ZM152 250H154V249H152ZM155 250H158V249H155ZM167 250H169V249L167 248ZM222 250H223V249H222ZM246 250H247V249H246ZM54 251H55V250H54ZM58 251H59L58 254L60 255V251H61V250H59V248H58ZM97 251H98V250H97ZM101 251H102V250H101ZM106 251H107V249H106ZM106 251H105V252H106ZM171 251H172L171 249H170V251H166V249H165L164 252H166V255H167V252H169V255H170L169 257H171L172 255H173V257H174V256L176 255V256L173 258V259H175L176 262H175V261H174V262H175V264H176V263L178 262V260H181V259H182V258L178 259L181 255H179V254L177 255V254H176V253H179L178 251H181V250L176 251V253L173 251V252L175 253V255H174L173 252H172L173 254L171 255ZM187 251H188V250H187ZM203 251H205V249H203ZM233 251H234V250H233ZM239 251H240V252H239ZM243 251H244V250H243ZM249 251H246V252H249ZM10 252H12V251H10ZM44 252H45V251H41L39 255H41V253H44ZM63 252H64V251H63ZM112 252H113V251H112ZM116 252H117V250H116ZM152 252H153V251H152ZM207 252H206V253H207ZM210 252H211V251H210ZM251 252H249V253H251ZM259 252H258V254L255 252L257 255H256L255 253H253L252 255L250 254V256H252V257L248 256V258H243L242 256H243L245 253H244L243 255H240L239 257H242L244 260L246 259L247 262H246V261H242V262L245 263V264H247V263H248V264H249V263H250V264H254V263H255V264H256V263H257V264H262V263L264 262V260H261V259H264V258H262V257L264 256V252H263V250H262V252L260 253V254H262V256L259 254ZM2 253H4V255H3ZM12 253H13V252H12ZM67 253H68V252H67ZM82 253H83V252H82ZM126 253H127V252H126ZM150 253H151V252H148V253H147L148 256H147V254H146V256H147V257L145 256L146 259H148V257L150 256ZM184 253H186L185 250H184L183 254H182V252H181L180 254H182V256L184 255V257H185L186 254H184ZM194 253H193V257L195 256ZM202 253H203V252H202ZM206 253H205V255H206ZM228 253H229V252H227V255L230 254V253H229V254H228ZM237 253H238V254H239V253L242 254L243 252H242L241 250H238ZM52 254H53V253H52ZM58 254H57V255H58ZM98 254H100V253H98ZM115 254H116V253H115ZM160 254H162V256H161ZM160 254H159V256H156V257H158L156 260H159V259L162 258V260L164 261L165 259L163 258V255H165V254H163V253H160ZM10 255H12V254L10 253ZM13 255H14V254H13ZM43 255H44V254H42V256H40V258H38V260H36V262H37L36 264H39V263L43 264L44 262L47 263V264H49V262L52 261V259H51V260H49V261L47 262V260H46V258H45V255H44V256H43ZM49 255H50V254H49ZM53 255H54V254H53ZM59 255H58V256H59ZM123 255H124V254H123ZM128 255H129V254H128ZM144 255H145V254H144ZM166 255H165V257H166ZM205 255H203V254L201 255V253H200V254H196L197 257L195 256L194 258L188 259V260H187V261H188L187 264H191V263L193 264L194 261H195V263L198 261V264H206V262H207V260H208V259L206 260V257H207V258L209 257V258H211V259H212V258H215L214 256L212 257V256L209 255L208 253H207L208 256L206 255V257L204 258ZM227 255H226V256H227ZM236 255H237V254H236ZM236 255H235V256L233 255V257L235 258ZM7 256H8V255H7ZM7 256H6V257H7ZM47 256H48V255H47ZM51 256H52V255H51ZM58 256H57V257H58ZM97 256H98V255H97ZM151 256H152V254H151ZM153 256H154V255H153ZM200 256H201V257H200ZM210 256H211V257H210ZM253 256H256V257L253 258ZM258 256H259V257H258ZM8 257H9V256H8ZM8 257H7V258H8ZM41 257H43V259H45L46 261H44ZM52 257H54V256H52ZM52 257H51V258H52ZM55 257H56V255H55ZM143 257H144V256H143ZM160 257H161V258H160ZM169 257H168V259H169ZM184 257H183V259H184ZM227 257H228V259L230 258V256H227ZM239 257H238L237 259L233 260V261H230V260H229V262H233V264H235V262H239V261L241 262L242 259L240 258V259H241V260H240ZM246 257H247V256H246ZM1 258H0V259H1ZM68 258H69V256H68ZM68 258H67V260H68ZM97 258H98V257H96V261H97ZM109 258H110V257H109ZM125 258H126V257H125ZM125 258H124V259H125ZM149 258H150V257H149ZM195 258H196V259H195ZM203 258H204L206 261H205ZM234 258H233V259H234ZM256 258H257V259H256ZM259 258H260V260H259ZM2 259H3V258H2ZM2 259L0 260V262H1V261L3 262ZM40 259H41L42 261H41V262H38ZM48 259H49V257H48ZM55 259H57V258H55ZM55 259H54V260H55ZM70 259H71V258H70ZM70 259H69L68 261H70ZM134 259H135V258H134ZM150 259H152V257H151ZM150 259H148V260L150 261ZM153 259H154V258H153ZM153 259H152V260H153ZM168 259H167V257H166V260H167V261H172L171 258H170L171 260H168ZM230 259H231V258H230ZM248 259H249V260H248ZM250 259H252V260H250ZM67 260H66V261H67ZM80 260H81V259H80ZM108 260H109V259H108ZM137 260H138V259H137ZM142 260H143V259H142ZM152 260H151L152 264H154V263H155V264H162V263H159V261L156 263V262H155V261H156L155 259H154V263H153ZM193 260H194V261H193ZM196 260H197V261H196ZM213 260H214V259H213ZM218 260H219V258H218ZM222 260H224V261H222ZM225 260H226V259L223 257V258H221V260H219L218 262H217V260H216V261L214 260V261H215V263L217 262V264H218L219 262L222 261V263H220V264H224V263H225ZM231 260H232V259H231ZM256 260H257L258 262H259V261H260V262L262 261V262H261V263H260V262L258 263ZM7 261H8V260H7ZM7 261H5V263H6ZM71 261H72V260H71ZM73 261H74V260H73ZM109 261H110V260H109ZM113 261H114V260H113ZM123 261H124V260H123ZM125 261H126V260H125ZM163 261H162V262H163ZM183 261H184V260H182L181 262H183ZM199 261H201L202 263H200ZM203 261H204L205 263H203ZM250 261H251V262H250ZM10 262H11V261H10ZM10 262H9V264H12V263H10ZM42 262H43V263H42ZM130 262H131V261H130ZM132 262H133V261H132ZM146 262H147V261H146ZM164 262H165V261H164ZM181 262H179V263H181ZM240 262H239V264H240ZM253 262H254V263H253ZM3 263H4V262H3ZM50 263L52 264V262H50ZM53 263H54V264H57V263H59V262H56V263H55V261H54ZM61 263H62V262H61ZM105 263H106V262H105ZM105 263H103V264H105ZM168 263H169V262H168ZM183 263H184V262H183ZM227 263H228V262H226L225 264H227ZM243 263H241V264H243ZM0 264H1V263H0ZM7 264H8V262H7ZM14 264H15V263H14ZM59 264H60V263H59ZM97 264H98V263H97ZM145 264H146V263H145ZM165 264H167V263L165 262ZM170 264H171V263H170ZM229 264H230V263H229ZM231 264H232V263H231ZM263 264H264V263H263Z\"/></svg>",
	"mask_w": 264,
	"mask_h": 264
}]
</instances>
